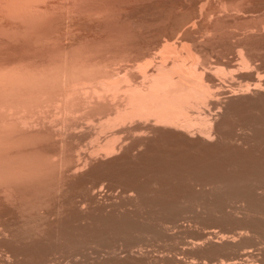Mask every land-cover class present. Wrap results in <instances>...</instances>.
<instances>
[{
  "label": "rangeland",
  "instance_id": "1",
  "mask_svg": "<svg viewBox=\"0 0 264 264\" xmlns=\"http://www.w3.org/2000/svg\"><path fill=\"white\" fill-rule=\"evenodd\" d=\"M14 1L15 0H0V61H1V63H4V65H5V63H8V65H9V63L10 62H13V64H14V62H16V60H19V59H21V61H18V62H22L23 63V61H22V58H20V55H21V57H23V56H30L31 54L30 53H33V55L35 54V56H36V54L37 53H39L38 55H40V49L42 48L41 46H40V44H43L42 46L44 47L43 49H41V51L43 50H45V49H47V48H52L53 47V45L52 46H50L51 45V43H55V40H54V37L55 38H59V36H60V41H62L63 42V46H65V48L67 49H65L63 46H61V48H64L67 52H63L62 51V54H64V56L66 57H71V58H69V61H70V59H76V62L75 61H70L69 62V65L71 66L72 65V63L71 62H75V64L73 63V67L72 68H74V65L75 66H78V65H76V64H79V62H81L80 64H82L83 66H81V67H83V69H86L87 67H89L90 68V63H88V61L86 60V59H88L89 57V54L87 55H85V57H83L84 55H82L80 52H82L83 51V48H82V45H84L85 43H92L93 42V44H92V47H88V49L89 50H91L90 48H92V51H94L93 49H95V47H96V43L95 42H102L101 44H99V45H101V46H103V44H106L107 45V47L109 48V52H114V51H116V50H111L110 51V48H112L113 49V47L115 48V47H118L119 48V50H118V48H116L118 51H121L122 50V54L124 55V53H125V55L123 56L122 54H120L121 52H118V54H116L117 52H115L114 53V55L116 54V56L113 58V56L112 55H110L114 60L116 59V61H118V59H117V56H118V58H120L119 56L121 55V56H123V57H125V56H127L128 57V55L130 56L129 58V60L131 61H129V60H127V61H125L124 59V63L123 62H121V61H123L122 59L120 60V62L118 61V63H120L119 65H115L114 64V66H111L110 64L111 63H114V61L112 62V60L111 61H109V64L108 63H106V64H104V63H102V64H104V66H106L107 64L108 65H110L109 66V68L110 67H113V69H117V68H119V67H122V71L120 70V69H117V70H115L117 73H115V75H114V70L113 69H109L108 68V66L107 67H104L101 63V65H102V67H101V65H100V67L102 68L101 69V72L100 73H104V72H102V70L104 71V70H106V68H107V70H108V72H111V70L112 71H114L111 75L112 76H116V75H121L122 77L123 76H125L127 73L126 72H129L130 70L131 71H133L134 72V70H136V68H137V72L135 71L134 73H135V77H133L132 75V78H131V76H129L130 77V79L132 80V81H135L136 82V80H137V74L136 73H138V76H140V75H142V73H145V74H150L152 71H153V69L155 68L154 67V65H155V63L157 64V63H160V61L159 60H161V58L162 57H166V60H168L167 62L168 63H171L174 59H173V57H176V55L178 56V57H180V56H184V55H186V52L184 53V50L185 49H179L180 47H184V45H186L187 43V45L185 46V48H187V47H189V44H190V47H191V50H190V53L192 54V52L194 51L195 53L193 54L194 56H192V57H190V61L191 62H195V61H198L199 62V58H201L200 59V62L202 63V64H205L204 66L199 62V65H197V64H195V65H197V67L198 68H196V69H198V71H200L201 73H202V71L203 72H205V73H203L204 75H205V77H209L210 79L211 78H213L211 81H212V84H214L216 81H217V78L219 77V75H221L219 78H218V81L217 82H221L222 81V79L224 80L223 81V84H221V83H217L216 82V84H221V85H216L215 86V84H214V86H215V90H217V91H219V88H217V86L218 87H221V86H223V87H221V89L220 90H222L220 93H222L223 94V96H222V98L224 99V94H227V92H229L227 95H229L230 94V91L231 90H234L233 88H236L235 89V91H237L235 94H237V93H239V91L240 92H242V88H241V90L240 89H238L237 90V87H235L234 86V84L235 85H239L238 86V88L239 87H241L242 85L241 84H246L247 85V83L248 84H250V85H248L249 86V88L252 86V89H255V88H253V87H256L255 85L256 84H252V82L254 83H256V81H258V78L257 77H262V81H258L257 83H259V82H264L263 81V78H264V0H223V1H221V0H211V3L209 2V3H207V1H203L202 0V2L200 1V0H151L152 2H150V0H139L138 2L137 1H135V0H131V1H134L135 2V5H134V2H132V3H130V2H126V3H129L130 4V8H129V5L128 4H125V5H128V7L127 6H125L124 5V1H123V3L122 2H118V1H121V0H116V1H114V0H112V1H107L108 3H110L111 4V2H113L112 4H114L115 5V8L116 7H119V4L120 3H122L123 5H124V7L122 8V7H120L121 8V12L123 11V13H125V12H127V13H125L124 15H122L120 18L118 17V18H115L114 19V17L116 16V15H120L121 14V12H119V13H117L118 11H114V13H110V12H106V8L107 7H109V9L111 8V6H112V4L111 5H109L108 3H107V5H109V6H107V5H105V4H103L104 2H106V1H104V2H102L101 0H100V2H101V4L99 5L100 6V8H101V10L102 11H100L99 10V13H101V12H103L104 10H105V12H104V14L102 13V15L103 16H105V15H107L108 13L109 14H114V17L112 16V18H113V20H109L110 21V23H108L109 21H107L108 20V18L110 17V15H109V17L108 16H105L104 18H106V17H108L107 18V20L106 19H104V21H105V23L102 21L103 20V16H100V15H96L95 13H98V10L94 7V5L93 4H88V5H90L89 7H94L95 8V10L94 11H96L97 10V12H93L92 13V15H94L95 14V17H97V16H99L98 18H93V17H91L92 15H90V17L87 15L88 13H90L91 14V11L92 10H90V12L89 11H87V13H86V11H85V14L86 15H82L83 14V12H81V11H83V9L86 7V8H88V5L87 6H85V1H87V0H81V3L80 4H82V1H83V4H84V8H83V4L81 5V9H78V2H80V0H76V2L78 3L77 5H76V3L75 2H72L73 0H41V1H39V0H36V1H39L38 3L39 4H37V2L36 1H33L34 3H33V5H34V7H37L36 8V10H35V8H32L33 9V11L31 12V10H29V12L27 11V10H24L25 9V5L23 6L22 5V1H24V0H19V1H17V3H15V4H18V5H15L14 4ZM25 1H28V0H25ZM75 1V0H74ZM92 2L91 3H93V0H91ZM97 0H95V2H96ZM126 1H129V0H126ZM142 1H144V2H142ZM192 1V2H191ZM196 1V2H195ZM238 1V2H237ZM240 1V2H239ZM21 3V5H20V3ZM35 2H36V4L37 5H35ZM44 2V3H43ZM45 2H47V3H45ZM55 2V3H54ZM99 2V0L97 1V3ZM99 2V3H100ZM137 2V3H136ZM150 2V3H149ZM171 2V3H170ZM204 2H206V3H204ZM219 2H221V3H219ZM225 2L227 3V4H225ZM244 2V3H243ZM11 3H13L16 7L15 8H17V9H15L14 8V5L12 4V6H11ZM54 3V4H53ZM71 3H75V4H71ZM86 3H89L88 1L86 2ZM116 3V4H115ZM119 3V4H118ZM139 3L140 4H142V5H140L139 6ZM147 3V4H146ZM202 3H204L203 5H205L206 4V6H205V10H206V12H210V14H206L207 16H205L203 13H200V11H199V9H200V5L202 4ZM225 4V9L223 10V7L224 6H222V5H224ZM240 3V5H238ZM241 3H242V5H241ZM42 4V5H41ZM70 4L71 5H75V7L77 8V10L76 11H78V12H80V13H82L81 15H80V13H76V11H75V14H79L78 16L76 15H74V12H73V10H72V13L69 11V9H70ZM118 4V5H117ZM122 4H120V6H122ZM209 4H211V8H210V11H209V9H208V7L210 6ZM221 4V5H220ZM231 4V5H230ZM97 5V4H96ZM95 5V6H96ZM157 5V6H156ZM182 5V6H181ZM196 5V6H195ZM217 5V6H216ZM226 5H227V7H226ZM236 5H238V7H239V10L237 9V6ZM19 6H22V7H20V9H19ZM41 6V7H40ZM46 6H48V10H49V13H50V15L53 17V15L55 14V16L57 15L58 16V18H59V20L58 19H56L55 17V19L57 20H55V19H53V20H55V22L54 21H52V22H54V23H52V22H50L49 24L51 25V27H48V28H46V30L47 29H49L50 30V28H52V26H53V28H52V30H54L55 29V31H53V33L51 34H49V32H46V33H48V35H49V37H48V35L44 32V34H46V39H45V35H43L44 36V39L43 38H40L39 36H38V33L40 32V31H38L40 28L42 29V30H45V29H43V23L45 24V21L46 20H44L43 18V20L41 19V18H39V19H37L38 17H43L44 15H45V19L46 18H50V17H48V16H50V15H48V16H46L47 14H49L48 12L46 13L44 10H46L45 9V7ZM50 6V7H49ZM51 6L53 7V9L51 8ZM57 6V7H56ZM59 6V7H58ZM80 6V5H79ZM98 6V7H99ZM101 6H104V10L102 9L103 7H101ZM107 6V7H106ZM134 6H136L135 8H134ZM172 6V7H171ZM222 6V7H221ZM233 6V7H232ZM234 6H235V8H234ZM11 7V8H10ZM42 7H43V9H42ZM54 7H56V8H54ZM64 7V8H63ZM72 7V6H71ZM97 7V8H98ZM126 7V8H125ZM181 7H182V9H181ZM207 7V8H206ZM222 9H221V8ZM230 7V8H229ZM231 7H232V9L234 8L235 10H233V11H231L232 9H231ZM243 7V8H242ZM247 7V8H246ZM12 8H14V10L12 9ZM21 8H24V9H21ZM28 7L26 6V9H27ZM41 8V9H40ZM58 8H60V9H58ZM69 8V9H68ZM76 8H73L72 7V9H76ZM85 8V9H86ZM114 8V6H112V9L111 10H114L115 9ZM127 8H129V9H127ZM149 8V9H148ZM176 8V9H175ZM199 8V9H198ZM18 9H19V11H18ZM52 10V13L54 12V14L52 15L51 14V10ZM57 10V11H55V10ZM92 9V8H91ZM108 9V8H107ZM108 9V10H109ZM119 9V8H118ZM117 9V10H118ZM122 9H124V10H122ZM127 9V10H126ZM143 9V10H142ZM154 9V10H153ZM13 10V11H12ZM18 12H17V11ZM25 11V12H23V14H22V11ZM79 10H81V11H79ZM86 10H88V9H86ZM107 10V11H108ZM140 10V11H139ZM156 10V11H155ZM190 10V11H189ZM231 12H230V11ZM10 11H12V12H10ZM14 11H16V12H14ZM29 13V14H31V13H33V12H39V13H37L36 12V14H37V16L35 15V13L34 14H31L30 16L33 18V20L31 19L30 20V18L31 17H29L28 15L29 14H27V12ZM47 11V10H46ZM59 11V12H58ZM120 11V10H119ZM125 11V12H124ZM182 11V12H181ZM56 12V13H55ZM169 12V13H168ZM233 12H235V13H233ZM240 12H241V14H240ZM8 13V14H7ZM19 13V14H18ZM25 13V14H24ZM41 13H43V14H41ZM45 13V14H44ZM59 13V14H58ZM106 13V14H105ZM117 13V14H116ZM122 13V14H123ZM164 13V14H163ZM190 13V14H189ZM216 13V14H215ZM238 13V14H237ZM21 14V15H20ZM72 14L74 15V16H72ZM157 14V15H156ZM162 14V15H161ZM200 14V15H199ZM201 14H203V15H201ZM252 14V15H251ZM22 15H24V17L26 16V17H28L29 19L27 20V18H24ZM33 15V16H32ZM43 15V16H42ZM127 15V16H126ZM139 15V16H138ZM220 15V16H219ZM232 15V16H231ZM235 15V16H234ZM239 15V16H238ZM246 15V16H245ZM251 15V16H250ZM56 16V17H57ZM62 16V17H61ZM70 16V17H69ZM81 16V17H80ZM85 16H87V17H84ZM132 16V17H131ZM166 16V18H164ZM218 16V17H217ZM237 16V17H236ZM253 16V17H252ZM259 16V17H258ZM35 17V18H34ZM80 17V18H79ZM89 17V18H88ZM190 17V18H189ZM197 17V18H196ZM23 18V19H22ZM82 18V19H81ZM93 18V19H92ZM126 18V19H125ZM183 18V19H182ZM187 18V19H186ZM199 18V19H198ZM225 18V19H224ZM20 19V20H19ZM26 19V20H25ZM91 19V20H90ZM98 19H102V20H98ZM119 19V20H118ZM153 19V20H152ZM167 19V20H166ZM186 19V20H185ZM201 19V20H200ZM224 19V20H223ZM229 19V20H228ZM231 19V20H230ZM25 20V21H24ZM38 20H40L39 22H38ZM42 20V21H41ZM91 22H90V21ZM117 20V22H115ZM211 20V21H210ZM217 20V21H216ZM27 21H30L29 23L27 22ZM37 21V22H36ZM98 21V22H97ZM107 21V22H106ZM112 21H113V23H112ZM120 21V22H119ZM224 21V22H223ZM242 21V22H241ZM24 22V23H23ZM36 22V23H35ZM41 22V23H40ZM43 22V23H42ZM47 22H48V20H47ZM46 22V23H47ZM57 22V23H56ZM234 22V23H233ZM26 23H27V25H26ZM33 23H35L36 24V26L35 27H33L35 24H33ZM53 25H52V24ZM117 25H116V24ZM209 23V24H208ZM236 23V24H235ZM247 23V24H246ZM29 24V25H28ZM30 24H31V26H30ZM40 24V27H38V25ZM48 24V23H47ZM46 24V25H47ZM48 24V25H49ZM91 24H93V25H91ZM119 24V25H118ZM194 24V25H193ZM211 24V25H210ZM42 25V26H41ZM49 25V26H50ZM172 25V26H171ZM181 25V26H180ZM182 25H184V26H182ZM192 25V26H191ZM116 26V27H115ZM119 26V27H118ZM191 26V27H190ZM227 26V27H226ZM30 27H31V29H30ZM56 27V28H55ZM183 27V28H182ZM185 27H187V29H189V30H187ZM207 27V28H206ZM217 27V28H216ZM221 27V28H220ZM226 27V28H225ZM33 28V29H32ZM44 28H45V26H44ZM182 28V29H181ZM195 28V29H194ZM210 28V29H209ZM35 29V30H34ZM119 29V30H118ZM181 29V30H180ZM185 29H186V31L187 32H189V33H187L186 31H185ZM29 30V31H28ZM38 31V33H37V36H35L36 35V32ZM51 30V31H52ZM197 30V31H196ZM200 30V31H199ZM26 31H28V32H26ZM116 31H117V33H116ZM177 31V32H176ZM186 33H185V32ZM220 31V32H219ZM30 32V33H29ZM187 35H189V36H184V33ZM205 32V33H204ZM217 32V33H216ZM222 32H224V33H222ZM31 33H34V35L33 34H31ZM113 33V34H112ZM115 33V34H114ZM183 33V34H182ZM208 33V34H207ZM220 33H222V34H220ZM40 34V33H39ZM117 34V35H116ZM32 35V36H31ZM111 35V36H110ZM221 35V36H220ZM29 36V37H28ZM35 36V37H34ZM41 37H42V34L40 35ZM50 36L52 37V38H50ZM123 36V37H122ZM27 37V38H26ZM33 38V40H32V38ZM37 37H39L40 39H42V41L43 40H45L46 42H47V40L50 38V40L49 41H51V42H49V44H46V42L44 41L43 43H41V41L39 40V38H37ZM47 37H48V39H47ZM173 37V38H172ZM178 37V38H177ZM189 39H188V38ZM195 37V38H194ZM202 37V38H201ZM207 37V38H206ZM57 38V39H58ZM116 40H115V39ZM120 38V39H119ZM123 38V39H122ZM191 38V39H190ZM193 38V39H192ZM52 39H53V42H52ZM100 39V40H99ZM119 39V40H118ZM176 39V40H175ZM182 39V40H181ZM184 39V40H183ZM196 39V40H195ZM27 40H29L28 42H30L31 43V45H32V47H36L35 46V44H36V40H39V41H37V45H38V42H40L39 43V50H38V47H36L35 49H37L36 50V53H35V51L34 50H32V51H34V52H32V51H30V49L31 48H29L28 47V50H29V52H28V50H26V46L28 45L27 43ZM103 40V41H102ZM108 40V41H107ZM118 40V41H117ZM167 40V41H166ZM175 40V41H174ZM187 42H186V41ZM33 41H35V43L33 42ZM59 41V40H58ZM57 41V42H58ZM105 41H107V42H105ZM109 41H111V42H109ZM115 41H117V42H115ZM173 41L175 42L174 44H173ZM202 41V42H201ZM23 42H25L24 44H23ZM56 42V43H57ZM99 42V43H100ZM178 42V43H177ZM200 44H199V43ZM33 43V44H32ZM56 43L54 44V45H56ZM94 43H95V45H94ZM167 44V46H166V44ZM171 43V44H170ZM25 44H26V46H25ZM59 44V43H58ZM61 44V43H60ZM117 44V45H116ZM163 44H164V47H162L163 46ZM168 44L170 45L169 46V48H168ZM183 44V45H182ZM198 44V45H197ZM23 45V46H22ZM47 45V46H46ZM50 47H49V46ZM62 45V44H61ZM81 45V48H82V51H77V48L79 47ZM86 45V44H85ZM88 46H89V44H87ZM174 46V45H176V46H174L173 48L175 49L176 47H178V49L176 48V55L174 56L173 54L175 53L174 52V50H172L173 48H172V46ZM30 46V45H29ZM58 45H56V47H57ZM69 46H71L70 48H68ZM76 46H77V48H76ZM161 46V47H160ZM166 46V47H165ZM196 46V47H195ZM24 47V48H23ZM31 47V46H30ZM41 47V48H40ZM75 47V48H74ZM84 47V46H83ZM85 47H87V46H85ZM126 47H128V48H126ZM134 47V48H133ZM141 47H143V48H141ZM189 47V48H190ZM196 49H195V48ZM50 48V49H51ZM54 48V47H53ZM60 48V47H59ZM60 48V49H61ZM73 48L74 49H76L75 50V52H77V54L79 55H82V58H81V56H80V58H78L79 56L75 53V52H73L74 54H76L74 57H73V55L72 56H70L71 55V53L72 52H70V51H73ZM97 49H98V47H96ZM100 48H103V47H100ZM105 48V47H104ZM108 48H106V49H108ZM165 48H168V49H165ZM188 48V49H189ZM32 49H34V48H32ZM48 50L49 52L50 51H54V50ZM59 49V50H60ZM63 49V50H64ZM71 49V50H70ZM87 48H85V50H86ZM88 49H87V51H88ZM106 49L105 50H103L102 49V51H104V52H102V53H105L106 52ZM123 49H124V52H123ZM133 49V50H132ZM160 49V50H159ZM57 49H55V51H56ZM70 50V51H69ZM78 50H80L79 48H78ZM162 50V51H161ZM179 50V51H178ZM180 50H182L183 51V53H184V55H182L183 53H182V51L180 52ZM193 50V51H192ZM199 50V51H198ZM46 51V50H45ZM44 51V52H45ZM54 51V52H55ZM68 51L70 52V55H68V54H66L65 55V53H68ZM92 51H90L91 53H93ZM126 51H130L131 52V54L130 53H128V52H126ZM132 51H134V52H132ZM138 51H140L139 53H141L140 55V57L141 58H139V55H137V54H139V53H137V54H135L136 52H138ZM143 53H142V52ZM166 51V52H165ZM174 52V53H172V55L170 56V54H168L169 52ZM179 53H181V54H179ZM192 51V52H191ZM199 53H201V54H197L198 52ZM216 51V52H215ZM240 51V52H239ZM243 51V52H242ZM44 52H42V53H44ZM48 52V53H49ZM57 52H58V50H57ZM61 52V51H60ZM59 52V57L57 56V53L55 54V57L56 58H58V59H60V57H61V59H62V57H64L61 53ZM85 52V51H84ZM97 52V51H96ZM100 52V51H99ZM159 52H161V54H159ZM207 52V53H206ZM239 52V53H238ZM3 53V54H2ZM47 52H46V54H45V56H48L49 54H48ZM72 53V54H73ZM90 53V54H91ZM98 53V52H97ZM128 55H127V54ZM132 53H134L133 55H132ZM147 53V54H146ZM163 53H165L164 55H163ZM170 56H168L167 54ZM28 54V55H27ZM30 54V55H29ZM51 54V53H50ZM111 54V53H110ZM113 54V53H112ZM120 54V55H119ZM142 54H143V56L145 55V57H144V59H143V57H142ZM198 55L199 56V58L197 59V60H195L194 61V58L196 57V55ZM203 54V55H202ZM206 54V55H205ZM241 54H244V55H241ZM7 55V56H6ZM42 55V54H41ZM62 55V56H61ZM99 56L100 55H102V56H104L103 54H98ZM98 55H94V54H92V56L90 55V57L92 58L93 56H98ZM108 55V56H107ZM107 55H105V56H107V57H109V54H108V50H107ZM131 55H132V57H133V59L134 58H136L137 57V59H141V61L140 60H138L139 61V63H137L138 61L136 60H133L132 59V57H131ZM135 55H137V56H135ZM149 55V56H148ZM151 55V56H150ZM201 55L203 56V58H204V56H205V58L206 59H203L202 57H201ZM237 55V56H236ZM3 56V57H2ZM12 57V58H9V57ZM14 56V57H13ZM34 56V57H35ZM44 56V55H43ZM44 56V57H45ZM50 56V55H49ZM51 56H54V55H52L51 54ZM102 56H100V58L99 59H101V58H103V60L105 59V58H107V57H102ZM161 58H160V57ZM173 56V57H172ZM187 56V55H186ZM240 56V57H239ZM245 58H244V57ZM2 57V58H1ZM5 57H6V59H5ZM16 57V58H15ZM19 57V58H18ZM44 57H43V59H44ZM66 57V58H67ZM110 57V58H111ZM123 57H121V58H123ZM127 57H126V59H127ZM147 57V58H146ZM151 57V58H150ZM153 57H154V62H153ZM168 57L170 58V59H168ZM171 57H172V59H171ZM178 57H176V58H178ZM188 57V56H187ZM241 57H243V58H241ZM9 58V59H8ZM32 58V57H31ZM36 58H37V60H35V62L36 63H40L39 61H38V57L36 56ZM46 58V57H45ZM48 58V57H47ZM46 58V59H47ZM55 58V59H56ZM83 58H86L85 60L87 61V65L85 66L82 62H84L85 60H83ZM91 58H90V60H91ZM94 58V57H93ZM97 58L98 57H96L95 58V61L97 60ZM159 58V59H158ZM163 58V60L165 61V59ZM181 58V57H180ZM184 58V61H189V60H187L186 59V57L184 56L183 57ZM189 58V57H188ZM191 58H193V59H191ZM207 58H209V59H207ZM248 58V59H247ZM15 59V60H14ZM40 59V58H39ZM41 59H42V56H41ZM50 59H52V58H50ZM50 59H48V63L50 62L49 60ZM54 59V58H53ZM53 59H52V61H51V63L50 64H52V65H54L55 63V61L56 60H58V59H56V60H54L53 61ZM77 59H80L79 61L77 60ZM132 59V60H131ZM144 61H143V60ZM148 59V60H147ZM203 59V61H201ZM242 59V60H241ZM2 60H7L6 62H4V61H2ZM12 60V61H11ZM14 60V61H13ZM23 60H24V58H23ZM26 60H27V58H26ZM25 60V61H26ZM45 60V59H44ZM64 60H65V58H64ZM81 60H83V61H81ZM103 60H100V62L101 61H103ZM106 60V59H105ZM109 59L107 58V61H108ZM146 60V61H145ZM158 60V62H155V61H157ZM162 60V61H163ZM169 60H171V61H169ZM177 60V59H176ZM204 60L205 61H207L206 63L204 62ZM245 60H247L248 61V63L246 64L245 62H243L242 63V61H245ZM10 61V62H9ZM30 62V59L29 60H27V62L25 63L27 66L24 68V65H22V63H20V65L17 67V68H20L21 67V65H22V68H23V70L25 69V71L27 72V70L30 68V64H28L29 62ZM38 61V62H37ZM46 61V60H45ZM59 61V60H58ZM58 61H56V62H58ZM66 61L68 62V58L66 59ZM92 61L94 62V60L92 59ZM92 61H89V62H92ZM128 61L130 62V63H128ZM133 61H135L137 64H132L133 63ZM152 64L153 63V66L151 65H149L150 63ZM161 61V62H162ZM62 63L61 64H63V65H65V67H67L68 68V66H66L67 65V63L65 62V61H63V59H62V61H61ZM63 62H65V63H63ZM93 62H92V64H93ZM97 62V61H96ZM96 62H94V66L96 65ZM103 62H106V61H103ZM111 62V63H110ZM125 62L127 63L126 65H128L127 67V69H129V67L130 66H133V65H137V66H133V67H131V69H129V70H127L125 67H124V65H125ZM141 62V63H140ZM166 61H165V63H167ZM23 63V64H24ZM31 64L33 63V62H30ZM43 63H45V62H43ZM47 63V62H46ZM54 63V64H53ZM143 63H144V65H143ZM167 63V64H168ZM187 63H189V62H187ZM195 63H197V62H195ZM209 63V64H208ZM211 63V64H210ZM219 63V64H218ZM13 64H11V66L13 65ZM17 64V63H16ZM40 64H42V62L40 63ZM58 66L57 67H60L59 66V64L58 63H56ZM55 64V65H56ZM79 64V65H80ZM90 64V65H89ZM98 64H99V62H98ZM122 64H124V65H122ZM132 64V65H131ZM206 64H208V65H206ZM213 64V65H212ZM216 64V65H215ZM3 65V64H2ZM47 65V64H46ZM54 65V66H55ZM113 65V64H112ZM121 65V66H120ZM201 65V66H200ZM212 65V67H214L213 68V70L212 69H210L211 67L210 66ZM246 65V66H245ZM7 66V65H6ZM10 66V65H9ZM9 67V68H16V65H13V67ZM38 66H40L41 67V65H39L38 64ZM43 66H44V68H43ZM42 66V68L44 69V71L47 69L46 67L48 66V70H50L51 69V67L49 66V64L47 65V66H45V65H43ZM98 66V68H96ZM97 66H95V68H96V70H95V68H94V70L93 71H99V65H97ZM116 66H119V67H116ZM145 66V67H144ZM148 66V67H147ZM156 66V65H155ZM202 66H203V68H202ZM220 66V67H219ZM248 66V67H247ZM250 66V67H249ZM4 66H2L1 67V64H0V70H2V69H5V67L3 68ZM35 67H37V65H35L32 69H33V71L34 72H36L35 70H34V68ZM39 67V68H40ZM53 67V66H52ZM64 66L63 67H60V69L61 68H65ZM85 67V68H84ZM92 67V66H91ZM114 67H116V68H114ZM141 67H142V69L143 68H146V69H143L144 70V72H143V70L141 69ZM154 67V68H153ZM207 67H209L208 68V70L210 69L211 71H214V73L216 72L214 69H217V71L219 70L218 68H220V72H222V73H220V72H217V76L216 75H214V73H213V75L211 74V72H209V74H208V70L206 69ZM217 67V68H216ZM222 67V68H221ZM243 67H245V69H243ZM21 68V69H22ZM46 68V69H45ZM54 68V67H53ZM52 68V69H53ZM67 68H65L66 70H64V69H61V72L62 73H64V71H65V73H66V71H69L70 72V70L71 69H67ZM70 68V67H69ZM79 68H80V66H79ZM78 68V69H79ZM93 68V67H92ZM104 68V69H103ZM123 68H125V70H126V72H125V70H123ZM132 68H135L134 70L132 69ZM140 68V69H139ZM151 68H152V70H151ZM204 68H205V71H204ZM6 69H8V67L6 68ZM5 69V70H6ZM21 69L19 70V69H16V70H18V71H20L21 72ZM32 69H31V71L30 72H33L32 71ZM35 69H37V68H35ZM43 69H41V70H43ZM76 69H77V67H76ZM82 69V68H81ZM247 69V70H246ZM5 70H2V71H5ZM10 71H11V69H9ZM15 70V69H14ZM47 70V71H48ZM55 70H57V68L55 69ZM63 70V71H62ZM73 70H75V69H72V71ZM87 70V69H86ZM107 70H106V75H107V77L108 76H110L108 73H107ZM110 70V71H109ZM138 70H140V73L138 72ZM239 70H245V72L243 71H239ZM40 71V70H39ZM39 71H37V72H39ZM59 72H60V70H58ZM71 71V72H72ZM124 71V72H123ZM130 71V72H131ZM141 71H142V73H141ZM232 71V72H231ZM13 72H15L16 73V71H13ZM24 72V71H23ZM26 72H24V73H26ZM28 72H29V70H28ZM121 72V73H120ZM149 72V73H148ZM224 72V73H223ZM227 72V73H226ZM248 72H250V73H248ZM3 73V72H2ZM7 74H9V72H8V70H7V72H6ZM68 73V72H67ZM99 73V74H100ZM236 73V74H235ZM255 73V74H254ZM3 74H5V73H3ZM122 74H125V75H122ZM130 74H132V72L130 73ZM140 74V75H139ZM208 74V75H207ZM216 74V73H215ZM219 74V75H218ZM227 74H229V75H227ZM234 74V75H233ZM241 74H243L242 76V78L244 79L245 78V80L243 81L242 79H240L241 78ZM248 74V75H247ZM2 75V74H1ZM101 76H105L104 74L102 75V74H100ZM99 75V76H100ZM226 75H227V77H226ZM263 75V76H262ZM118 76V77H119ZM121 76L119 77V78H121ZM214 76V77H213ZM237 76H239V77H237ZM245 76V77H244ZM250 76V77H249ZM251 76H252V78H251ZM255 76V77H254ZM257 76V77H256ZM112 78V80H109V81H107L108 79L106 78L105 80H106V82H109V83H111L112 81H113V79H115V82H117L118 81V77H117V79L116 78ZM217 77V78H216ZM229 77V78H228ZM236 77L237 78H239L238 80V84L236 83L237 81V79H236ZM249 77V78H248ZM105 78V77H104ZM110 78V77H109ZM135 78H136V80H135ZM216 78V79H215ZM235 78V79H234ZM255 78L257 79V80H255ZM134 79V80H133ZM140 79H141V77H140ZM219 79H221V81H219ZM225 79H226V81H225ZM235 80V81H232V80ZM252 79V80H251ZM117 80V81H116ZM119 80H121V79H119ZM139 80V79H138ZM138 80H137V82H138ZM214 80H216V81H214ZM242 80V81H241ZM253 80H255V81H253ZM259 80H261L260 78H259ZM140 81V80H139ZM114 82V81H113ZM227 82V83H226ZM229 82H231L232 84H230L229 85ZM235 82V83H234ZM241 82V83H240ZM243 82V83H242ZM262 83H259V85H257V88L259 87V89L260 88H262ZM124 82H121V84H119V87L120 88H122L124 85ZM225 84V85H224ZM229 85L228 86V88H227V86L226 85ZM246 85H244V86H246ZM97 86V87H96ZM95 87L97 88L96 90H97V92L99 91L98 90V85H96ZM226 86V87H225ZM80 87H82V86H80ZM94 87V88H95ZM85 88L86 87H82V89H84L85 90ZM89 89H87L86 88V90L85 91H88L89 93H91V91H92V89H91V87H88ZM223 88V89H222ZM224 88H226V89H228L227 91H225L224 90ZM232 88V89H231ZM245 87H243V89H244ZM249 88H247L248 90L247 91H249ZM65 89V88H64ZM67 89H69V88H67L66 87V90ZM81 89V88H80ZM80 89L78 88V89H76V90H79L80 91ZM82 89H81V92H77V94L75 95V96H77V95H80L79 93H81L82 95L84 94H86L85 95V98L89 95V97L90 96H92V93H91V95L89 94V93H87V92H84V91H82ZM100 89V88H99ZM70 90H72V89H70ZM69 90V91H70ZM108 90V91H107ZM223 90H224V93H223ZM245 90V89H244ZM243 90V91H244ZM217 91H215V93L217 92ZM235 91H232V92H235ZM252 90H251V88H250V91L249 92H251ZM66 92V91H65ZM93 92H94V90H93ZM97 92H94L93 93V96H92V98H93V100L92 101H89V103L87 102V101H85L84 99V96L82 97L81 95H80V97L79 96H77V97H79L80 98V100H82V101H80V102H82V105H84L85 107H86V109H87V107L88 106H92V107H95L96 108V106H98L99 104H100V101L102 102V103H104V104H108V102H111V100H113V99H109V100H106V98H109L110 97V95L112 94V97L111 98H115L114 100L115 101H113V103L112 104H114L115 102H119V97H118V94H119V96H121L122 97V95H123V91H119V93L117 92V95L116 94H113L112 92H113V90H110V89H105L104 90V92H102V93H100V91H99V93L97 94ZM123 92V93H122ZM218 92V93H219ZM103 93H106V94H103ZM109 93V94H108ZM115 93V92H114ZM219 93V94H220ZM94 94H95V97H97L98 99L97 100H95V101H99V104L98 105H92L91 103H95V101H94ZM107 94H108V96H107ZM222 94H220V95H222ZM97 95V96H96ZM100 95V96H99ZM105 95H106V97H105ZM113 95H116V96H113ZM238 95L240 96V94H237V98H238ZM74 96V97H75ZM102 96V98L103 99H100L99 100V98ZM124 96V95H123ZM81 97L83 98V99H81ZM89 97H87V98H89ZM120 97V98H121ZM63 98V97H62ZM86 98V100H90V98L89 99H87ZM225 98H226V96H225ZM96 99V98H95ZM61 100L63 101V103H65L66 101H64V99H60L58 102L60 103V104H58V106L59 107H57V105H56V107L58 108H56V107H54L55 105H52V106H49L50 108H49V110H47L48 109V107L45 109L47 112V114H42V108H43V111L45 112V110H44V105H42L43 107H41L40 106V113H38L39 115H44L43 117H45V118H41L40 117V119H43L42 121L44 122V123H42V121H41V123H40V120H38V122L36 121L37 120V118H39L38 116L39 115H36L35 116V114H33L34 112L36 113V112H38V110H37V108H35V110L36 111H34L32 108V110L31 109H27L28 107H25V109L26 110H24V107L22 108L21 107V109H23V111H25V113L22 111V110H20V111H22L23 113L21 114V113H19V114H21L22 116H20V115H18L19 117V119H17V117H15V116H17V115H15V116H12V113L13 112H16V111H13V109L15 108H9V110L10 109H12L11 110V114H9V115H11V116H9L8 114V116L9 117H7V118H10V124H12V120H15V122H16V119H17V122H16V124L17 123H20V121H22L23 119V117H25L24 119H26V123H23V122H21L20 124H22V125H20V124H15L17 127H18V125H19V127L20 128H22L23 129V125H24V130L25 131H29V130H31L32 129V127L34 126V128L31 130L32 132L34 131V130H38L39 129V132H41L40 131V125L39 124H43V125H41V128L44 126V124L47 122V125H45L46 126V131H43L44 130V128H42V132H46V134L48 133V130H47V126H51L49 129L50 130H52L51 128H53L52 126H55V129H54V131L56 130V128H57V130H58V132H54V131H49V133L47 134V135H44V138L43 137H41V136H39L40 135V133L38 134V136L41 138V140H40V138H38L37 137V139H39L38 141H35V142H33V144H32V142H31V144L29 143V141L28 140H26L25 142H27L28 141V143L30 144H28L29 145V147L27 148V149H30V150H32V151H30V150H27L26 148H24V147H26V145H25V142H24V144L22 143V147L24 148V150H27V151H29L28 153H29V155L27 156L26 155V153H25V155L23 154V156L21 155V151L23 152L24 150H21L20 148H21V143H18L19 145H17L16 144V146H18V147H20V148H18V149H20L19 151V156H21V157H26V159H28L29 158V156H30V152H32L31 153V158H35L37 155L38 156H40L41 157V155H43V157H41L40 159L42 160L43 158H44V154H41V153H43L44 152V149L43 148H45L46 149V152H44V153H47V155L46 156H48V154L49 155H54V156H59V158H60V155L62 154H60V152L59 151H64L63 150V144L61 143V145H60V142H63L64 144H66V142H67V144H68V142H69V144L71 143L70 141L71 140H69L70 138H66V139H63L64 138V133H65V127H67V130L66 131H68L70 128L72 129V127H70L72 124H74V126H77L76 124H79V121H80V123H82L81 125L82 126H84L85 128L86 127H88V129L87 130H84L86 133H87V131L89 130V126H91L90 127V131L92 132V128L94 129L93 131H94V133L93 134H91L90 136H93L94 134H95V131H98L99 130V132H100V134H99V137H98V133L99 132H96L97 133V135H95L94 137L97 139V140H99L100 141V143H99V141H97L95 138L93 139V138H91L90 139V137H85L84 135L85 134H83L82 133V141H87V143L86 142H84V149H81V151H80V146H82V144H77L76 146L78 147L79 145V150H78V148H77V150H78V152L76 153V155L78 154V155H81V153H82V151H92V147H93V149H95V150H93V154L92 153H90V152H88V153H85V152H83L82 154H84V156H85V154H89L88 156V158H90V159H92L93 160V158H91V157H93V156H90L91 154L92 155H94V161H92V162H90L91 160L90 159H88L86 156L84 157L83 155V157L82 158H80L81 156H79V158L75 155V151H77L76 149L74 150L73 149V146H75L74 144H73V146H72V151L74 150V154L72 153V154H70V155H74V157H76V159H74L73 161L75 162V163H77L76 161H80L79 163H80V166H79V168L76 166L77 164H73L77 169H75L74 170V167H72L73 169L72 170H69V168L71 167H68V168H65V169H62L61 168V166H62V163L61 162H63V160H61V162H60V164H59V166H56V168L57 167H60L61 168V170H56V171H58V172H55V174L56 173H63V174H65V173H67L68 171L69 172H71V171H73L74 170V174H75V171L77 172V174H79V177L80 178H82L83 177V175H84V177H86L85 175H88V173H89V171L95 166V168H96V172L95 173H92V170L94 169H92L90 172L91 173H89L90 175H92V178H91V176L90 175H88L87 177H89L90 178V181H89V178H84L85 179V181H84V179L82 178V179H80L77 175L76 176H74L75 178L76 177H78V179L76 178V179H74V177L72 176V175H69V174H73V173H69V174H65V176H67V175H69V177L67 176V177H64V176H62V175H59V174H54V172L53 171H55V169L56 168H54V170L53 171H51L50 170V168H51V166H49L50 168L48 169L46 166H45V168L44 169H39L40 171L42 170V173L44 174V176H45V173L47 172V170H45V169H48V170H50L52 173H53V175L51 174V172L49 173V175H51L52 177H56V179H54V180H51L52 179V177L50 176H48V175H46L45 177L46 178H51V179H46V180H48V181H46V180H44L43 178L44 177H41L42 179H43V181H44V183L46 182V183H48V185L50 184V181H51V184L50 185H52L53 184V186H55L54 188H52L53 186H51V190L49 191V189H50V186H48L49 188H48V191H47V187L45 186V185H42L43 184V182L41 183V185H40V180H42V179H39V181H38V179L36 178L37 176L35 175V180H32V179H34V175H33V178H30V177H32V176H29V177H25V179L27 178V180H32V181H38V182H36V183H38L37 185H36V183L34 184L33 183V185L31 184L30 185V181H28L29 182V184L27 183V181H24V180H21V182H26L27 183V186L24 184V186L23 187H28V185L31 187V188H33V189H31V188H29V190H27V189H22L21 187V189L20 190H22L21 192H19L18 190H13L12 189V187H13V185H12V187H10L12 190H13V192L15 191L16 192V195H18L17 194V191L19 192V196H16V195H14V197H13V195H11V192L9 191V193H10V195H7V196H11V197H13L12 198V201L13 202H11L9 199V201H7V202H1L0 201V264H9L11 261V263L10 264H20L21 262L23 263V262H26L25 260H28L29 261V264L32 262V261H34V258H32L33 260H31V258H30V256L29 255H31L32 256V254H33V252H32V250H33V248L35 249V245H37V244H39L40 242H43L44 243V246L45 247H47L48 245H49V247H47L48 248V250H49V253H48V251H47V253H46V251H43V252H45V254H50L48 257L50 258V259H52V261H53V263L54 262H58L59 264H61L60 262H62V261H64V263L65 264H69V263H66V262H68V260L69 259H66L65 258V256L68 254V253H66L65 254V251H64V249L65 248H68V246H70L69 248H71L72 246V248H71V251L69 250V248H68V250H69V254H71V252H72V250H73V253H79V255L77 256H75V258L77 259V260H75L76 262H75V264H122L123 262H125V264H226V263H228V261H230L229 262V264L231 263H233V262H238V263H240L239 262V260L240 261H242V260H245V262L244 261H242L241 262V264L244 262V264H252V262H253V260H254V258L255 257H251V258H253L252 260H251V258L250 259H248L249 257H243V259H242V256H241V254L239 255V252L240 253H242V250L243 251H247L248 249V251H250V253H251V255L253 256L254 255V253H255V255L257 256V259L256 260H254L255 262L257 261L258 263H253V264H264V257L263 256H261L262 255V253L260 254L259 253V251H263L264 250V247H263V249L261 250V247H257V248H259L257 251L255 250V249H257V248H255L256 246H258L259 244H260V246H262L261 244H264V238H263V235H264V233L263 232H261L260 234L262 235V242H261V240L259 241V242H261V243H258L257 241L259 240V237H261V235L259 236L256 232H255V234H257V237H256V235L255 234H253L252 232V234L256 237L255 238V241L253 240L254 239V236L252 237V234L250 233V236H248L249 234H247V233H249V232H247L248 230H239L237 227H238V222L236 221L235 223H236V225L237 226H235V224H232L233 226H235L236 227V229L234 228V231H232V233L233 234H230L231 233V231L230 230H228V233H226L227 231L225 230V228H226V226L227 227H231L230 225H225V226H223V225H221V224H219V226H218V229L215 227V226H217V224L215 223V224H213V222L211 221V220H209V221H211V223L213 224V225H215L214 227H215V230L217 229L218 231L220 230L219 228H221L222 226L223 227H225L224 229H222L221 228V230L220 231H226L225 233L227 234H224V232H220L219 233V235L222 233V234H224V235H222L225 239L227 238L228 240H230V241H232L233 242V240H234V243H236L237 242V244H234V243H232L231 245H234V246H231L230 248H228L229 247V245H228V247H227V249H230V250H232V251H230V250H227L230 254H228V252L227 253H225L224 251H225V249H224V247H225V245L223 244L222 245V243H224L223 241H220L218 238H217V241H220V245H222V246H220L219 244L217 245V244H215L217 247H222L221 249H224V250H222V252H223V256H221L222 254L220 253H218V251L220 250V248H216L215 249V251L217 250V255L219 256H216V254H215V257H212V253H210V252H206V245L208 244V246H209V243H206V242H204V244L202 243V246L204 247V248H206V249H203V247H202V250H205V254L206 255H203V254H201V253H199V252H201L202 250H200L199 251V249L201 248V246H200V248L198 249V246H196V245H194L196 242H198V241H196L198 238H201L202 236H199V234H205L204 233V231L205 230H202V233H200V231H201V229H202V227H204V225L205 226H207V224H208V221H206V223H203L204 221H202V227H201V224L199 225V222H200V220H199V222H197L198 220H196V219H193V218H191L192 220V223L191 222H189V221H186V216L184 215V214H182L183 215V217H184V220H182L183 219V217L182 218H180V219H178L177 221H179V223L178 222H176V224H177V226L175 227V229L173 230V225H171V224H169V225H171V226H169L168 224H166L167 225V227H168V230H170V227H172V230H170V232L168 233L167 231V227H165V224H164V227L165 228H163V227H161V226H163V223H160V222H163V217H161V216H163L161 213L162 212H160L159 213V215H161V216H159V215H157L156 217L154 216V215H156V214H158V212H155L156 210H154V212L153 211H151V210H153V209H155V208H157L156 206H153V208L151 207V206H148V203L147 202H149V201H151V200H153L152 198H158V199H160L159 201H160V203H162V204H164V206L166 205V203H168L169 201H171L170 199L172 198V196L168 193L169 191H172V190H174V188H175V185H177V183H179V182H175V181H173V182H171L170 181V183H169V181H167V180H165V178H163V179H161L162 177V175H165V174H167V171H162V172H160L159 171V169L160 170H164V169H167V168H164L165 166H168V163H171L174 159H175V157L177 156V157H179V159L176 157V159L174 160L175 162H176V160L177 161H180V160H182L183 159V161L184 160H189V162L193 159V158H197V159H204V157L208 154V151L209 152H211L210 150H208V149H203L202 147L200 148L199 146H193V145H189V144H182V143H179V141L178 140H176L175 139V137H173V139H172V137L170 138V137H166V136H158V137H156L155 135H151L150 137H149V135H148V137H147V135H145V134H143V133H137V135H138V137H137V135L135 134V139H132L133 141H137L136 140V137L137 138H139V137H144V136H141V134H143V135H145V138H143V140H142V138H139L138 140H141L142 141V143H145V145H143L142 144V146L144 147L145 146V150H147V152H146V154L147 153H150V154H147V156H146V154H145V151H144V149L143 150H141L142 152H138L139 150H138V148H143V147H141V145H140V147L137 145L136 146V148L137 149H135L136 151H137V153H139V155L141 156H139V155H137V153L135 152H131L130 151V153H132V154H130V153H128L127 155L130 157L131 155V159L129 158V157H127V155L125 154V153H123L122 151V148H121V151H119L120 149H116L115 148V146L118 148V146H119V141H120V145L122 146V144L121 143H123V142H126V143H124L123 144V146L122 147H124V146H126L128 143H129V140H130V138L129 137H127L128 136V134H119L121 137H119L118 135V137L117 136H115V140L114 141H116V142H114L113 141V143H115V144H113L114 145V148H115V150H117V151H114V155L112 154H110V157L108 156L107 158H111V156H116V153L119 155V154H121V153H123V155L121 154V157L120 156H116V157H113V160H115V158L117 159L115 162L116 163H114L113 161L112 162H107L108 160L109 161H111L110 159H106V156L105 157H103L102 155H105L104 153H105V149L103 148V150H102V146L103 145H101L100 146V144H101V141L103 140H101L100 139V136H102L101 134H103V131H104V134H103V136L102 137H104V139H107L108 137H110V135L111 134H109V133H112L113 132V130H119L120 128H122L121 127V125H119L118 124V122H117V124H115L114 125V127H113V124H111L110 126H109V128H107L108 126H105V125H103V122H105L106 120H105V118H107L108 116L110 117H108L109 119H113V117H111V113H113V111H111V112H107V111H103V109L101 110H99V108L97 109V110H99V113H100V115H98L99 113H97V110H95V108H91V107H88V109H87V112H85V110H84V112L83 113H80V111L82 112V110H81V107L82 108H84L85 109V107H83L81 104L79 105V101L78 100H74V101H72V102H70L69 100L67 101L70 105H71V107H72V103L74 102L75 103V105L77 104L79 107H72V110H73V108H74V110L72 111L71 109H70V106L68 107L70 110H71V113L70 112H68L67 114H66V111H70L68 108H67V110H65L64 108H66V105L68 104H64L65 105V107L63 108V104L61 103ZM83 100H84V102H86V103H88V104H90V105H87L86 103H84L83 102ZM103 100L105 101V102H103ZM228 99H224V100H221V108L220 109H222L223 110V112H222V110H220L221 112V114H223V115H218L217 117L218 118H220V120L219 121H222V122H218V118H217V120H216V122L217 123H219V126L223 123V121L225 122V124L223 123L221 126L222 127H219V128H221L219 131L220 132H222L223 131V133H224V130H222V129H225L226 128V125H227V128H226V131L225 132H231L232 134H235V131L237 132V131H239L238 129H240V128H237V127H239V126H243V127H245L246 129H247V127L248 126H252V125H255L254 126V128L256 129V131L259 129V125H260V123L262 122V121H264V120H262L261 121V119L263 118L264 119V117H262L264 114H263V112H264V110H262L261 109V105H262V107L264 108V105H263V101L261 100V99H239V100H237V101H235V102H231L230 100H228L229 102V105H228V103L226 102ZM242 100H246L245 101V103H242V105H241V103L240 102H243ZM253 100V102L251 103V101ZM259 100V102H261L262 101V103H261V105H259L260 106V108L258 109V104H260L259 102L258 103H256L257 101ZM108 101V102H107ZM248 101V102H247ZM107 102V103H106ZM224 102V103H223ZM225 102H226V104L228 105H225ZM251 103V104H250ZM255 103L257 104V105H255ZM97 104V103H96ZM110 104V103H109ZM248 104H250V105H248ZM252 104H253V106H252ZM74 105V104H73ZM74 105V106H75ZM76 105V106H77ZM103 105V104H102ZM101 105V106H102ZM223 105V106H222ZM245 105V106H244ZM62 106V107H61ZM100 106V105H99ZM111 105H109V108H111L110 107ZM240 107V108H238V107ZM252 106V107H251ZM51 107H53L52 108V112L53 113H51ZM107 107V106H106ZM227 108V107H229L227 110L226 109H224V108ZM237 107V108H236ZM245 107V108H244ZM250 107V108H249ZM257 107V108H256ZM2 107H0V109H1ZM5 108H7L6 106L5 107H3L1 110H3L2 111V113L3 112H5V113H3V115H5L6 114V111H5ZM18 109L20 108V107H17ZM39 108V107H38ZM55 108L57 109V110H55ZM78 108V109H77ZM90 108V109H89ZM103 108H104V106H103ZM234 108V109H233ZM247 108V109H246ZM249 108V109H248ZM18 109H16V110H18ZM63 109V110H65V113L63 114V110L61 111V110ZM92 109L93 110H95L96 111V114H93L94 112H92V115H94V116H91L90 115V113H91V111H92ZM105 109V108H104ZM108 108H106V110H107ZM232 110V112L231 111H229V110ZM240 109V110H239ZM246 109V110H245ZM251 109H253V110H251ZM258 109V110H257ZM6 110H8V109H6ZM8 110V111H9ZM31 110V112H32V114H29L28 115V117H27V112L28 111H30ZM60 110V111H59ZM80 110V111H79ZM91 110V111H90ZM109 110V109H108ZM238 110V111H237ZM244 110V111H243ZM247 110H251V111H248V112H246ZM259 110H261V111H259ZM27 111V112H26ZM54 111H55V113H54ZM58 111V112H57ZM77 111H79V113L77 112ZM89 111H90V113H89ZM100 111H102V112H100ZM242 111V112H241ZM18 112H19V110H18ZM43 112V113H44ZM72 112H76L75 114L73 113L72 114ZM214 112V111H213ZM213 112H211V113H213ZM226 112L228 113V115H229V117H226V116H228V115H225L226 114ZM241 112V113H240ZM246 112V113H245ZM251 112V113H250ZM257 112V113H256ZM258 112H259V114H260V112H261V118H260V115L258 116ZM7 113H10V111L9 112H7ZM58 113V114H57ZM59 113H62V114H60L59 115ZM85 113H89V115L91 116V119H90V117H89V115L88 116H86L85 115ZM230 113H231V115H230ZM242 113H243V115L245 116L246 115V117L249 115V113H250V117H244L243 115H242ZM248 113V114H247ZM252 113H255V114H253L252 115ZM0 114H1V112H0ZM52 114H54V115H57V116H55L54 117V115H52ZM65 114L67 115V117L66 118H69V119H71L70 121H73L72 119H77V121L76 120H74V121H76V122H69L68 124L70 125H66L65 126ZM68 114H70V116L71 117H68L69 115ZM73 116H72V115ZM78 114V115H77ZM82 114H84V115H82ZM108 114V115H107ZM214 114V113H213ZM237 116H235V115ZM263 114V115H262ZM24 115V116H23ZM32 115H34L33 117H30V116H32ZM48 117H47V116ZM64 115V116H63ZM76 117H75V116ZM233 115L236 117V118H234L233 117ZM1 117H2V114L0 115ZM6 116V115H5ZM51 116V117H50ZM95 116H98V118H99V116H100V118L103 116L104 117V120H102V118L99 120V119H97V117L95 118ZM107 116V117H106ZM219 116H221V117H219ZM230 116H232L231 118H230ZM240 116V117H239ZM11 117H13V119H11ZM22 117V118H21ZM29 117H30V120L32 119V118H34L35 117V119H33V123H31L30 122V120H29ZM57 120H55L54 118ZM65 119H64V118ZM83 117H85V118H83L84 120H86L85 122L86 123H89V120H90V124L88 125V126H86V123L84 122V120L82 119ZM215 117V116H214ZM223 117H226V118H223ZM243 118V120H242V118ZM256 117H257V119H256ZM7 118H4V119H7ZM28 118V119H27ZM62 118H63V120H64V122H63V120H62ZM89 118V119H88ZM93 118V119H92ZM221 118L223 119V120H221ZM22 119V120H21ZM47 119H48V121H49V123H48V121H47ZM49 119H52V121H50ZM68 119V120H69ZM88 119V120H87ZM94 119H95V121L97 120H99V121H101L100 122V124L102 125V127H101V125L99 124V122H97L98 123V128H97V130H95L96 129V127H94V126H96L95 124L96 123H94ZM225 119V120H224ZM231 119H233V120H231ZM234 119H235V123H234ZM237 119H239V120H237ZM260 119V120H259ZM1 120H2V118H1ZM0 120V123L2 122ZM8 120V119H7ZM18 120H20L19 122H18ZM29 120V122L33 125L34 123L37 125L38 123V126H36V125H31V127H30V125H28L29 123L27 122ZM46 120V121H45ZM228 120V121H227ZM232 122H231V121ZM253 120V121H252ZM4 121V120H3ZM12 121V122H11ZM37 123H36V122ZM56 121V122H55ZM88 121V122H87ZM93 121V122H92ZM247 121V122H246ZM259 121V125L257 124V122ZM6 122V127H7V125L9 124V122H7V121H5ZM5 122L2 124H0V125H3V126H0V128L2 127H5ZM51 122V123H50ZM54 122V123H53ZM61 122H63L64 124H62V125H60L61 124ZM67 122V121H66ZM78 122V123H77ZM227 122L229 123V124H227ZM245 122V123H244ZM253 122V123H252ZM59 125H58V124ZM76 123V124H75ZM91 123H93L94 125H91ZM116 123V122H115ZM230 123H231V126H230ZM239 123H240V125H239ZM249 125H248V124ZM252 123V124H251ZM264 122H262V124L261 125H263V126H260V128H261V130H258V132L259 133H261L260 131H262V129L264 130V124H263ZM49 124V125H48ZM53 124V125H52ZM235 124V126H233ZM28 125V126H27ZM57 125V126H56ZM120 127H119V126ZM223 125H224V128H223ZM248 125V126H247ZM257 125H258V127H257ZM12 126V125H11ZM14 126V125H13ZM29 127L28 129L29 130H27L26 129V127ZM58 126H60L59 128H58ZM73 126V125H72ZM73 126V130L75 131V133H78L79 131H80V129L82 128V126H80V124L78 125V126H80L79 127V129L77 130V129H75V127ZM93 126V127H92ZM118 126V127H117ZM6 127H5V130H6ZM10 127V126H9ZM15 127V126H14ZM36 127H38L37 129H36ZM65 128V129H62V128ZM68 127H70L69 129H68ZM101 127V128H100ZM104 127H106V130H105V128ZM110 127H111V129L112 130H110ZM113 127V128H112ZM234 127V128H233ZM258 129H257V128ZM8 128V127H7ZM12 128V127H11ZM19 128V131L21 132L22 130ZM12 129H14V128H12ZM70 129V130H71ZM83 129V128H82ZM81 129V132H83V130ZM228 129V130H227ZM235 131H234V130ZM1 130V129H0ZM23 130V131H24ZM56 130V131H57ZM63 130V131H62ZM73 130L72 131H70V132H73ZM76 130H77V132H76ZM103 130V131H102ZM108 130H110L111 132H108ZM116 130V131H117ZM121 130V129H120ZM10 131H12L13 132V130H10ZM16 131H17V129H16ZM62 131V133L64 134L62 137H61V139L63 140H61V139H59L60 137H59V135H62V134H60V132ZM90 131H88L89 133H90ZM102 131V132H101ZM106 131V132H105ZM6 132H9V130L7 131L6 130ZM5 132V133H6ZM15 132V131H14ZM26 132V133H27ZM37 132V131H36ZM59 133V135H58V137L56 136V134H53V133ZM70 132H68L69 134H73V133H70ZM250 131H248L247 130V133H249ZM1 133H3L2 131H1ZM4 133V134H5ZM16 133V132H15ZM17 133H19L18 131H17ZM29 133H31L30 131H29ZM33 133H35V132H33ZM67 132H66V135L68 134ZM89 133L87 134V135H89ZM109 135H108V134ZM241 133V131L239 132V135H241L240 134ZM242 133H245V132H242ZM245 134V135H247L248 137L250 136L251 137V134L249 133V135L248 134ZM251 133H252V131H251ZM262 133H264V131H262ZM9 134V133H8ZM24 134H25V132H24ZM23 133L20 135V138L22 139V137H23V135H24ZM28 134V133H27ZM32 134V133H31ZM79 134V133H78ZM77 134V135H78ZM236 134H238V132L236 133ZM7 135V134H6ZM5 135V136H6ZM14 135V134H13ZM86 135V136H87ZM104 135H108V136H106V138H105V136ZM131 134H129V136H130ZM1 136H3V134H1ZM1 136H0V143H1ZM11 136H12V134H11ZM10 136V137H11ZM15 136V135H14ZM18 136V135H17ZM25 136L26 135H24V139H26L25 138ZM31 136V135H30ZM34 136V135H33ZM35 136H37V133L35 134ZM70 136V135H69ZM78 136H80V135H78ZM132 136H133V134H132ZM132 136H130L131 138H132ZM242 136H244V135H241V137ZM246 136V137H247ZM9 137V135H7V138ZM53 137V138H52ZM66 137V136H65ZM98 137V138H97ZM101 137V138H102ZM122 137H125V138H123V139H121ZM166 137V138H165ZM245 137V136H244ZM244 137H242V138H244ZM245 137V139H247ZM6 137H4V139H5ZM7 138H6V141H8L7 140ZM19 138V136H18V139L19 140H21ZM31 137H29V139H30ZM33 138V137H32ZM31 138V139H32ZM36 138V137H35ZM34 138V139H35ZM55 138H56V140H55ZM76 138V137H75ZM73 139V138H71L72 139V141H74L75 140V142L74 143H76V142H78V141H80V140H78L77 138L76 139ZM78 138H81V137H78ZM127 138H128V140H127ZM156 138V139H155ZM12 139H14V140H16L15 138H12ZM17 139V140H18ZM30 139V140H31ZM37 139H35V140H37ZM43 139H44V141H43ZM88 139H90L91 141L92 140H94V141H92V142H96V143H94V145H93V143H92V145H90V143H91V141H90V143H89V145H87L88 144V142H89V140ZM120 139V140H119ZM146 139H148V141L150 142V141H152V142H150V143H148V141H147V143L146 142H144V141H146ZM249 139V138H248ZM10 141H11V139H9ZM49 140V141H48ZM61 140V141H60ZM65 140H67L66 142H64ZM96 140V141H95ZM128 141V143H127V141ZM172 140V141H171ZM173 140L175 141V142H173ZM23 141V140H22ZM32 141V140H31ZM34 141V140H33ZM50 141H51V143H50ZM57 141V142H56ZM58 141H60V142H58ZM81 141V142H82ZM106 141V140H105ZM155 141V142H154ZM178 141V142H177ZM253 144H254V141L253 140H250ZM5 141H3L2 143H4ZM18 142V141H17ZM21 142V141H20ZM48 142V143H47ZM104 141H102V144H104L103 143ZM162 142V143H161ZM242 142V141H241ZM241 142H238L239 144L241 143ZM249 143V144H246V143ZM1 143V144H2ZM9 143V142H8ZM73 143V142H72ZM83 143V142H82ZM97 143H99V144H97ZM154 143V144H153ZM157 143H159V147H158V144ZM173 143V144H172ZM177 143H179V144H177ZM235 143V144H234ZM252 143H251V145H252ZM256 143V142H255ZM7 144V143H6ZM5 144V145H6ZM11 144V143H10ZM12 144L15 146V144L13 143V141H12ZM11 144V145H12ZM39 144V145H38ZM56 144V145H55ZM58 144V145H57ZM97 144V145H96ZM132 144V142H131V140H130V143L128 144V145H131ZM150 144V145H149ZM152 144V145H151ZM155 144H156V146H155ZM170 144V145H169ZM176 144V145H175ZM181 144V145H180ZM239 144H237L236 142H233V145L234 146H232V148H234L235 150H238V152H240L241 154H244V152H246L247 150H248V148H249V150L251 149V151H253V154H256V155H254L255 157H261V155H262V152H264V150H263V148H264V145H263V147L261 148V144H254V145H252L253 147H251L250 146V142H249V140L248 141H244V142H242V144H244V145H239ZM9 145V144H8ZM13 145L12 146H10V147H12L13 148ZM24 145V146H23ZM31 145H33V146H31ZM35 145H36V147H35ZM50 145H51V147H50ZM163 145V146H162ZM188 145V146H187ZM238 145V146H237ZM261 145V146H260ZM2 146V145H1ZM4 146V145H3ZM61 146V147H60ZM86 146V147H85ZM87 146H89V147H91L90 149H89V147H87ZM96 146H97V149H96ZM99 146L101 147L100 149H98L99 148ZM121 146H119V148L121 147ZM153 146V147H152ZM165 146V147H164ZM179 146V147H178ZM251 148H250V147ZM257 146V147H256ZM6 147H7V145H6ZM156 147H158V148H156ZM171 147V148H170ZM178 147V148H177ZM186 149H185V148ZM196 147V148H195ZM245 147H247V148H245ZM258 147H259V149H258ZM8 148V147H7ZM12 148H9L10 150H12ZM33 148H35L34 150H33ZM37 148V149H36ZM60 148H62V150L60 149ZM69 147H67L66 148V145H65V147H64V149H68ZM74 148H76V147H74ZM87 148V149H86ZM147 148H149V149H147ZM165 148V149H164ZM180 148V149H179ZM194 148L196 149V150H198V151H196V153H195V150H194ZM1 149H2V147H1ZM1 149H0V151H1ZM5 149V148H4ZM17 149V147H14L13 148V151H15ZM17 149V150H18ZM48 149V150H47ZM89 149V150H88ZM124 149V148H123ZM157 149V150H156ZM161 149V150H160ZM183 149H184V151H183ZM192 149V150H191ZM200 149V150H199ZM240 149V150H239ZM245 149V150H244ZM256 151H254V150ZM258 149V150H257ZM17 150H16V152H17ZM35 150H42L43 152H41L40 151V155L39 154H35V156H32V154L34 153L33 151H35ZM69 150H71V147H70V149ZM98 150H100V151H98ZM102 150V151H101ZM134 150V149H133ZM153 150V151H152ZM260 150V151H259ZM263 150V151H262ZM4 151H8V153H6L5 155H7L8 156V154L9 153H11L12 155H14L13 154V151L12 152H9V150L7 149H5V150H2V152L3 153H1V154H3V156H4ZM27 151H25V152H27ZM39 151H38V153H39ZM50 151V152H49ZM68 151V150H67ZM71 151V152H72ZM80 151V152H79ZM100 152V153H97V152ZM258 151V152H257ZM262 151V152H261ZM58 152H59V155H58ZM66 152V151H65ZM64 152V154H65V156H66V158H68L69 157V155L67 156L66 155V153ZM70 152V151H69ZM70 152V153H71ZM96 152V153H95ZM121 152V153H120ZM151 152H152V154H151ZM260 152V153H259ZM35 153H37V152H35ZM51 153V154H50ZM103 153V154H102ZM143 153V154H142ZM11 154H9V156L11 155ZM16 154V155H17ZM101 154V156H102V159H99V157H101V156H99ZM134 154H136L135 156L137 157H133L134 156ZM142 154V155H141ZM153 154H154V156H153ZM10 156V158H14V156ZM16 155H15V158H18V159H20L19 158V156L18 157H16ZM125 155V156H124ZM157 155V156H156ZM159 155V156H158ZM169 155V156H168ZM171 155H173V156H171ZM176 155V156H175ZM2 155L0 156V158H2V159H0V161L1 160H4L3 158H5V156L3 157ZM6 156V157H7ZM8 156V157H9ZM37 156V157H38ZM45 156V160L46 159H48V157H46ZM54 156H53V158H54ZM95 156H96V158L97 159H99V161L98 162H95V160H97L96 158H95ZM143 156V157H142ZM145 156V157H144ZM151 156V157H150ZM203 156V157H202ZM139 157V158H138ZM149 157H150V159H149ZM152 157H155V159L154 158H152ZM162 157V158H161ZM185 157V158H184ZM188 157V158H187ZM9 158V159H10ZM14 158V159H15ZM39 158V157H38ZM51 158L52 157H50L49 159L51 160ZM57 157H55V161H57L58 159H56ZM63 157L61 156V159H62ZM66 158H65V160H66ZM69 158H71V159H73V157L71 156V157H69ZM80 159V160H78V159ZM84 158H86V159H88V160H90V161H88V160H84ZM129 160H128V159ZM132 158H134V159H132ZM142 158V159H141ZM163 158H165V159H163ZM231 158V157H230ZM229 157H228V161H227V163H223L224 165H231L232 163H230L229 162V159H230ZM6 159V158H5ZM13 159V160H14ZM49 159L46 161V163L49 161ZM103 159H105L104 161H103ZM120 159V160H119ZM124 159V160H123ZM136 159H138L137 161L138 162H140L139 164H138V162H136L135 164H134V161H136ZM141 159V160H140ZM7 160H8V158H7ZM13 160H12V163H13ZM17 160V159H16ZM24 160V159H23ZM30 160V158L28 159V162H30L29 161ZM33 160V159H32ZM45 160H43V162L42 163H39V167H40V165L41 164H43L44 162H45ZM54 160V159H53ZM52 160V161H53ZM60 160V159H59ZM59 160L57 161V163H59ZM64 160V161H65ZM69 160V159H68ZM124 161V163H126V164H124L123 163V161ZM129 162H128V161ZM131 160V161H130ZM132 160H134V161H132ZM170 160V161H169ZM9 161V160H8ZM11 161V160H10ZM9 161V162H10ZM18 161H20V163L22 162V160H18ZM17 161V162H18ZM33 161H36V160H33ZM31 162L30 164H33V163H35V162ZM37 161H39V159L37 160ZM36 161V162H37ZM55 161H53L52 163H53V165H55L54 164V162ZM72 161V160H71ZM83 161V163H86L87 165H86V169H88V167L90 166V165H92V167L91 168H89V171L88 172H86L85 170H83V169H85L84 167H85V164H83V163H81ZM84 161H86V162H84ZM103 161V163H100V162H102ZM120 161H121V163H120ZM127 161V162H126ZM142 161V162H141ZM144 161H145V163H144ZM154 161V162H153ZM164 161H166V162H164ZM182 161V162H183ZM26 162V161H25ZM24 162V165H26V163ZM51 162V161H50ZM70 162V161H69ZM88 162V163H87ZM89 162L90 163H92V164H90V165H88L89 164ZM119 162V163H118ZM131 162V164L134 166V168L133 169H131V167H133L131 164L129 165L130 167H127V163H130ZM153 162V163H152ZM157 162V163H156ZM160 162H164L162 165L160 164ZM226 162V161H225ZM6 163V162H5ZM45 163V164H46ZM56 163V164H57ZM68 163V162H67ZM66 162H65V166L67 167V164ZM72 163V162H71ZM78 163V164H79ZM100 163V164H99ZM105 163V164H104ZM109 163V164H108ZM113 163H114V165H113ZM148 163V164H147ZM152 163V164H151ZM155 163V164H154ZM29 164V166H30V168H31V166L32 165H30ZM36 164H38V162L36 163ZM64 164V163H63ZM104 164V165H103ZM112 164V166L110 167L109 165H111ZM122 164V167L119 169V165H121ZM160 166H159V165ZM3 165V164H2ZM2 165H0V166H2ZM5 165V164H4ZM7 165V164H6ZM5 165V166H6ZM18 165H20V164H18ZM28 165V164H27ZM47 165H48V163H47ZM58 165V164H57ZM72 165V164H71ZM81 165H83V167H81ZM106 165V166H105ZM116 165H118V166H116ZM126 165V166H125ZM138 165H140L139 167H137ZM146 165H147V167H149V168H151L152 169V173L150 172L151 171V169L149 170V168H147L146 167ZM233 165V164H232ZM8 166V168H10V166L9 165H7ZM15 166V165H14ZM21 166H22V164H21ZM37 166V165H36ZM43 166V165H42ZM88 166V167H87ZM108 166V167H107ZM117 167V168H114V167ZM123 166H125V167H127L126 169L125 168H123ZM141 166H142V168H141ZM162 166V167H161ZM12 167H13V165H12ZM12 167H11V169H12ZM26 167V166H25ZM35 167V166H34ZM64 167V166H63ZM80 167H81V169H80ZM107 167V168H106ZM114 168V169H112V170H109L110 168ZM144 167H145V169L147 168V170H149V171H147V170H145L144 169ZM157 167V168H156ZM2 168H4V167H2ZM1 168V169H2ZM32 168H33V166H32ZM36 168H38V167H36ZM60 168H57V169H60ZM105 168H106V170H109L108 172L110 173V174H112V175H109V174H107L108 172L107 171H104L105 170ZM109 168V169H108ZM136 168V169H135ZM154 168H156V169H154ZM6 169V168H5ZM5 169H2V170H4L5 172L4 173H6V170ZM16 169V168H15ZM26 169H27V167H26ZM71 169V168H70ZM99 169V170H98ZM137 169H139V170H137ZM9 170V169H8ZM17 170H21V167H20V169L18 168ZM24 170H25V168H24ZM29 170V169H28ZM43 170H45L44 172H43ZM62 170H68L67 172L65 171V173H64V171H62ZM115 170V171H114ZM117 170V171H116ZM121 170V171H120ZM122 170H125V174H124V176H123V174L121 173L122 172ZM133 170V171H132ZM158 170V171H157ZM1 171V170H0ZM32 170H30V172H31ZM59 171H61V172H59ZM85 171V172H84ZM94 171H95V169H94ZM93 171V172H94ZM97 171H99L100 173H98ZM118 171H120V173L118 172ZM128 171V172H127ZM133 172V177H134V180L132 179L133 177H132V175H131V173ZM137 171V172H136ZM11 173H13V175L12 174H9V172H8V174L7 175H9V176H13V177H16L17 175L19 176L20 174L22 175V173H19V174H17V172H19V171H17L16 172V170H15V172H13V169H12V171H10ZM21 172H22V170H21ZM25 172V171H24ZM23 172V173H24ZM39 172V171H38ZM79 172H84L83 174H81V173H79ZM116 172V173H115ZM120 174V175H122L121 177L120 176H117L118 175V173ZM135 172L137 173V175L135 174ZM144 172V173H143ZM3 172L1 171L0 172V175L3 177V180H4V182L7 184V182H6V180L7 179H9L8 178V176L4 179V177L5 176H3L4 174H2ZM27 173V175L26 176H28V172H25V174ZM35 172H33V174H34ZM86 173V174H85ZM99 175H97V174ZM114 173H115V175L116 176H114ZM123 173H124V171H123ZM130 174L131 175V179L130 180H128L129 179V176L130 175H127V174ZM146 173H149L148 175H151V174H153V175H151V176H148ZM162 173V174H161ZM14 174H17V175H14ZM31 174H32V172H31ZM43 174H42V176H43ZM47 174V173H46ZM107 174V175H106ZM139 174H140V176H139ZM145 174V175H144ZM161 174V175H160ZM30 175V174H29ZM57 175L59 176V177H57ZM95 175H96V177H95ZM104 175V176H103ZM135 175V176H134ZM147 175V176H146ZM155 175V176H154ZM1 176H0V178H1ZM38 176L40 177V174H38ZM60 176H62V177H60ZM72 176V178H70ZM102 178H101V177ZM107 176V177H106ZM111 176H114V177H116L115 179H114V177H111V179H110V177ZM139 176V177H138ZM142 176L144 177V178H142ZM158 176H160L159 178H157ZM11 177H10V179H11ZM63 177H64V179H63ZM109 177V178H108ZM117 177L118 178H120V180L119 179H117ZM123 177V178H122ZM146 177H150L151 178V180L149 179V178H146ZM152 177H154V179L152 178ZM157 179H161V180H155L156 178ZM20 178V177H19ZM19 178H17V179H19ZM58 178V179H57ZM67 178H70V179H67ZM121 178H122V182L125 184V185H127V188L125 187V185L123 184V187H122V184L120 183V181H121ZM125 178L127 179V180H125ZM141 180H140V179ZM145 178H146V180H145ZM10 179H9V181H8V183L10 182ZM14 179V178H13ZM12 179V180H13ZM16 179V180H17ZM60 179V180H59ZM88 179V180H87ZM94 179V180H93ZM96 179V180H95ZM102 179V180H101ZM117 179V181H119V182H117V183H119V184H117L116 182H115V180ZM144 181H143V180ZM149 179V180H148ZM153 179V180H152ZM0 180H2V179H0ZM2 180V181H3ZM58 180V181H57ZM84 182H83V181ZM87 180V181H86ZM14 181H15V179H14ZM19 181V180H18ZM18 181H16V182H18ZM52 181H55V185H54V182H52ZM62 181V182H61ZM113 181V182H112ZM127 181V182H126ZM130 181V182H129ZM131 181L132 182H134V183H131ZM136 181V182H135ZM146 182V183H143V182ZM155 181H158L157 182V184H156V182ZM161 181V182H160ZM164 181V182H163ZM20 182V183H21ZM93 182V183H92ZM137 182H139V183H137ZM140 182H142V184L140 183ZM4 183V184H5ZM19 183V186L21 185ZM32 183V182H31ZM45 183V184H46ZM96 183H97V185H98V187H97V185H96ZM100 183V184H99ZM113 183V184H112ZM116 183V184H115ZM129 183V184H128ZM160 183L162 184V185H164V186H162V185H160ZM164 183H167L166 184V186H165V184ZM174 185V186H172V189L170 190L168 187H171V185L172 184ZM0 184H2L1 182H0ZM10 184V183H9ZM8 184V185H9ZM22 184V185H23ZM61 184V185H60ZM91 184V185H90ZM131 184V185H130ZM136 184H138V185H136ZM146 184H147V186L149 185L150 187H147L146 186ZM154 184L155 185H157V186H159L160 185V187H157V186H155V187H153L154 186ZM17 185V184H16ZM35 185V186H34ZM85 185H87V186H85ZM93 185H94V187H97L98 189H100L101 187V191L99 192V190L98 189H96V188H94L93 187ZM105 185V186H104ZM116 185V186H115ZM128 185L130 186V189H129V187H128ZM134 185H136V186H138L139 187V185H140V191L142 192V189L143 188H145V187H147V188H145L146 189V191H147V189H149V191H144V193H143V195L145 194L146 196H147V194L148 193H150V195L148 194V197H150L151 195H155V197H153V196H151L152 198H151V200L150 199H145V197L146 196H143L142 194V196H140V198L142 199L140 202L138 201V200H136V199H134V198H129V199H126V196H125V198H124V196L121 194V193H124L125 191H128V192H132L134 195H136L135 194V192L133 191V190H131V189H133V187H134ZM145 185V186H144ZM169 185V186H168ZM179 185V184H178ZM2 186V185H1ZM0 186V190L1 191H3L5 188H4V186H2L4 189L2 190V187ZM6 186V185H5ZM9 186H11V185H9ZM15 186V185H14ZM18 186V185H17ZM18 186V187H19ZM39 188V189H37V187ZM46 187V188H43L42 189V187ZM78 186V187H77ZM80 186H82V188L80 187ZM83 186H85V187H87L88 189H89V187H90V194H89V190L88 191H86V189L87 188H85V187H83ZM99 186H101L100 188H99ZM115 186V187H114ZM131 186H132V188H131ZM143 186V187H142ZM151 186H152V188H153V191H152V188H151ZM18 187H16V189H18ZM25 187V188H26ZM91 187H93L94 189H96V190H93ZM167 187V188H166ZM174 187V188H173ZM40 188L42 189V190H40ZM59 188H61V189H59ZM70 188V189H69ZM85 188V189H84ZM142 188V189H141ZM157 188H160V189H157ZM6 189H8V187H6ZM5 189V191L6 192H8L7 190ZM31 189V190H30ZM44 189H46V191L48 192V195H47V192H45V191H43ZM53 189V190H52ZM54 189H56V190H54ZM80 191H79V190ZM115 189V190H114ZM169 189V190H168ZM34 190H36V192L34 191ZM83 192H82V191ZM114 190V191H113ZM125 190V191H124ZM131 190V191H130ZM155 190V191H154ZM159 192H158V191ZM165 190H168V192L167 191H165ZM29 191V192H28ZM34 191V194L36 195H33V192ZM38 191H40L39 193H38ZM43 191V192H42ZM61 191V192H60ZM76 191V192H75ZM84 191L87 193L88 192V194H85V196H84ZM91 191H93L92 193H91ZM94 191H95V193H94ZM121 191V192H120ZM123 191V192H122ZM157 191V192H156ZM57 192H58V194H57ZM96 192H97V195H95L96 194ZM128 192H126L128 195L130 194V193H128ZM154 192V193H153ZM165 192V193H164ZM3 193H5L4 191L2 192V193H0V194H3ZM8 193V194H9ZM32 193V194H31ZM36 193H38V194H36ZM55 193V194H54ZM63 193V194H62ZM125 193V194H126ZM130 194L129 196L130 197H136V196H134L133 194ZM157 193V194H156ZM166 193H168L167 195H166ZM6 194V193H5ZM5 194H3V195H5ZM13 194V193H12ZM15 194V193H14ZM25 194V195H24ZM28 194V195H27ZM42 194V195H41ZM54 194V195H53ZM58 196H57V195ZM62 194V195H61ZM77 194V195H76ZM79 194H80V196H79ZM160 194V195H159ZM45 197H44V196ZM46 195H47V197H46ZM49 195H51V196H49ZM59 195H60V197H59ZM86 195H87V199L86 200H89L90 202H87V201H85V199L84 198H86ZM89 195H91V198H88V197H90ZM95 195V196H94ZM162 195H166V197L165 196H162ZM169 195V196H168ZM181 195V194H180ZM179 194H178V196L179 197H177L176 198V196L173 198V200L172 201H175L176 203L178 202V204H183V203H181L182 202V199H183V195H181L180 196ZM23 196V197H22ZM27 196V197H26ZM31 196V197H30ZM49 196V197H48ZM63 198H62V197ZM78 196V197H77ZM83 196V197H82ZM92 196H93V198H92ZM162 196V197H161ZM5 197V196H4ZM4 197L3 198H1L0 200H4L5 201V199H4ZM19 197V198H18ZM21 197V198H20ZM43 197V198H42ZM57 197V198H56ZM75 197V199H73ZM82 197V198H81ZM95 197V198H94ZM123 197V198H122ZM181 197V198H180ZM209 197H211V196H209ZM6 198V197H5ZM9 198V197H8ZM17 198V199H16ZM155 198V199H156ZM162 198H164L163 199V202H161V200H162ZM180 198V199H179ZM13 199H15V200H13ZM61 199V200H60ZM64 199V200H63ZM93 201H91V200ZM123 199V200H122ZM127 200V202H128V204H126V200ZM132 199L133 200H135V201H132ZM177 199V200H176ZM210 198H208L207 199V197H206V202L208 203L209 201L211 202L212 200H209ZM59 200H60V202H59ZM73 200H75V201H73ZM77 200V201H76ZM144 200V201H143ZM145 200H147V202L145 201ZM179 200H181V201H179ZM186 200V197L184 198V200H183V202ZM209 200V201H208ZM68 201V202H67ZM73 203H72V202ZM132 201V202H131ZM136 201H138L139 202V204L142 206H140L143 210H141V211H145V209H146V206H144V204L145 205H147V208H152V209H150L149 208V210L148 209H146V212L145 213H147V212H149V213H147L148 214V216H154L152 219L149 217V219H145V220H152V222L151 221H145L144 220V218H142V215H143V217H145L146 218V216H147V214H145V213H143L142 214V212L140 211V207L138 206L139 204H137V208H138V210L141 212V215L139 216V212H138V210L136 211V209H134V208H136V203H138V202H136ZM158 201V202H159ZM165 201V202H164ZM186 201H188V200H186ZM186 201L184 202V203H186ZM75 202V203H74ZM77 202V203H76ZM81 202H85V204H81ZM87 202V203H86ZM123 203V205H127L128 206V210H127V207L126 206H123L124 208H125V210L126 211H129V212H131V213H129V212H127V213H129V214H127L126 212H125V210H123V208H122V204H120V206H121V209L119 208V207H117V205L119 206V204H117V203ZM125 202V203H124ZM145 202V203H144ZM209 202V203H210ZM112 203H113V205H114V203H116L115 205H114V210H116V212L113 210V209H111L112 207L110 206V205H112ZM133 204V205H131V204ZM77 204V205H76ZM135 204V205H134ZM69 205V206H68ZM95 205V206H94ZM130 205L131 206H135V207H132L133 208V210L134 211H131L132 210V208H130ZM64 206V207H63ZM66 206V207H65ZM76 206H78V207H76ZM80 206H81V209H80ZM96 206H97V208H96ZM60 207V208H59ZM87 207V209H84V208H86ZM115 207H117L116 209H115ZM144 207V208H143ZM71 208H72V210L73 211H71ZM77 208H79V209H77ZM90 208V209H89ZM96 208V209H95ZM99 208V210L100 211H98L97 209ZM101 208V209H100ZM66 209H68V210H66ZM96 211H95V210ZM118 209H120V210H118ZM65 210V211H64ZM69 210H70V212H69ZM158 210V209H157ZM63 211V212H62ZM81 213L82 214V216L84 217H82L81 216V214H80V216H78L79 215V213ZM89 211V212H88ZM92 211V212H91ZM95 211V212H94ZM110 211H113V213L111 214V215H113L112 217L114 218V217H116L117 219H119V220H123V222L126 220L124 217L125 216H123L122 218H121V213L120 212H122L123 211V213L125 212L126 213V215H127V217L126 218H130V220L129 221H132V222H129V223H132V225L131 226H133V227H131V228H129V227H122V233H124L125 231L123 230V229H126V233H127V235L129 234L130 235V231L129 232H127V230H129V229H135L134 227L135 226H137V225H134L133 223H135V224H137L138 222V225L140 224V226H138V227H140V228H138V229H140V230H138V231H141L140 233H146V235L145 234H140V233H138L139 234V237H140V235H142V237H140L141 239H136V240H138L139 241V243H138V245H141L140 243L142 242V249L138 246V245H136V243L138 242V241H136V242H132L133 240L135 241V239L134 238H136V235H132V237H131V235L129 236V237H131L129 240H128V238H126L127 236H126V234H123V235H125L126 237H123V236H120V234H118L119 235V237H120V240L122 239V238H124L125 240H128L127 242H129L130 240H131V242H132V244H135V246L133 247L132 246V244H130L129 243V246H131L130 248H132L133 247V249H132V252H129V250H125V248L126 249H128L129 248V246L127 245H124V244H126V241L124 240H121V241H117V240H119V238L118 239H116V242H113V236H117L118 237V235H110L109 233H111V231H112V229L113 228H109V229H111V230H109L110 232L108 233V229L106 230V228H108L109 226H110V221L109 220H111V223L114 221L113 220V218L111 217V215L110 216H108V214L110 213ZM120 211V212H119ZM76 212V213H75ZM116 213V216L114 215L115 213ZM137 212V213H136ZM70 213H71V216H70ZM95 213V214H94ZM119 213H120V215H119ZM59 214V215H58ZM118 214V215H117ZM134 214V215H133ZM138 214V216L139 217H137L136 215ZM154 214V215H153ZM76 215V219H75V216ZM87 215V216H86ZM89 215H90V217H89ZM95 216V218L93 217V216ZM100 215V216H99ZM101 215H104V216H101ZM123 215H125V214H123ZM128 215L129 216H132L133 215V218L134 219H132V217H128ZM182 215H179V216H182ZM240 215V214H239ZM239 215H237V216H239ZM99 216V217H98ZM109 217L108 219H107V217ZM119 218H118V217ZM135 216V217H134ZM148 216H147V218H148ZM65 217V218H64ZM72 217H74V218H72ZM96 217H98V220L100 219L101 220V222L103 221V219H102V217L103 218H105V219H107L108 220V227H107V224H105L106 226H103L102 225V223H99V224H97L98 223V221H95V220H97V218ZM159 219H158V218ZM160 217L162 218V220H160ZM239 217H242L241 215L239 216ZM59 218V219H58ZM70 218H71V221L69 222L70 223V225L73 227H77L78 225L79 226H83V227H81V229H79V227H77L76 229H78V230H82V228H85L86 230H90L89 228V224H94L93 222H97V223H95L96 224V227H95V224H94V226L93 225H91L92 226V230H95L96 229V231H98V232H95L94 233V231H92L93 233H91L90 231H87V232H90L91 233V235L89 234L88 235V233L86 232V230H85V236L83 237L84 239L87 237L86 236V233H87V235H88V237H89V239L91 240V237H92V235H95L96 233H97V237H99V238H96V236H93L92 237V240L91 241H93V239L95 240V241H93L92 242V244H89L88 242V244L89 245H87V243H85L87 240L88 241H90L89 239H88V237L85 239L86 241L84 242V240L82 239V236H81V239L83 240V241H77L76 239L78 238V237H76V236H78L80 233H78V235H76V236H73V237H71L72 235H74V234H77V233H75V231L74 230H76V229H74V230H72L71 229V227H68L69 226V224H68V226L66 225L67 224V221L66 220H70ZM83 218V219H82ZM89 218H90V220H89ZM91 218H94L95 220H92ZM112 218V219H111ZM121 218V219H120ZM135 218H136V220H135ZM158 219L157 220V222H156V219ZM178 218V217H177ZM78 219V220H77ZM80 219H82V220H80ZM115 219V218H114ZM132 219V220H131ZM138 219H142V220H138ZM190 218H187V220H189ZM58 220V221H57ZM62 220V221H61ZM65 220V221H64ZM77 220V221H76ZM88 220V221H87ZM119 220H117V222L119 221ZM121 220V221H122ZM145 221V224H149V222H151L152 224H149L148 226H149V231H145V229H143V228H145V227H143L144 226V224H143V226H142V223H144V222H142V221ZM154 220H155V222H154ZM181 220V221H180ZM63 223L64 222V224L68 227H66L64 224H60L61 222ZM91 221H93L92 223H91ZM106 221V220H105ZM116 221V220H115ZM114 221V222H115ZM134 221V222H133ZM137 223H136V222ZM140 221H141V223H140ZM160 221V222H159ZM196 222V223H198V225H194L193 224V222ZM81 222V223H80ZM89 224H88V223ZM100 222V221H99ZM107 222V221H106ZM105 222V223H106ZM113 222V223H114ZM122 222V223H123ZM126 222H128V220L126 221ZM159 222V226L161 227V229H157V228H160L159 226H158V223ZM188 222V223H187ZM59 223V224H58ZM74 223V224H73ZM112 223V224H113ZM156 224V226H158V227H156V229H155V227L153 228V229H150V225H153V226H155V224ZM185 223V224H184ZM201 223V222H200ZM210 223V224H211ZM234 223V222H233ZM49 224V225H48ZM51 224H53V225H51ZM85 224H87L88 225V229L86 228L87 227V225H85ZM100 224H101V226H100ZM121 223H119V225H120ZM161 224V225H160ZM175 224V225H176ZM180 224V225H179ZM188 224V225H187ZM210 224H208V226L210 225ZM211 224V225H212ZM58 225V226H57ZM98 225V226H97ZM115 225L116 224H114V225H112V226H114L115 227ZM125 225H129L128 223H126ZM124 224H121L120 225V227L121 226H125ZM179 225V226H178ZM184 226V227H182V226ZM57 226V227H56ZM60 226H62V228H66L65 230L64 229H62ZM63 226H65V227H63ZM85 226V227H84ZM103 226V227H102ZM111 226V227H112ZM153 226H151V228L153 227ZM194 226H198L197 228L198 229H200V231H198L197 230V228L195 227V230H194ZM93 227L95 228V229H93ZM97 227L98 228H100L101 229V227L102 228H104V227H106L105 228V230L106 231H104V229H97ZM117 228H119V226L117 225L116 226ZM143 227V228H142ZM177 227H178V229H177ZM182 227V228H181ZM191 227V228H190ZM57 228V229H56ZM60 228L62 229V230H60ZM71 229V230H67V229ZM127 228H129V229H127ZM141 228H142V230H141ZM162 228H163V230H162ZM180 228V229H179ZM187 228V229H186ZM232 228V227H231ZM49 229V230H48ZM166 229V230H165ZM183 229V230H182ZM193 229V230H192ZM227 229V228H226ZM230 229V228H229ZM58 232H56V231ZM70 231V236H69V233H67V231L66 232H64V231ZM77 230V231H78ZM104 231L103 233H107V234H109L113 239L111 240V243H112V245H111V243H110V245L112 246V247H114L116 244V248L115 249H113V251L114 250H120V249H122L123 248V250H120V254H121V259L120 260H118L117 259V257H120V255H119V251H118V253L116 252V251H114V252H116L115 254L113 253V252H109V250L108 249H105L106 248V245H108V241H110V240H108V241H105V240H103V237H101V236H104V235H101L102 234V232H101V234H100V232L99 231ZM114 230H117L116 228L114 229ZM121 230H119V231H121ZM144 230V231H143ZM153 230H156L157 232H155L157 235H158V231L159 232H161L160 234H159V236H164V240L160 237H158L155 233H154V231ZM161 230V231H160ZM179 230V231H178ZM199 232V234H198V232ZM216 230V231H217ZM51 231V232H50ZM61 231H63V233H61ZM71 231L72 232H74V234H72L71 233ZM150 231H152L157 237L155 238L152 234H150L149 232ZM164 231H166L168 234H171L170 236H173L172 237V239H173V242L170 240H168L169 239V237H165V235H164ZM217 231V232H218ZM242 231H243V233H245L244 231H246L247 233L246 234H243L242 233ZM48 232V233H47ZM83 232H84V230H83ZM131 232L133 233H137V230H136V232H135V230H131ZM165 232V233H166ZM180 232V233H179ZM236 232H238V234H239V237L238 236H236V238H237V241L235 240L236 238H235V235L237 234ZM5 235H4V234ZM105 233V234H106ZM112 233H114V231H112ZM118 233V231H116V234ZM121 233V234H122ZM148 233V234H147ZM167 233H166V236H168L167 235ZM263 233V234H262ZM61 234V235H60ZM63 234H64V238L62 237L63 236ZM68 234V235H67ZM83 235H84V233H82ZM99 234L101 235V236H99ZM177 234V235H176ZM182 234V235H181ZM184 234V235H183ZM235 234V235H234ZM237 234V235H238ZM54 235V236H53ZM58 235V236H57ZM81 235V234H80ZM145 235V236H144ZM147 235H152V236H150V238L147 236ZM181 235V236H180ZM218 235V236H219ZM232 235V236H231ZM241 235H242V237H243V235H245V237H243V238H245L244 240H245V242H244V240L243 239H239V238H242L241 237ZM247 235V236H246ZM20 236V237H19ZM66 236H69V238L71 237V239L72 238H75V239H73V240H75V241H72V244H74V245H76L74 242H77V243H85L86 244V247H83V248H80L81 246H79V244H78V247L76 246V248L74 247V245H70L71 244V241L69 240V238L67 239V237ZM106 236V235H105ZM110 236H108L109 237V239H110ZM228 236V237H227ZM107 237V238H108ZM122 237V238H121ZM139 237H137V238H139ZM144 237V238H143ZM145 237H147V240L145 239ZM234 238V239H230V238ZM247 237H249V238H247ZM4 238V239H3ZM101 238V239H100ZM105 238V237H104ZM116 238V237H115ZM133 238V239H132ZM143 238V239H142ZM153 238H155L154 240H152ZM157 238H159L158 240H157ZM166 238V239H165ZM171 238V237H170ZM178 238V239H177ZM183 238H184V240H183ZM252 238V241H254V244H256L255 242H257V244L256 245H254V244H252L251 242H250V239ZM22 239V240H21ZM37 239V240H36ZM48 239V240H47ZM63 239V240H62ZM79 239H80V236H79ZM103 240V241H105L107 244L105 245L104 243L102 244L105 248V250L108 252V254H106V253H103V249H101V248H103L102 247V245H101V243L103 242V241H97V242H99L100 244V246H101V248L99 247V245L97 246L96 244H98V243H96V240ZM162 239V240H161ZM181 239V240H180ZM214 240L216 239V238H213ZM241 240V242H240V244L242 245V247L240 246V244H239V240ZM247 239H249V242L251 243V245L252 246H250L249 244H247V247L246 248H248L247 250L243 247V244L244 243H248V241H246ZM258 239V240H257ZM2 240H3V242H2ZM12 240V241H11ZM42 240V241H41ZM65 240V241H64ZM67 240V241H66ZM142 240V241H141ZM175 240V241H174ZM190 240V241H189ZM9 241H10V243H9ZM16 241V242H15ZM32 241V242H31ZM60 241V242H59ZM63 241V242H62ZM68 241H69V243H68ZM115 241V240H114ZM144 241V242H143ZM147 241V242H146ZM182 241H183V243H182ZM5 242V243H4ZM25 242V243H24ZM29 242V243H28ZM30 242H31V245H30ZM39 242V243H38ZM48 244H47V243ZM53 242H55L54 244L55 245H53ZM57 242V243H56ZM65 242H66V244H65ZM95 242V243H94ZM118 242V243H117ZM121 242H123V243H121ZM164 242H166L165 244H164ZM172 242V243H171ZM186 242V243H185ZM189 242V243H188ZM192 242H194V244H192ZM17 243V244H16ZM25 245H24V244ZM35 243V244H34ZM37 243V244H36ZM91 243V242H90ZM120 243V244H119ZM144 243V244H143ZM168 243V244H167ZM188 243V244H187ZM206 243V244H205ZM22 244V245H21ZM29 244V246L31 247H29L28 246V251L29 252H31V253H24L23 251H24V249L23 248H27L26 247V245H28ZM42 244V243H41ZM41 244H39V246L41 245ZM52 244V245H51ZM65 244V245H64ZM94 244V245H93ZM128 244V243H127ZM147 244V245H146ZM158 244V245H157ZM162 244V245H161ZM187 244V245H186ZM191 245L190 247L188 246V245ZM9 245V246H8ZM21 245V247H19ZM43 245V244H42ZM41 245V246H42ZM47 245V246H46ZM62 245V246H61ZM123 247H122V246ZM188 247H186V246ZM205 245V246H204ZM245 245V244H244ZM12 246H15V247H12ZM24 246V247H23ZM33 246V247H32ZM38 245H37V247H39ZM59 246H60V248H62V249H60L59 248ZM64 246H66L65 248H64ZM83 246V245H82ZM85 246V245H84ZM87 246H89V247H87ZM110 246V247H111ZM126 246V247H125ZM138 246V247H137ZM144 246H145V248H144ZM193 246V247H192ZM215 246V247H216ZM251 248H249V247ZM264 246V245H263ZM21 248L20 250H19V248ZM23 247V248H22ZM45 247H41L42 248V250H45ZM55 247V248H54ZM97 247H98V249H97ZM107 247H109V246H107ZM111 247V248H112ZM125 247V248H124ZM128 247V248H127ZM164 247V248H163ZM168 247V248H167ZM185 247V248H184ZM195 247V248H194ZM196 247H197V249H196ZM240 247H241V249H240ZM12 249L13 251H11L10 249ZM16 248H18V249H16ZM30 248V249H29ZM44 248V249H43ZM50 248L52 249V250H50ZM57 248V249H56ZM77 248H80V250L82 251H80L79 250V252H74V251H78V249ZM160 248V249H159ZM166 248V249H165ZM16 249V250H15ZM76 249V250H75ZM101 249V250H100ZM187 249V250H186ZM191 249H196V250H198V253L197 252H194V250H191ZM238 249H240L241 251H239ZM62 250L64 251L63 252V254H62ZM66 250V249H65ZM104 250V251H105ZM111 250V249H110ZM135 250H136V253H133V251L135 252ZM137 250H144L143 252L141 251H138V252H140V254L141 253H143V255L142 256H140V254L137 252ZM255 250V251H254ZM85 251H87V252H85ZM105 251V252H106ZM187 251H189V252H187ZM239 251V252H238ZM254 251V252H253ZM51 252V253H50ZM61 252V253H60ZM68 252V251H67ZM132 253L131 255H129V253ZM219 252H221V250L219 251ZM238 252V253H237ZM6 253V254H5ZM23 253H24V255H25V257H23ZM56 255H55V254ZM73 253H72V255H73ZM97 253V254H96ZM99 253H101V254H99ZM110 253V254H109ZM111 253L113 254L112 256H117V257H115L117 260H118V262H117V260H114V257H110V255H111ZM123 253V254H122ZM127 255H125V254ZM128 253V254H127ZM138 253V254H137ZM160 253V254H159ZM203 253V252H202ZM207 253H209V254H211L209 257H207ZM215 253V252H214ZM259 253L260 255H257V254ZM18 254V255H17ZM27 254H28V257H26L27 256ZM63 256H62V255ZM68 254V255H69ZM82 254H83V256H85V257H83L82 256ZM137 254V255H136ZM263 254H264V251H263ZM21 255V256H20ZM44 255V254H43ZM62 257H61V256ZM75 255V254H74ZM88 255H89V257H88ZM96 255H97V257H96ZM109 257H108V256ZM214 255V254H213ZM237 255H239L240 256V258L238 259V257H237ZM5 256H6V258L9 260V261H7L6 259H5ZM51 256H54V259L55 260H53V258L51 257ZM92 256V257H91ZM207 258H206V257ZM227 256V257H226ZM10 259H9V258ZM44 257H45V259H49L47 256H45L44 255ZM44 257H41V260H39V264H40V261L42 262H44L45 260H44ZM56 257L58 258H60L61 259V261L59 262L57 259H56ZM64 257V258H63ZM68 257V256H67ZM74 258V256H69V258H71V260H69L71 263H74V260H73V258ZM80 257V259H78ZM82 257V258H81ZM134 257V258H133ZM150 257V258H149ZM171 257V258H170ZM196 257V258H195ZM203 257H205L204 259H203ZM3 258H4V260H3ZM25 258V259H24ZM58 258V259H59ZM98 260H97V259ZM107 258H110V259H107ZM112 258V259H111ZM125 258V259H124ZM132 258V259H131ZM212 258H216V259H212ZM224 258V259H223ZM226 258H228V259H226ZM23 259V260H22ZM43 259V260H42ZM49 259V262L46 260L44 263H42V264H45V263H49V264H51V260ZM62 259H64V260H62ZM67 261H66V260ZM85 259V260H84ZM93 259V260H92ZM95 259V260H94ZM103 259V260H102ZM237 259V261H235ZM262 259V260H261ZM21 261V262H18V261ZM73 260V261H72ZM90 260H92V261H90ZM112 260V261H111ZM129 260V261H128ZM226 260V261H225ZM248 260V261H247ZM251 260V262H249ZM7 261V262H6ZM99 261V262H98ZM123 261V262H122ZM128 261V262H127ZM221 261V262H220ZM260 261V262H259ZM115 262V263H114ZM217 262V263H216ZM26 264V263H25ZM28 264V263H27ZM31 264H33V263H31ZM34 264H37V262L36 261H34ZM54 264H57V263H54ZM63 264V263H62ZM124 264V263H123Z\"/></svg>",
  "mask_w": 264,
  "mask_h": 264
},
{
  "label": "bare ground",
  "instance_id": "2",
  "mask_svg": "<svg viewBox=\"0 0 264 264\" xmlns=\"http://www.w3.org/2000/svg\"><path fill=\"white\" fill-rule=\"evenodd\" d=\"M11 1V0H10ZM13 1V0H12ZM17 1H19V0H17ZM17 1L15 0L14 1V4L15 3H17ZM21 1V0H20ZM33 1H36V0H28V1H22L21 3H22V5L25 7V9L24 8H21V9H24V10H27L28 12H29V10H31V12L33 11V9L32 8H35V10H36V8L38 7H34V5H33ZM39 1H41V0H39ZM39 1H36L37 2V4H39L38 2ZM78 1V0H77ZM89 2V3H86V2ZM87 1H85V6H87L88 4H93L94 5V7L98 10V13H95L96 15L98 14V15H100V16H103L102 15V13L104 14V12H105V10H106V12H112V13H114V11H118L117 13H119V12H121V8L120 7H124V5L125 4H128L129 5V8L132 6H130V4L129 3H126V2H130L131 0H129V1H126V0H123L124 1V5L122 4L123 3V1L121 0V1H118V2H122V3H120V4H122V6H120V4H119V7H116L115 8V5L114 4H112L113 2H111V4H112V6H114V10H111L112 9V6H111V8L109 9V5H111L110 3H108L109 1H112V0H101L102 2H104V1H106V2H104L103 4H105V5H107V3L109 4V5H107V6H109V7H107L105 10H104V6H101V7H103L102 9L104 10L103 12H101V13H99V10L100 11H102L101 10V8H100V4H101V2H100V0H99V2L97 3V1L95 2V0H93V3H91L92 1L91 0H87ZM114 1H116V0H114ZM135 1H139V0H135ZM147 1V0H146ZM183 1V0H182ZM201 2H202V0H200ZM204 1V0H203ZM205 1H207V0H205ZM210 3H211V0H208ZM207 1V3H209ZM221 1H223V0H221ZM226 1V0H225ZM243 1V0H242ZM36 2H35V5H37L36 4ZM72 2H75L76 3V5L78 6V9H81L82 7H81V5L83 4V1H82V4H80L81 3V0H80V2H76V0L74 1H72ZM132 2H134V1H131L130 3H132ZM136 2V3H137ZM142 2H144V1H142ZM150 2H152L151 0H150ZM149 2V3H150ZM192 2V1H191ZM196 2V1H195ZM238 2V1H237ZM240 2V1H239ZM20 3V2H19ZM21 3H20V5H21ZM44 3V2H43ZM45 3H47V2H45ZM55 3V2H54ZM53 3V4H54ZM75 3H71V4H75ZM171 3V2H170ZM204 3H206V2H204ZM204 3H202L200 6V9H199V11H200V13H203L205 16H207L208 14H210V8H211V4H209L210 6L208 7V9H209V13L208 12H206V10H205V6H206V4L205 5H203ZM219 3H221V2H219ZM244 3V2H243ZM12 4L13 3H11V6H12ZM13 4V5H14ZM70 4V9H69V11L72 13V10H73V12H74V15L76 16L77 14H75V11L77 10V6L75 7V5L73 6V5H71ZM84 4L82 5L83 6V8L85 7L84 6ZM97 4V5H96ZM116 4V3H115ZM117 4V5H118ZM147 4V3H146ZM224 4V3H223ZM225 4H227L226 2H225ZM225 4L224 5H222V6H224L223 7V10L225 9ZM15 5H18V4H15ZM14 5V8L16 7ZM42 5V4H41ZM80 5V6H79ZM96 5V6H95ZM128 5H125V6H127L128 7ZM134 5H135V2H134ZM140 5H142V4H140L139 3V6ZM221 5V4H220ZM231 5V4H230ZM238 5H240V3L238 4ZM238 5H236L237 6V9L239 10V7H238ZM241 5H242V3H241ZM26 6L28 7L27 9H26ZM73 8H76V9H72V7ZM90 5H88V8H86V9H88V10H86L85 8L83 9V11H81V10H79V11H81V12H83V14L82 13H80V12H78V11H76V13H80V15L82 14V15H86L85 14V11H86V13H87V11H89L90 12V10H92L91 11V14L90 13H88L87 15L90 17V15H92V13L93 12H97V10L96 11H94L95 10V8L92 6V7H89ZM99 6V7H98ZM157 6V5H156ZM182 6V5H181ZM196 6V5H195ZM217 6V5H216ZM221 6V7H222ZM20 7H22V6H19V9H20ZM41 7V6H40ZM50 7V6H49ZM57 7V6H56ZM56 7H54V8H56ZM59 7V6H58ZM81 7V8H80ZM98 7V8H97ZM136 6H134V8H135ZM172 7V6H171ZM220 7V8H221ZM226 7H227V5H226ZM233 7V6H232ZM232 7H231V9H232ZM11 8V7H10ZM14 8H12L13 10H14ZM51 8L53 9V7L51 6ZM64 8V7H63ZM92 8V9H91ZM119 8V9H118ZM126 8V7H125ZM129 8H127V9H129ZM207 8V7H206ZM228 8V7H227ZM230 8V7H229ZM234 8H235V6H234ZM232 9L231 11H233V10H235V9ZM243 8V7H242ZM247 8V7H246ZM15 9H17V8H15ZM19 9H18V11H19ZM29 9V10H28ZM38 9V8H37ZM41 9V8H40ZM42 9H43V7H42ZM45 9L47 10H44L46 13L48 12L49 13V10H48V6H46L45 7ZM58 9H60V8H58ZM57 9V10H58ZM118 9V10H117ZM126 9V10H127ZM149 9V8H148ZM176 9V8H175ZM181 9H182V7H181ZM222 9V8H221ZM12 10V11H13ZM51 10V9H50ZM55 10V9H54ZM57 10H55V11H57ZM75 10V11H74ZM108 10V11H107ZM120 10V11H119ZM122 10H124V9H122ZM143 10V9H142ZM154 10V9H153ZM12 11H10V12H12ZM17 11V10H16ZM16 11H14V12H16ZM17 11V12H18ZM22 11V10H21ZM26 11V12H27ZM140 11V10H139ZM156 11V10H155ZM190 11V10H189ZM230 11V10H229ZM230 11V12H231ZM16 12V13H17ZM23 12H25V11H22V14H23ZM27 12V14H29ZM37 12V11H36ZM36 12H33V13H31V14H34L35 13V15L37 16V14H36ZM40 12V11H39ZM39 12H37V13H39ZM59 12V11H58ZM125 12V11H124ZM128 12V11H127ZM127 12H125V13H127ZM182 12V11H181ZM56 13V12H55ZM116 13V14H117ZM123 11L121 12V14L118 16V15H116L115 17H114V14H109L110 15V17H109V15L107 14V15H105V16H108V17H106V18H104L105 16H103L102 18H103V20L102 19H98L99 21L100 20H102L104 23H105V21H104V19H106L107 20V18H108V20L107 21H111V20H113V18H112V16L114 17V19L115 18H120L122 15H124L125 13H123ZM169 13V12H168ZM207 15H206V14ZM233 13H235V12H233ZM8 14V13H7ZM19 14V13H18ZM25 14V13H24ZM31 14H29L28 16L29 17H31L30 15ZM41 14H43V13H41ZM45 14V13H44ZM51 14L53 15L54 14V12L52 13V10H51ZM59 14V13H58ZM95 14L94 15H92L91 17H93V18H98L99 16H97V17H95ZM106 14V13H105ZM164 14V13H163ZM190 14V13H189ZM203 14H201V15H203ZM216 14V13H215ZM238 14V13H237ZM240 14H241V12H240ZM21 15V14H20ZM48 15H50V13L49 14H47L46 16H48ZM73 14H72V16H74ZM79 15V14H78ZM77 15V16H78ZM112 15V16H111ZM157 15V14H156ZM162 15V14H161ZM200 15V14H199ZM252 15V14H251ZM250 15V16H251ZM23 17H24V15H22ZM33 16V15H32ZM43 16V15H42ZM57 16V15H56ZM55 16V14L53 15V17L50 15V16H48V17H50V18H46L45 19V15L43 16V17H38L37 19H39V18H43L44 20H46L45 21V24L43 23L41 26L43 27V29H45V30H42L41 28L38 30V31H40L39 33H38V31L36 32V35L35 36H37V33H38V36L40 37V38H43L44 39V36L43 35H45V39H46V34L48 35V33H46V32H49V34L51 33H53V31H55V29L54 30H52V28H53V26H52V28H50V30L49 29H47L46 30V28H48V27H51V25L49 24L50 22H52V21H54L55 22V20L56 19H58L59 20V18H58V16L56 17ZM127 16V15H126ZM139 16V15H138ZM220 16V15H219ZM232 16V15H231ZM235 16V15H234ZM239 16V15H238ZM246 16V15H245ZM56 19H55V18ZM62 17V16H61ZM70 17V16H69ZM81 17V16H80ZM79 17V18H80ZM84 17V16H83ZM85 17H87V16H85ZM84 17V18H85ZM88 17V18H89ZM90 17V18H91ZM123 17V16H122ZM132 17V16H131ZM218 17V16H217ZM237 17V16H236ZM253 17V16H252ZM259 17V16H258ZM24 18H27V20L29 19L28 17H24ZM35 18V17H34ZM92 18V19H93ZM164 18H166V16L164 17ZM190 18V17H189ZM197 18V17H196ZM23 19V18H22ZM33 20V18L31 17L30 18V20ZM36 19V18H35ZM34 19V20H35ZM42 19V20H43ZM53 19H55V20H53ZM82 19V18H81ZM126 19V18H125ZM183 19V18H182ZM187 19V18H186ZM185 19V20H186ZM199 19V18H198ZM225 19V18H224ZM223 19V20H224ZM20 20V19H19ZM26 20V19H25ZM24 20V21H25ZM33 20V21H34ZM41 20V21H42ZM47 20H48V22H47ZM52 20V21H51ZM91 20V19H90ZM89 20V21H90ZM119 20V19H118ZM153 20V19H152ZM167 20V19H166ZM201 20V19H200ZM229 20V19H228ZM231 20V19H230ZM40 20H38V22H39ZM57 21V20H56ZM106 21V22H107ZM110 21L108 22V23H110ZM211 21V20H210ZM217 21V20H216ZM28 23L30 22V21H27ZM37 22V21H36ZM35 22V23H36ZM50 25H48L47 23ZM54 22H52V23H54ZM91 22V21H90ZM98 22V21H97ZM115 22H117V20L115 21ZM120 22V21H119ZM224 22V21H223ZM242 22V21H241ZM24 23V22H23ZM31 23V22H30ZM35 23H33V24H35ZM41 23V22H40ZM51 23V24H52ZM57 23V22H56ZM112 23H113V21H112ZM234 23V22H233ZM47 24V25H46ZM114 24V23H113ZM116 24V23H115ZM209 24V23H208ZM236 24V23H235ZM247 24V23H246ZM26 25H27V23H26ZM29 25V24H28ZM53 25V24H52ZM91 25H93V24H91ZM117 25V24H116ZM119 25V24H118ZM194 25V24H193ZM211 25V24H210ZM30 26H31V24H30ZM36 26V24L33 26V27H35ZM44 26H45V28H44ZM172 26V25H171ZM181 26V25H180ZM182 26H184V25H182ZM192 26V25H191ZM190 26V27H191ZM37 27V26H36ZM38 27H40V24L38 25ZM116 27V26H115ZM119 27V26H118ZM227 27V26H226ZM225 27V28H226ZM56 28V27H55ZM183 28V27H182ZM181 28V29H182ZM186 29H187V27H185ZM207 28V27H206ZM217 28V27H216ZM221 28V27H220ZM30 29H31V27H30ZM33 29V28H32ZM180 29V30H181ZM186 29H185V31H186ZM190 29V28H189ZM189 29H187V30H189ZM195 29V28H194ZM210 29V28H209ZM35 30V29H34ZM52 30V31H51ZM119 30V29H118ZM29 31V30H28ZM28 31H26V32H28ZM184 31V32H185ZM190 31V30H189ZM197 31V30H196ZM200 31V30H199ZM44 32L46 33V34H44ZM177 32V31H176ZM183 32V33H184ZM187 32V31H186ZM185 32V33H186ZM220 32V31H219ZM30 33V32H29ZM116 33H117V31H116ZM182 33V34H183ZM184 33V36L186 35ZM187 33H189V32H187ZM205 33V32H204ZM217 33V32H216ZM222 33H224V32H222ZM222 33H220V34H222ZM31 34H33L34 35V33H31ZM42 34V37L40 36ZM113 34V33H112ZM115 34V33H114ZM208 34V33H207ZM117 35V34H116ZM32 36V35H31ZM34 36V37H35ZM111 36V35H110ZM186 36H189L188 34L186 35ZM221 36V35H220ZM29 37V36H28ZM39 37H37V38H39ZM48 37H49V35H48ZM48 37H47V39H48ZM123 37V36H122ZM27 38V37H26ZM32 38V37H31ZM39 38V40L41 41V43H43L45 40H43L42 41V39H40ZM50 38H52L51 36H50ZM50 38L47 40V42H46V44H49V42H51V41H49L50 40ZM58 38V37H57ZM57 38H55L54 37V40H55V43H56V45H58L57 47H56V45H54L55 43H51V45L50 46H52L53 45V47L51 48L49 45V47L52 49V50H54L55 51V49H57L58 50V52H57V50L54 52V51H48L50 48H47V49H45L44 51L42 50L41 51V49H43L44 47V45L43 44H40V46L42 47H40L41 49H40V55H38L39 53H37L36 54V56L38 57V61L41 63L42 62V64H40V63H36L35 62V60H37V58H36V56H35V54L33 55V53H30L29 55L30 56H23V57H21V55H20V58H22V61H23V63L25 62H27V60H29L30 59V62H33L32 64L29 62L28 64H30V68L28 69L29 70V72H28V70H27V72L25 71V69L23 70V68H22V65H24V68L27 66L25 63L23 64L22 62H18V61H21V59H19V60H16V62H14V64H13V62H10L9 63V65L11 66V64H13V65H16V68H14L13 67V65L11 66V67H13V68H9L10 66L8 65V63H5V65H4V63H1V61H0V64H1V67L2 66H4L5 67V69L8 67V69H2V70H5V71H2V70H0V107H7V108H5V111H6V116L5 115H3V113H5V112H3L2 113V111L3 110H1L0 109V112H1V114H2V117L0 116V120H1V118H2V122L4 123L5 121H7V122H9L10 121V118H7V117H9V116H11V115H9V114H11L13 111H16V112H13L12 113V116H15V115H17V116H15V117H17V119H19L18 117V115H20V116H22L21 114L24 112L25 113V111H23V109H21V107L23 108L24 107V110H26L25 109V107H28L27 109L29 110V109H33L34 111H36L35 110V108H37V110H38V112H34L33 114H35V116L36 115H39L38 113H40L41 111H42V114H47L46 112V108L48 107V109L47 110H49V106H52V105H55L54 107H56V105H57V107H59L58 106V104H60L59 102V100L60 99H64V101H66L65 103L67 104L68 102V100L70 101V102H72V101H76V100H80V95L83 97L84 96V98H85V95L83 94H81V93H79L80 95H77V96H79V97H77V96H75L76 94H77V92H81V89H82V87H86L87 89H89L88 87H91V89H92V91H91V93H92V96H93V93L94 92H97V86L96 85H98V90L100 91V93H102V92H104V90L105 89H110V90H113V94H116L117 95V92L119 93V91H123L122 93H123V95H122V97L121 96H119V94H118V97H119V102H115L114 104H112L113 103V101H115L114 99L116 98H111L112 97V94L110 95V97L109 98H106V100H109V99H113V100H111V102H108V104H104V103H102L101 101H100V104H99V101L97 102V101H95V100H97L98 98L97 97H95V94H94V97L96 98H94V101H95V103H91L92 105L94 104L95 106L96 105H98V106H96V108L98 107L99 108V110L101 109H103V111L105 112V111H109V112H111V111H113V113H111L112 115H111V117H113V119H109L107 116V118H105V122H103V125H105V126H108L107 128H109V126L111 125V124H113V127H114V125L115 124H117V122H118V124L119 125H121V127L122 128H120L119 130H113V132L112 133H109V134H111L110 135V137H108L107 139H104V137H102L103 136V134H104V131H103V134H101L102 136H100V139L102 140V141H104L103 143L104 144H102V141H101V144H100V146L101 145H103L102 146V150H103V148L105 149L104 151H105V155H102L103 157H105L106 156V159L108 160V159H110L111 161H107V162H114V163H116L115 161L117 160L116 158L118 157V156H120L121 157V154L123 155V153H125L126 155L128 154V153H130V151L132 152H136L137 153V151L135 150V149H137L136 148V146L138 145L139 147H140V145H141V147H143L142 146V144L143 145H145V143H142V141L141 140H138L139 138H142V140H143V138H145V135H147V137H148V135H149V137L151 136V135H155L156 137H160V136H166V137H172V139H173V137H175V139L176 140H178L179 141V143H182V144H189V145H193V146H199L200 148L202 147L203 149H208V150H210L211 152H209L208 151V154L204 157V159H195V158H193L190 162H189V160H184L183 161V159L182 160H180V161H177L176 160V162L174 161L175 159H176V157H175V159L171 162V163H168V166H165L164 168H167V169H164V170H160L159 169V171L160 172H162V171H167V174H165V175H162L161 177L160 176H158L157 178H161V179H163V178H165V180H167V181H169V183H170V181L171 182H173V181H175V182H179V183H177V185H175V188H174V190H172V191H169L168 192V190L171 188L172 189V186H174L172 183V185H171V187H168L169 189L168 190H165V191H167L171 196H172V198L170 199L171 201H169L168 203H166V205L164 206V204H162V203H160V199H158V198H156L155 197V195L153 196V195H151V196H153V197H155V198H152L151 196L150 197H148V194L150 195V193H148L147 194V196L144 194L143 195V193H144V191H146V189L145 188H147V187H150L149 185L147 186V184H146V186L147 187H145V188H141L142 189V192L140 191V185H139V187L138 186H136V185H138V184H136V185H134V187H133V189H131V190H133L134 192H135V194L136 195H134L132 192H128V191H125L124 193H121L123 196L125 195H127L126 196V199H129V198H134V199H136V200H138L139 202L142 200L141 198H140V196H146L145 197V199L147 198V199H150L151 200V198L153 199V200H151V201H149V202H147V200H145L147 203H148V206H151L152 208H153V206H156L157 208H155V209H153V210H151V211H153L154 212V210H156L155 212H158V214H156V215H154L155 217L157 216V215H159V213L160 212H162L161 214L163 215V216H161V215H159V216H161V217H163V222H160V223H163V226H161V227H163V228H165V227H167V225L166 224H171V225H173V230L175 229V227L177 226V224L179 223V221H177L178 219H180V218H182L183 217V215L182 214H184L187 218H190L189 220H187V218H186V221H189V222H191L192 223V219L191 218H193V219H196V220H198L197 222H199V220H200V222H199V225L201 224V227L203 226L202 224L203 223H206V221H208V224H210L211 223V221L213 222V224H217V226H215V225H213L212 223V225L210 224L209 226H208V224H207V226H205L204 225V227H202V229H201V231H200V229H198L196 226H194V230H195V227L197 228V230L198 231H200V233H202V230H205L204 231V233L205 234H199V232H198V234H199V236H202L201 238H198L196 241H198V242H196L195 244H194V242H192V244H194V245H196V246H198V249L200 248V246H201V248L199 249V251L200 250H202V243L204 244V242H206V243H209V246H208V244L206 245L207 247V249L206 248H204L203 247V249H206V252H210V253H212V257H215V254H216V256H218L217 255V250L215 251V249L217 248H220V250H221V252H219L218 251V253L220 254H222L221 256H223V252H222V250H224L225 249V253H227L228 251L227 250H230V249H227V247H228V245H229V247L228 248H230L231 246H234V245H231L232 243H234V240H233V242L232 241H230V240H228L227 238L225 239L224 237L227 235L226 233H228V230H232V231H234V228L236 229V227L235 226H237L236 225V221L238 222V229L239 230H248L247 232H249V233H247L246 231H244L245 233H243V231H242V233L243 234H249L248 236H250V233L252 232L253 234H255V232L260 236L261 234V232H263L264 233V152H262L263 150H264V148H263V150L261 151L262 152V155H261V157H255L254 155H256V154H253V151H251V149L249 150V148H248V150L246 151V152H244V154H241L240 152H238V150H235L234 148H232V146H234L233 145V142H236L237 144H239L238 142H244V141H248L249 140V142H250V146L251 147H253L252 145H254V144H261L260 146H261V148L263 147V145H264V133H262V131H264L263 129H262V131H260L261 133H259L258 132V130H261V128H260V126H263V125H261L262 124V122H264V121H262V120H264L263 118L261 119V123H260V125L258 124L259 123V121L257 122V124L259 125V129L257 128L258 127V125H257V131H256V129L254 128V126L256 125H252L251 127L250 126H248L247 127V129L245 128V127H243L242 125L241 126H239V127H237V128H240V129H238L239 131H237L238 132V134H236L237 132L235 131V134H232L231 132L229 133V132H225L226 131V128H227V125H226V128L225 129H222V130H224V133H223V131L222 132H220L221 130V128H219V127H222L221 125L224 123L225 124V122L223 121V123L219 126V123H217L216 122V120H217V116L220 114V115H223V114H221L220 112V110H222V109H220L221 108V100H224V99H228V100H230L231 102H235V101H237V100H239V99H261L262 101H263V105H264V82L262 83V82H259V83H262V88H260L259 89V87L257 88V85H259V83H257L258 81H262V77H257L258 78V81H256V83L254 82H252V84H256L255 86L256 87H253V88H255V89H252V86L250 87L251 88V92H249L250 91V88H249V86L248 85H250V84H248L247 83V85L246 84H241L242 86L241 87H239L238 88V86L237 85H235L234 84V86L235 87H237V90L238 89H240L241 90V88H242V92H240L239 91V93H237V94H240V96L238 95V98H237V94H235L237 91H235V89L236 88H233L234 90H231L230 91V94L229 95H227L229 92H227V94H224V99L222 98V96H223V94L222 93H220L222 90H220L221 89V87H223V86H221V87H218L219 85H221V84H223V79H222V81H221V79H219V81H221V82H217L218 81V78L221 76V75H219V77L217 76V72H220L219 70H220V68H218L219 70L217 71V69H214L216 72V74L214 73V71H211L210 69H212L213 70V68L214 67H212V65L210 66L211 68L208 70V68L209 67H207L206 69L208 70V74H209V72H211V74L213 75V73H214V75H216L217 77V81L216 80H214V81H216L217 83H221V84H216V82L214 83L215 84V86L216 85H218L217 86V88H219V91H217V90H215V86H214V84H212V79L213 78H207V77H205V75L203 74V73H205V72H203L202 71V73L200 72V71H198V69H196V68H198L197 67V65H199V62H200V59L201 58H199V56L198 55H196V57L194 58V61L195 60H197L198 58V60H199V62L198 61H195V62H197V63H195V62H191L190 61V57H192V56H194L193 54L195 53L193 50V52H192V54L190 53V50H191V47H190V44H189V47H187V48H185V46L188 44H186V45H184V47L182 46V47H180L179 49H185L184 50V53L186 52V55L189 57H187L186 55H184V53H183V51L182 50H180V52L182 51V55H184L185 57H186V59L187 60H189V61H184V56H180V57H178L176 54V48L178 49V47H176L175 49L173 48L174 46H176V45H174V46H172V50H174V52H169L168 54H170V56L172 55V53H174L173 55L175 56L176 55V57H178V58H176V57H173V61L171 62V63H168L167 61L168 60H166V57L164 58V57H160L161 58V60H159L160 61V63H155V65H154V69H153V71L150 73V74H145V73H142V71H141V73H142V75H140V76H138V73H136L137 74V80H138V82H137V80H136V78H135V80H136V82L135 81H132L131 79H130V77L129 76H133V77H135V71L137 70V68H136V70H134L135 68H132L133 70H134V72L133 71H131L132 72V74H130L131 72L129 71V72H126V70H125V68L127 69L128 67V65H126L127 63L125 62V65L124 64H122V65H124V67L125 68H123V70H125V72L127 73L126 75L125 74H122V75H125V76H121V78H119L120 76L119 75H116L115 77L114 76H112L113 74V72L115 71V70H117V69H120L121 71H122V67H119V66H116V67H119V68H117V69H113V67H110L109 68V66L111 65V66H114V64L116 65H119L120 63H118V61L120 62V60L122 59H124L125 61H127V60H129L130 58V56L128 55V57L127 56H125V57H123L124 55H125V53H124V55L122 54V50L121 51H118L119 50V48L118 47H113V49L112 48H110V51L111 50H116V51H114V52H109V48L107 47V45L106 44H103V46H101L102 44V42H95L96 43V47H98V49L95 47V49H93L94 51H92V48H90L91 50H89L88 49V47H92V44H93V42L92 43H85L84 45H82V48H83V51H82V48H81V45L78 47L80 50H78V48H77V46H76V48H77V51H82V52H80L82 55H84L83 57H85V55L87 54H89V58L88 59H86V58H83V60H87L88 61V63H90L89 65H90V68L89 67H87L86 69H83V67H81V66H83L82 64H80L81 62H79V64H76V65H78V66H75L74 65V68H72L73 67V63L75 64V62H76V59H70V61L72 60V61H75V62H71L72 63V65L70 66L69 65V58H71V57H67L68 58V62L66 61V57L64 56V54H62V51L63 52H67L66 50V48H65V46H63V42L62 41H60V36H59V38L57 39ZM173 38V37H172ZM178 38V37H177ZM188 38V37H187ZM195 38V37H194ZM202 38V37H201ZM207 38V37H206ZM115 39V38H114ZM120 39V38H119ZM118 39V40H119ZM123 39V38H122ZM189 39V38H188ZM191 39V38H190ZM193 39V38H192ZM32 40H33V38H32ZM39 40H36V44H35V46L36 47H38V50H39V43L40 42H38V45H37V41H39ZM100 40V39H99ZM116 40V39H115ZM117 40V41H118ZM176 40V39H175ZM174 40V41H175ZM182 40V39H181ZM184 40V39H183ZM196 40V39H195ZM29 40H27V42H28ZM103 41V40H102ZM108 41V40H107ZM107 41H105V42H107ZM117 41H115V42H117ZM167 41V40H166ZM173 41V44L175 43ZM186 41V40H185ZM34 43H35V41H33ZM52 42H53V39H52ZM109 42H111V41H109ZM187 42V41H186ZM202 42V41H201ZM25 42H23V44H24ZM59 43V44H58ZM62 45H61V44ZM95 43H94V45H95ZM118 43V42H117ZM178 43V42H177ZM199 43V42H198ZM28 45L26 46V44H25V46H26V50H28V47L29 48H31L30 49V51H32V50H34L35 51V53H36V50L37 49H35L36 47H32V45H31V43L30 42H28L27 43ZM33 44V43H32ZM87 44H89V46L87 45ZM99 44H101V45H99ZM166 44V43H165ZM171 44V43H170ZM200 44V43H199ZM31 47H30V46ZM43 45V46H42ZM117 45V44H116ZM183 45V44H182ZM198 45V44H197ZM23 46V45H22ZM47 46V45H46ZM61 46H63L64 48H61ZM84 46V47H83ZM85 46H87V47H85ZM166 46H167V44H166ZM165 46V47H166ZM169 44H168V48H169ZM61 49H60V48ZM71 46H69L68 48H70ZM100 47H103V48H100ZM105 47V48H104ZM161 47V46H160ZM162 47H164V44H163V46ZM196 47V46H195ZM194 47V48H195ZM24 48V47H23ZM32 48H34V49H32ZM75 48V47H74ZM73 48V51H70V52H75V50L76 49H74ZM85 48H87L88 49V51H87V49L85 50ZM106 48H108V49H106ZM116 48H118V50L116 49ZM126 48H128V47H126ZM134 48V47H133ZM141 48H143V47H141ZM168 48H165V49H168ZM189 48V49H188ZM50 49V50H51ZM60 49V50H59ZM64 49V50H63ZM102 49L103 50H105L106 49V52L105 53H102V52H104V51H102ZM170 49V48H169ZM196 49V48H195ZM37 50V51H38ZM107 50H108V54H109V57H107L108 55H107ZM133 50V49H132ZM160 50V49H159ZM34 51H32V52H34ZM61 51V52H60ZM68 51V53H65V55L66 54H68V55H70V52ZM85 51V52H84ZM90 51H92L93 53H91ZM98 53H97V52ZM100 51V52H99ZM121 52L120 54H122L123 56H121L120 54V58H118V56H117V59H118V61H116V59L114 60L113 58L116 56V54H118V52ZM162 51V50H161ZM179 51V50H178ZM177 51V52H178ZM199 51V50H198ZM197 51V52H198ZM28 52H29V50H28ZM42 52H44L45 54H46V52L50 55H48V56H45V54L44 53H42ZM59 52L64 56V57H62V59H63V61H65L66 63H67V65L66 66H68V68L67 67H65V65H63V64H61L62 62V59H61V57H60V59H58V58H56L57 56L59 57L60 55H59ZM115 52H117L115 55H114V53ZM123 52H124V49H123ZM126 52H128V51H126ZM132 52H134V51H132ZM140 51H138V52H136L135 54H137V53H139ZM142 52V51H141ZM166 52V51H165ZM216 52V51H215ZM240 52V51H239ZM238 52V53H239ZM243 52V51H242ZM52 55H54V56H51V54ZM57 53V56L55 57V54ZM71 53V55L70 56H72L73 55V57L77 54V52H75L76 54H72ZM91 53V54H90ZM111 53V54H110ZM113 53V54H112ZM128 53H130L131 54V52L129 51ZM143 53V52H142ZM179 53V52H178ZM202 53V52H201ZM201 53H197V54H201ZM207 53V52H206ZM3 54V53H2ZM42 54V55H41ZM92 54H94V55H98V54H103L104 56L105 55H107V56H105V57H107L109 60L107 61V58H105L104 56H102V55H100V56H102V57H104L105 59L103 60V58H101V59H99L100 58V56L98 55V56H93L92 58L90 57V55L92 56ZM134 53H132V55H133ZM141 53H139V54H137V55H139V58H141L140 55ZM147 54V53H146ZM159 54H161V52H159ZM165 53H163V55H164ZM167 54V53H166ZM167 54V55H168ZM179 54H181V53H179ZM28 55V54H27ZM47 58H45L44 56ZM61 55V56H62ZM78 55V54H77ZM76 55V56H77ZM80 55V54H79ZM78 55V56H79ZM82 55H80L81 56V58H82ZM110 55H112L113 56V58L110 56ZM132 55H131V57H132ZM137 55H135V56H137ZM203 55V54H202ZM201 55V57L203 58V56ZM206 55V54H205ZM241 55H244V54H241ZM7 56V55H6ZM35 56V57H34ZM41 56H42V59H41ZM77 56V57H78ZM80 56L78 57V58H80ZM134 56V55H133ZM149 56V55H148ZM151 56V55H150ZM165 56V55H164ZM169 56V55H168ZM169 56V57H170ZM237 56V55H236ZM3 57V56H2ZM1 57V58H2ZM14 57V56H13ZM32 57V58H31ZM43 57H44V59L46 60H44L43 59ZM96 57H98L97 58V62L95 61V58ZM111 57V58H110ZM121 57H123V58H121ZM126 57H127V59H126ZM142 57H143V59H144V57H145V55L143 56V54H142ZM168 57V59H170ZM172 57H171V59H172ZM240 57V56H239ZM244 57V56H243ZM243 57H241V58H243ZM9 58H12L11 56L9 57ZM8 58V59H9ZM16 58V57H15ZM19 58V57H18ZM23 58H24V60H23ZM26 58H27V60H26ZM40 58V59H39ZM50 58H54L53 59V61L54 60H56V59H58V60H56V61H58V62H54L55 64L56 63H60L59 64V66L60 67H65V68H67V69H71L70 70V72L69 71H66V73H65V71H64V73H62L61 72V69H64V70H66L65 68H61L60 69V67H57L58 65L56 64H54V65H52V64H50L51 63V61H52V59H50ZM56 58V59H55ZM64 58H65V60H64ZM80 58V59H81ZM90 58H91V60H90ZM147 58V57H146ZM151 58V57H150ZM163 58L165 59V61L168 63H165V61L163 60ZM245 58V57H244ZM5 59H6V57H5ZM13 59V58H12ZM48 59H50L49 61V63H48ZM80 59H77L78 61L80 60ZM92 59L94 60V62H96V65L95 66H97V65H99V67H100V65L102 64V63H104V64H106V63H108L109 64V61H111L112 60V62L114 61V63H111L110 65H106V66H104V64H102L104 67H107L108 66V68L109 69H113L114 71H112L111 70V72H108V70H107V68H106V70H107V73L110 75V76H108L107 77V75H106V70H102V72H104V73H100L101 72V67H102V65H101V67L99 68V71H93L94 70V68H95V66H94V62L92 61ZM111 59V60H110ZM132 59H133V57H132ZM131 59V60H132ZM142 59V60H143ZM159 59V58H158ZM177 59V60H176ZM191 59H193V58H191ZM203 59H206L205 58V56H204V58ZM203 59L201 60V61H203ZM207 59H209V58H207ZM248 59V58H247ZM15 60V59H14ZM13 60V61H14ZM26 60V61H25ZM83 60H81V61H83ZM84 61V62H82L83 64L85 63L86 65L88 64L87 63V61ZM100 60H103V61H106V62H103V61H101L100 62ZM124 60L123 61H121V62H123L124 63ZM133 60H140L141 61V59H137V57L136 58H134ZM148 60V59H147ZM153 62H154V57H153ZM163 60V61H162ZM242 60V59H241ZM2 61H4V60H2ZM7 60H5L4 62H6ZM12 61V60H11ZM37 61V62H38ZM89 61H92L93 62V64H92V62H89ZM130 61V60H129ZM128 61V63H130ZM135 61H133V63L132 64H137V63H139V61L136 63ZM144 61V60H143ZM146 61V60H145ZM162 61V62H161ZM169 61H171V60H169ZM43 62H45V63H43ZM47 62V63H46ZM65 62H63V63H65ZM98 62H99V64H98ZM142 62V61H141ZM140 62V63H141ZM149 62V61H148ZM155 62H158V60L157 61H155ZM187 62H189V63H187ZM204 62L206 63L207 61H205L204 60ZM243 62H247L248 63V61L247 60H245V61H242V63ZM17 63V64H16ZM20 63H22V65H21V67L20 68H17L19 65H20ZM101 63V64H100ZM150 63V62H149ZM201 63V62H200ZM246 63V64H247ZM3 64V65H2ZM19 64V65H18ZM38 64L39 65H41V67L40 66H38ZM49 64V66L51 67V69L50 70H48L49 68H48V66L47 65ZM84 64V65H85ZM113 64V65H112ZM131 64V65H132ZM195 64H197V65H195ZM202 64V63H201ZM209 64V63H208ZM208 64H206V65H208ZM211 64V63H210ZM219 64V63H218ZM7 65V66H6ZM18 65V66H17ZM35 65H37V67H35V68H37V69H35L34 68V70L36 71V72H34L33 71V67L35 66ZM43 65H45V66H47L45 69V71H44V66ZM85 65V66H86ZM143 65H144V63H143ZM150 66L152 65L153 66V63L151 64H149ZM203 66L205 65V64H202ZM216 65V64H215ZM42 66H43V68H42ZM54 68H53V67ZM79 66H80V68H79ZM88 66V65H87ZM93 68H92V67ZM121 66V65H120ZM133 66H137V65H133ZM133 66H130L129 67V69H131V67H133ZM201 66V65H200ZM203 66H202V68H203ZM246 66V65H245ZM3 67V68H4ZM32 67V68H31ZM40 67V68H39ZM70 67V68H69ZM76 67H77V69H76ZM116 67H114V68H116ZM145 67V66H144ZM148 67V66H147ZM146 67V68H147ZM205 67V66H204ZM220 67V66H219ZM248 67V66H247ZM250 67V66H249ZM22 68V69H21ZM53 68V69H52ZM57 68V70H55ZM79 68V69H78ZM82 68V69H81ZM85 68V67H84ZM96 68H98V66L96 67ZM96 68H95V70H96ZM146 68H143V69H146ZM217 68V67H216ZM222 68V67H221ZM9 69H11V71L9 70ZM15 69V70H14ZM16 69H21V72L20 71H18V70H16ZM31 69H32V71L33 72H30L31 71ZM41 69H43V70H41ZM72 69H75V70H73L72 71ZM104 69V68H103ZM129 69H127V70H129ZM140 69V68H139ZM141 69H142V67H141ZM142 69V70H143ZM148 69V68H147ZM146 69V70H147ZM243 69H245V67H243ZM7 70H8V72H9V74H7L6 72H7ZM40 70V71H39ZM48 70V71H47ZM58 70H60V72L58 71ZM151 70H152V68H151ZM247 70V69H246ZM13 71H16V73L15 72H13ZM26 72V73H24V72ZM37 71H39V72H37ZM63 71V70H62ZM72 71V72H71ZM110 71V70H109ZM119 71V70H118ZM117 71V72H118ZM204 71H205V68H204ZM239 71H242V70H239ZM244 72H245V70H243ZM242 71V72H243ZM5 73V74H3V73ZM68 72V73H67ZM116 71L114 72V75H115V73H117ZM124 72V71H123ZM137 72V71H136ZM138 72L140 73V70H138ZM143 72H144V70H143ZM213 72V73H212ZM232 72V71H231ZM104 74L105 76H101L100 74ZM119 73V72H118ZM117 73V74H118ZM121 73V72H120ZM149 73V72H148ZM220 73H222V72H220ZM224 73V72H223ZM227 73V72H226ZM248 73H250V72H248ZM2 74V75H1ZM112 74V75H111ZM207 74V75H208ZM236 74V73H235ZM255 74V73H254ZM100 75V76H99ZM129 75V76H128ZM227 75H229V74H227ZM227 75H226V77H227ZM234 75V74H233ZM243 74H241V78L240 79H242L243 81L245 80V78L243 79L242 76ZM248 75V74H247ZM119 76V77H118ZM132 76H131V78H132ZM263 76V75H262ZM105 77V78H104ZM110 77V78H109ZM114 77V78H116L117 79V77L119 78V79H121V80H119L118 79V81L117 82H115V79H113V81L111 82V83H109V82H106V78L108 79L107 81H109V80H112V78ZM140 77H141V79H140ZM214 77V76H213ZM237 77H239V76H237ZM236 77V81L235 80H232V81H235L237 84H238V81L240 80L239 78H237ZM245 77V76H244ZM250 77V76H249ZM248 77V78H249ZM255 77V76H254ZM215 78V79H216ZM229 78V77H228ZM251 78H252V76H251ZM259 78L261 79V80H259ZM235 79V78H234ZM239 79V80H238ZM134 80V79H133ZM241 80V81H242ZM252 80V79H251ZM255 80H257L256 78H255ZM255 80H253V81H255ZM225 81H226V79H225ZM263 81H264V78H263ZM121 82H124V86L122 87V88H120L119 87V84H121ZM234 82V83H235ZM227 83V82H226ZM241 83V82H240ZM243 83V82H242ZM230 84H232L231 82H229V85ZM225 85V84H224ZM228 84L226 85L227 86V88H228V86H229ZM233 85V84H232ZM244 85H246V86H244ZM261 85V84H260ZM259 85V86H260ZM80 86H82V87H80ZM96 86V87H95ZM225 86V87H226ZM66 87L67 88H69V89H67L66 90ZM95 87V88H94ZM243 87H245L244 89H243ZM65 88V89H64ZM80 89V91L79 90H76V89ZM86 88H85V90H86ZM100 88V89H99ZM247 88H249V91H247L248 89ZM70 89H72V90H70ZM223 89V88H222ZM232 89V88H231ZM70 90V91H69ZM84 89H82V91H84V92H87V93H89L88 91H85ZM93 90H94V92H93ZM224 90L225 91H227L228 89H226V88H224ZM224 90H223V93H224ZM244 90V91H243ZM66 91V92H65ZM99 91L97 92V94L99 93ZM108 91V90H107ZM215 91H217L216 93H215ZM229 91V90H228ZM232 91H235V92H232ZM115 92V93H114ZM220 94H222V95H220ZM91 93H89L90 95H91ZM103 94H106V93H103ZM109 94V93H108ZM108 94H107V96H108ZM116 95H113V96H116ZM75 96V97H74ZM92 96H90L89 97V95L87 96V97H89L90 98V100H86V98L84 99L85 101H87L88 103H89V101H92L93 100V98H92ZM97 96V95H96ZM100 96V95H99ZM225 96H226V98H225ZM63 97V98H62ZM81 97V99H83ZM105 97H106V95H105ZM121 97V98H120ZM89 98H87V99H89ZM92 99V100H91ZM100 99H103L102 98V96L99 98V100ZM117 99V98H116ZM84 100H83V102H84ZM105 100V101H106ZM226 101L227 103L229 102V101ZM246 100H242L243 102H240L241 103V105H242V103H245V101ZM59 101V102H58ZM80 101H82V100H80ZM79 101V102H80ZM104 100H103V102H105ZM110 101V100H109ZM257 101V100H256ZM262 101L261 102H259V100L256 102V103H260V104H258V106L259 105H261V103H262ZM69 102V103H70ZM77 102V101H76ZM106 102V103H107ZM226 102H225V105H227L226 104ZM248 102V101H247ZM253 102V100L251 101V103ZM58 103V104H57ZM61 103L64 105L65 103H63V101L61 100ZM67 104L66 105V108H64L65 107V105L63 106V108L65 109V110H67V108L70 106V109L72 110V107H79L77 104V106L75 105V103L73 102L72 103V107H71V103L70 104ZM84 103H86V102H84ZM88 103H86L87 105H90V104H88ZM97 103V104H96ZM110 103V104H109ZM224 103V102H223ZM250 103V104H251ZM255 103V105H257ZM75 106H74V105ZM82 105V102H80L79 103V105ZM103 104V105H102ZM246 104V103H245ZM250 104H248V105H250ZM42 105H44V110H45V112L43 111V108H42V110L40 111L39 109H40V106L41 107H43ZM102 105V106H101ZM109 105H111L110 107L111 108H109ZM228 105H229V103H228ZM227 105V106H228ZM231 105V104H230ZM229 105V106H230ZM83 107H85L84 105H82ZM103 106H104V108H103ZM107 106V107H106ZM223 106V105H222ZM243 106V105H242ZM245 106V105H244ZM252 106H253V104H252ZM251 106V107H252ZM15 107V108H14ZM17 107H20L19 109L17 108ZM39 107V108H38ZM56 107V108H57ZM62 107V106H61ZM88 107H91V108H95V107H92V106H88ZM88 107H87V109H88ZM238 107V106H237ZM236 107V108H237ZM241 107V106H240ZM240 107H238V108H240ZM9 108H14L13 109V111L11 112V110L12 109H10L9 110ZM52 108L53 107H51V113H53L52 112ZM55 108V110H57ZM74 108H73V110H74ZM95 108V110H97ZM106 108H108L107 110H106ZM229 107H225L224 109H228ZM245 108V107H244ZM250 108V107H249ZM248 108V109H249ZM257 108V107H256ZM260 108V106L258 107V109ZM6 109H8L9 111H10V113H7V112H9L8 110H6ZM16 109H18L19 110V112H18V110H16ZM31 109V110H32ZM69 109V108H68ZM69 109V110H70ZM76 109V108H75ZM78 109V108H77ZM83 109V110H82ZM87 109H86V107H85V109L84 108H82L81 107V110H82V112L80 111V113H83L84 112V110H85V112H87ZM90 109V108H89ZM234 109V108H233ZM247 109V108H246ZM245 109V110H246ZM257 109V110H258ZM261 109L262 110H264V108L262 107V105H261ZM20 110H22V111H20ZM31 110L30 111H26L27 112V117H28V115L29 114H32V112H31ZM32 110V111H33ZM61 110V109H60ZM59 110V111H60ZM63 110V109H62ZM61 110V111H62ZM65 110H63L64 112H63V114L65 113ZM71 110L70 111H66V114L68 113V112H70L71 113ZM72 110V111H73ZM95 110H93L92 109V111H91V113H90V111H89V113H90V115L91 116H94V115H92V112H94L93 114H96V111ZM99 110H97V113H99ZM240 110V109H239ZM251 110H253V109H251ZM251 110H247L246 112H248V111H251ZM40 111V112H39ZM75 111V110H74ZM79 111H77L78 113H79ZM214 111V112H213ZM229 111H231L232 112V110L230 109ZM238 111V110H237ZM244 111V110H243ZM259 111H261V110H259ZM44 112V113H43ZM58 112V111H57ZM100 112H102V111H100ZM108 112V113H109ZM211 112H213V113H211ZM222 112H223V110H222ZM242 112V111H241ZM240 112V113H241ZM245 112V113H246ZM19 113H21V114H19ZM54 113H55V111H54ZM74 112H72V114H73ZM76 113V112H75ZM74 113V114H75ZM79 113V114H80ZM89 113L87 114V113H85V115L86 116H88L89 115ZM229 113V112H228ZM228 113L226 112V114L225 115H228ZM233 113V112H232ZM251 113V112H250ZM250 113H249V115H250ZM257 113V112H256ZM0 114V115H1ZM9 116H8V115ZM58 114V113H57ZM60 114H62V113H59V115ZM65 114V118L67 117V115ZM71 114V115H72ZM248 114V113H247ZM253 114H255V113H252V115ZM263 114H264V112H263ZM262 114V115H263ZM44 115H39L38 117L39 118H37V122H38V120H40V123H41V121L43 120V119H40V117L41 118H45V117H43ZM52 115H54V114H52ZM69 116L68 117H71L70 116V114H68ZM76 115V114H75ZM74 115V116H75ZM78 115V114H77ZM82 115H84V114H82ZM89 115V117H90V119H91V116ZM98 115H100V113L98 114ZM108 115V114H107ZM230 115H231V113H230ZM235 115V114H234ZM233 115V117L234 118H236L235 116ZM242 115H243V113H242ZM247 116V117H250V116ZM260 115V118H261V112H260V114H259V112H258V116ZM24 116V115H23ZM34 115H32V116H30V117H33ZM47 116V115H46ZM55 116H57V115H54V117ZM64 116V115H63ZM73 116V115H72ZM215 116V117H214ZM244 116V115H243ZM30 117H29V120H30ZM48 117V116H47ZM51 117V116H50ZM53 117V118H54ZM76 117V116H75ZM97 117V119H99L100 118V116H99V118H98V116H95V118ZM103 117V116H102ZM101 117V118H102ZM219 117H221V116H219ZM226 117H229V115L228 116H226ZM226 117H223V118H226ZM232 116H230V118H231ZM240 117V116H239ZM244 117H246V115L244 116ZM243 117V118H244ZM246 117V118H247ZM262 117H264V115L262 116ZM4 118H7V119H4ZM22 118V117H21ZM25 117H23L21 120L22 121H20V120H18V122L20 121V123L21 122H23V123H26V119H24ZM64 118V117H63ZM63 118H62V120H63ZM64 118V119H65ZM82 118V117H81ZM83 118H85V117H83ZM82 118V119H83ZM100 118V119H101ZM242 118V117H241ZM243 118H242V120H243ZM11 119H13V117H11ZM17 119H16V122H17ZM28 119V118H27ZM33 119H35V117L34 118H32L31 120H30V122L31 123H33L32 121H33ZM46 119V118H45ZM55 119V118H54ZM69 118H66L65 119V126L69 123V122H76L77 121V119H72L73 121H70L71 119H69ZM86 119V118H85ZM89 119V118H88ZM87 119V120H88ZM93 119V118H92ZM99 119V120H100ZM245 119V118H244ZM248 119V118H247ZM256 119H257V117H256ZM4 120V121H3ZM29 120L27 121L29 124L28 125H30V127H31V123L29 122ZM50 121H52V119H49ZM56 120V119H55ZM74 120H76V121H74ZM84 120V119H83ZM95 121V119H94V123H96L95 125L96 126H94V127H96V129L95 130H97V128H98V123L97 122H99V124H100V122L101 121ZM102 120H104V117L102 118ZM220 120V118H218V122H222V121H219ZM221 120H223L222 118H221ZM225 120V119H224ZM231 120H233V119H231ZM230 120V121H231ZM237 120H239V119H237ZM260 120V119H259ZM13 121V122H12ZM11 122H12V124H10V122H9V124L7 125V127H6V122H5V127H6V130L8 131L9 130V132H6V130H5V127H1L0 129V136H1V134H3V136H1V143L3 142V141H5L4 143H0V149H1V147H2V149H1V153H3L2 152V150H9V152H12L13 151V148L14 147H17V149L18 148H20V147H18V146H16V144L17 145H19L18 143H21V150H24V148H28L29 147V145L31 144V142H32V144H33V142H35V141H38L39 139H37V137L38 138H40L39 136H41L42 134V136L41 137H43L44 138V135H47L48 133H49V131L51 132V131H54V129H55V126H52L53 128H51L52 130H50L49 128L51 127V126H47V130H48V133L46 134V126L45 125H47V122L44 124V126L42 127V128H44V130L43 131H46V132H42V128H41V125H43V124H39L40 125V127L38 126V124L36 125L35 123L33 124V125H36V126H38L39 128H40V131L41 132H39V129L38 130H34L33 132H35V133H33L31 130L34 128V126L32 127V129L31 130H29L30 128L29 127H26V129L27 130H29L31 133H29V131L27 132V131H25L24 129V125H23V129L22 128H20L19 127V125H18V127L16 126L17 124H20V123H17L16 124V122H15V120H12ZM35 121V122H36ZM44 121V120H43ZM42 121V123H44ZM46 121V120H45ZM47 121H48V119H47ZM57 121V120H56ZM55 121V122H56ZM67 121V122H66ZM86 120H84V122H85ZM228 121V120H227ZM253 121V120H252ZM1 122V123H2ZM36 122V123H37ZM63 122H64V120H63ZM63 122H61V124L60 125H62V124H64ZM88 122V121H87ZM93 122V121H92ZM116 122V123H115ZM232 122V121H231ZM236 121H235V119H234V123H235ZM247 122V121H246ZM0 123V124H1ZM2 123V124H3ZM48 123H49V121H48ZM51 123V122H50ZM54 123V122H53ZM78 123V122H77ZM83 123V122H82ZM82 123H80V121H79V124H80V126H82L83 124ZM86 123V122H85ZM102 123V122H101ZM245 123V122H244ZM253 123V122H252ZM251 123V124H252ZM16 124V125H15ZM58 124V123H57ZM70 124V123H69ZM68 124V125H69ZM76 124V123H75ZM79 124H76L77 126H74V124H72L74 127H75V129H79V127L80 126H78ZM82 124V125H81ZM90 124V120H89V123H86V126H88V125ZM227 124H229L228 122H227ZM264 124V123H263ZM12 125V126H11ZM15 127H14V126ZM20 125H22V124H20ZM27 125V126H28ZM49 125V124H48ZM53 125V124H52ZM59 125V124H58ZM71 125V124H70ZM69 125V126H70ZM70 126V127H72V129L70 128V127H68V131H66L67 130V127H63L62 129H65V135L62 133V131L60 132V134H62V135H59V133H53V134H56V136L58 137V135H59V139H61V137L64 135V138L63 139H68V138H70L69 140H71L70 142V144H69V142H68V144H67V140H65L64 142H66V144H64L63 142H60V141H58V142H60V145H61V143L63 144V150L64 151H59L60 152V158H59V156H54V155H49L48 154V156H46L47 155V153H44V152H46V149L45 148H43L44 149V152L42 151V150H40L41 152H43V153H41V154H44L46 157H48V159L50 158V157H52L51 158V160L49 159V161L47 162L48 163V165H47V163H46V161L48 160V159H44L45 158V156H44V158L41 160L40 158L41 157H43V155H41V157L40 156H38L37 154H39L40 155V151L39 150H35V151H33L34 153L32 154V156H35V154L39 157H33V158H31V153L32 152H30V156H29V158H30V162H28V159H26V157H21V156H19L18 154H19V152L21 151L20 149H16L17 150V152H16V150L15 151H13V154L14 155H12L11 153H9V154H11L12 156H14V158H15V155L17 154L18 156H19V158L20 159H18V158H10V156H9V154H8V156L7 155H5L6 153H8V151L6 152V151H4L5 153H4V156H5V158H3L4 160H1L0 161V165H2V166H0V170L3 172L2 174H4L3 176H5L4 177V179L8 176V178L10 179V177L11 176H9V175H7L8 174V172H9V174H12L13 175V173H11L10 171H12V169H13V172H15V170H16V172L17 171H19V172H17V174H19V173H22V175L20 174L19 176L17 175V174H14V175H17L16 177H11V179H10V184L8 183V181H9V179H7L6 180V182H7V184L4 182V180H3V177L1 176V178L0 179H2V180H0V182L2 183V184H0V186L2 185V186H4V188L6 189V187H8V189H6L7 191L9 190L10 192H11V195H13V197H14V195H16V190H18L19 192H21L22 190H20L23 186H24V184L26 183H24V182H21V180H24V181H27V183L29 184V182L28 181H30V185L32 184L33 185V183L35 184L36 182H38L39 181V179H42L41 177H44L43 179L44 180H46V179H48L51 175H49V173L51 172V171H53L54 170V168H56V166H59V164H60V162H61V160H63V162H61L62 163V166H61V168L62 169H65V168H68V167H70L69 168V170H72L73 168L72 167H74V170L75 169H77L73 164H77L76 166L79 168V166H80V161H76L77 163H75L74 161V159H76V157H74V155H70V154H74V150L76 149L77 150V148L80 146H76L77 144H82V146H80V151H81V149H84V142H86L87 143V141H82L83 139H82V133L83 134H85L84 136L85 137H90V139L91 138H95L94 136L95 135H97V133L96 132H99V130L98 131H95V134L93 135V136H90L91 134H93L94 133V129L92 128V132L90 131V127L91 126H89V130L88 131H90V133L87 131V133L84 131V130H87L88 129V127H84V126H82V130H83V132H81V129H80V131L78 132V133H75V131L73 130L74 128H73V126ZM85 125V124H84ZM91 125H94L93 123H91ZM101 125V124H100ZM118 125V126H119ZM239 125H240V123H239ZM0 126H3V125H0ZM10 126V127H9ZM57 126V125H56ZM63 126V125H62ZM117 126V127H118ZM230 126H231V123H230ZM233 126H235V124L233 125ZM14 128V129H12V128ZM38 127H36V129L38 128ZM49 127V128H48ZM60 126H58V128H59ZM93 127V126H92ZM101 127H102V125H101ZM100 127V128H101ZM112 127V128H113ZM120 127V126H119ZM19 128L22 130L21 132L19 131ZM29 128V129H28ZM105 128V130H106V127H104ZM223 128H224V125H223ZM234 128V127H233ZM264 128V127H263ZM16 129H17V131L19 132V133H17V131H16ZM35 129V128H34ZM60 129V128H59ZM10 130H13V132L12 131H10ZM24 130V131H23ZM56 130H57V128H56ZM54 131V132H58V130L57 131ZM73 130V132H70V131H72ZM77 130H76V132H77ZM110 130H112L111 129V127H110ZM110 130H108V132H111ZM220 130V131H219ZM228 130V129H227ZM247 130L248 131H250L249 133L251 134V137L249 136H247V135H245L246 133H247ZM1 131L3 132V133H1ZM16 133H15V132ZM37 131V132H36ZM101 131V132H102ZM241 131V135H244L247 139H245V137L244 136H242V137H244V138H242L241 137V135H239V132ZM251 131H252V133H251ZM6 132V133H5ZM24 132H25V134H24ZM28 134H27V133ZM66 132L68 133V132H70V133H73L72 135L71 134H67L66 135ZM106 132V131H105ZM242 132H245V133H242ZM5 133V134H4ZM9 133V134H8ZM24 134V135H26L25 136V138L26 139H24V135H23V137H22V139L20 138V135L21 134ZM37 133V136H35V134ZM40 133V135L38 136V134ZM89 133V135H87ZM123 133L124 135L125 134H128V136L127 137H129L130 138V140H131V142H132V144L131 145H128L129 143H130V140H129V143H128V138H127V145L126 146H124V147H122L123 146V144L124 143H126V142H123V143H121L122 144V146L120 145V141H119V146H121L120 148H119V146H118V148L115 146V148L116 149H120L119 151H121V148H122V152L123 153H121V154H117L116 153V156H111V158H107L108 156L110 157V154L112 155H114V151H117V150H115V148H114V145L113 144H115V143H113V141L115 140V136H119V137H121L120 135ZM137 133H143V134H145V135H143V134H141V136H144V137H139V138H137L138 137V135H137ZM249 133H247L248 135H249ZM9 135V137L7 138V135ZM11 134H12V136H11ZM15 136H14V135ZM20 134V135H19ZM50 134V133H49ZM80 135V136H78V135ZM99 134H100V132L98 133V137H99ZM108 134V133H107ZM108 134V135H109ZM120 134V135H119ZM122 134V135H123ZM129 134H131L130 136H132V134H133V136H132V138L129 136ZM135 134L137 135V137H136V140L137 141H133L132 139H135L134 137H135ZM6 135V136H5ZM19 136V138L21 139V140H19L18 139V136ZM31 135V136H30ZM34 135V136H33ZM70 135V136H69ZM87 135V136H86ZM108 135H104L105 136V138H106V136H108ZM11 136V137H10ZM22 136V135H21ZM48 136V135H47ZM66 136V137H65ZM117 136V137H118ZM126 136V135H125ZM4 137H6L7 138V140L8 141H6V138L4 139ZM29 137H33L31 140L29 139ZM36 137V138H35ZM77 138L78 140H80V141H78V142H76V143H74L75 142V140L74 141H72V139L71 138ZM78 137H81V138H78ZM97 137V138H98ZM102 137V138H101ZM148 137V138H149ZM165 137V138H166ZM12 138H15L16 140H14V139H12ZM37 139V140H35V139ZM53 138V137H52ZM75 138V139H76ZM123 138H125V137H122L121 139H123ZM249 138V139H248ZM9 139H11V141L9 140ZM18 139V140H17ZM90 139H88L89 140V142H88V144L87 145H89V143H90ZM96 139V138H95ZM126 139V138H125ZM156 139V138H155ZM23 140V141H22ZM26 140H28L29 141V143H28V141L27 142H25ZM34 140V141H33ZM40 140H41V138H40ZM55 140H56V138H55ZM97 140V139H96ZM95 140V141H96ZM106 140V141H105ZM120 140V139H119ZM124 140V139H123ZM250 140H253L254 141V144L250 141ZM12 141H13V143L15 144V146L12 144ZM18 141V142H17ZM21 141V142H20ZM43 141H44V139H43ZM49 141V140H48ZM63 141V140H62ZM83 143H82V142ZM92 141H94V140H92ZM91 141V143H90V145H92V143H93V145H94V143H96V142H92ZM97 141H99V140H97ZM125 141V140H124ZM147 141H148V139H146V141H144V142H146L147 143ZM153 141V140H152ZM152 141H150V142H152ZM172 141V140H171ZM177 141V142H178ZM9 142V143H8ZM24 142H25V145H26V147H22V143L24 144ZM57 142V141H56ZM73 142V143H72ZM114 142H116V141H114ZM149 141H148V143H150ZM155 142V141H154ZM173 142H175L174 140H173ZM242 142L240 143L241 145H244V144H242ZM256 142V143H255ZM7 143V144H6ZM13 145V148L12 147H10V146H12L11 144ZM48 143V142H47ZM50 143H51V141H50ZM99 143H100V141H99ZM99 143H97V144H99ZM117 143V142H116ZM147 143V144H148ZM162 143V142H161ZM179 143H177V144H179ZM251 143H252V145H251ZM7 145V147H6V145ZM9 144V145H8ZM35 144V143H34ZM33 144V145H34ZM73 144L75 145V146H73ZM96 144V145H97ZM154 144V143H153ZM158 144V147H159V143H157ZM173 144V143H172ZM235 144V143H234ZM239 144V145H240ZM246 144H249L248 142L246 143ZM256 144V145H257ZM2 145V146H1ZM4 145V146H3ZM33 145H31V146H33ZM39 145V144H38ZM56 145V144H55ZM58 145V144H57ZM65 145H66V148L67 147H69L67 150L66 149H64V147H65ZM89 145V146H90ZM150 145V144H149ZM152 145V144H151ZM170 145V144H169ZM176 145V144H175ZM181 145V144H180ZM20 146V145H19ZM24 146V145H23ZM28 146V147H27ZM62 146V145H61ZM60 146V147H61ZM72 146H73V151H72ZM89 146H87V147H89ZM99 146V148L98 149H100L101 147ZM155 146H156V144H155ZM163 146V145H162ZM188 146V145H187ZM238 146V145H237ZM249 146V147H250ZM34 147V146H33ZM35 147H36V145H35ZM50 147H51V145H50ZM70 147H71V150H69L70 149ZM74 147H76V148H74ZM86 147V146H85ZM153 147V146H152ZM158 147H156V148H158ZM165 147V146H164ZM179 147V146H178ZM177 147V148H178ZM250 147V148H251ZM255 147V146H254ZM253 147V148H254ZM257 147V146H256ZM5 148V149H4ZM9 148H12V150H10ZM91 147H89V149H90ZM124 148V149H123ZM145 148V146L143 147V148H138V152L140 153V152H142L141 150H143ZM171 148V147H170ZM185 148V147H184ZM196 148V147H195ZM194 148V150H195V153H196V151H198V150H196ZM245 148H247V147H245ZM35 148H33V150H34ZM37 149V148H36ZM61 150H62V148H60ZM87 149V148H86ZM88 149V150H89ZM92 149V151L90 152V151H88V152H90V153H92L93 154V150H95V149H93V147L91 148ZM96 149H97V146H96ZM134 149V150H133ZM146 149V148H145ZM144 149V151H145V154H146V152H147V150H145ZM147 149H149V148H147ZM165 149V148H164ZM180 149V148H179ZM186 149V148H185ZM255 149V148H254ZM253 149V150H254ZM258 149H259V147H258ZM257 149V150H258ZM20 150V151H19ZM27 150H30V149H27ZM27 150H24L23 152L21 151L20 153H21V155L23 156V154L25 155V153H26V155L28 156L29 155V151H27ZM48 150V149H47ZM78 150H79V148H78ZM78 150L77 151H75V155H76V153L78 152ZM101 150V151H102ZM157 150V149H156ZM161 150V149H160ZM192 150V149H191ZM200 150V149H199ZM240 150V149H239ZM245 150V149H244ZM25 151H27V152H25ZM30 151H32V150H30ZM38 151H39V153H38ZM67 153H66V152ZM71 153H70V152ZM79 151V152H80ZM98 151H100V150H98ZM153 151V150H152ZM183 151H184V149H183ZM255 151V150H254ZM260 151V150H259ZM35 152H37V153H35ZM50 152V151H49ZM59 152H58V155H59ZM64 152L66 153V155L68 156L69 155V157H73V159H71V158H66V156H65V154H64ZM83 152H85V151H82V153ZM87 151L85 152V153H88ZM97 152V151H96ZM95 152V153H96ZM132 152V153H133ZM199 152V151H198ZM256 152V151H255ZM258 152V151H257ZM0 153V156L2 155L3 156V154H1ZM81 153V155H76L78 158H79V156H81L80 158H82L83 156H84V154H82ZM97 153H100V152H97ZM132 153H130V154H132ZM139 153H137V155H139ZM200 153V152H199ZM260 153V152H259ZM51 154V153H50ZM90 155V156H93V157H91V158H93V160L92 159H90V158H88L89 156V154L87 155V154H85V156L88 158V159H90V160H88V159H86V158H84V160H88V161H90V162H92V161H94V155ZM103 154V153H102ZM143 154V153H142ZM141 154V155H142ZM147 154H150V153H147ZM147 154H146V156H147ZM151 154H152V152H151ZM16 155V157H18ZM25 155V156H26ZM83 155V156H82ZM129 155V154H128ZM127 155V157H129ZM136 154H134V158L136 157L135 156ZM3 156V157H4ZM7 156V157H6ZM53 156H54V158H53ZM61 156L63 157L62 159H61ZM84 156V157H85ZM99 156H101V154L99 155ZM98 156V157H99ZM102 156L101 157H99V159H102ZM125 156V155H124ZM132 156V155H131ZM130 156V157H131ZM140 156V155H139ZM153 156H154V154H153ZM157 156V155H156ZM159 156V155H158ZM169 156V155H168ZM171 156H173V155H171ZM55 157H57L56 159H60L59 160V163H57V161H55ZM97 157V158H98ZM113 157H116L115 158V160H113ZM129 157V158H130ZM141 157V156H140ZM143 157V156H142ZM145 157V156H144ZM148 157V156H147ZM151 157V156H150ZM150 157H149V159H150ZM203 157V156H202ZM228 157L230 158L229 159V162L230 163H232L231 165H224L223 163H227V161H228ZM7 158H8V160L10 161H8L7 160ZM10 158V159H9ZM65 158H66V160H65ZM77 158V159H78ZM95 158H96V156H95ZM96 158V159H97ZM122 158V157H121ZM134 158H132V159H134ZM137 158V157H136ZM139 158V157H138ZM152 158H154L155 159V157H152ZM162 158V157H161ZM178 159H179V157H177ZM185 158V157H184ZM188 158V157H187ZM0 159H2V158H0ZM14 159V160H13ZM17 159V160H16ZM24 159V160H23ZM38 160L39 159V161H37L38 162V164H36L37 162L36 161H33V160ZM54 159V160H53ZM69 159V160H68ZM99 159H97V160H95V162H98L99 161ZM128 159V158H127ZM131 159V158H130ZM142 159V158H141ZM140 159V160H141ZM163 159H165V158H163ZM12 160H13V163H12ZM18 160H22V162L20 163V161H18ZM43 160H45V162L43 163V164H41L40 165V167H39V163H42L43 162ZM55 161L54 162V164L55 165H53V161ZM65 160V161H64ZM72 160V161H71ZM74 160V161H73ZM78 160H80V159H78ZM105 159H103V161H104ZM120 160V159H119ZM124 160V159H123ZM122 160V161H123ZM129 160V159H128ZM127 160V161H128ZM138 159H136V161H134V160H132V161H134V164L136 163V162H138L137 161ZM18 161V162H17ZM26 161V162H25ZM35 162V163H33V164H30L31 162ZM51 161V162H50ZM70 161V162H69ZM103 161L102 162H100V163H103ZM126 161V162H127ZM131 161V160H130ZM170 161V160H169ZM183 161V162H182ZM226 161V162H225ZM6 162V163H5ZM24 162L26 163V165H24ZM65 162L67 163L66 165H67V167L65 166ZM72 162V163H71ZM84 162H86V161H84ZM89 162V164L88 165H90V164H92V163H90ZM105 162V161H104ZM129 162V161H128ZM142 162V161H141ZM154 162V161H153ZM152 162V163H153ZM164 162H166V161H164ZM164 162H160V164L162 165ZM46 163V164H45ZM58 165H57V164ZM64 163V164H63ZM79 163V164H78ZM81 163H83V161L81 162ZM88 163V162H87ZM99 163V164H100ZM108 163V164H109ZM114 163H113V165H114ZM119 163V162H118ZM120 163H121V161H120ZM123 163H124V161H123ZM140 162H138V164H139ZM144 163H145V161H144ZM151 163V164H152ZM157 163V162H156ZM167 163V162H166ZM7 164V165H9L10 166V168H8V166L5 165ZM18 164H20V165H18ZM21 164H22V166H21ZM28 164V165H27ZM29 164L30 165H32L33 166V168H32V166H31V168H30V166H29ZM72 164V165H71ZM83 164H85V169H83V170H85L86 172H88L89 171V168H91L92 167V165H90L89 167H88V169H86V163H83ZM105 164V163H104ZM103 164V165H104ZM124 164H126V163H124ZM131 164V162L130 163H127V167H130L129 165ZM148 164V163H147ZM155 164V163H154ZM165 164V163H164ZM12 165H13V167H12ZM15 165V166H14ZM37 165V166H36ZM43 165V166H42ZM52 165V166H51ZM61 165V164H60ZM79 165V166H78ZM132 165V164H131ZM159 165V164H158ZM166 165V164H165ZM27 167V169H26V167ZM35 166V167H34ZM45 166L49 169L50 167L49 166H51V168H50V170H48V169H45V170H47V174L45 173V176L46 175H48L49 177L48 178H46L45 176H44V174L42 173V170L40 171L39 169L41 168V169H44L45 168ZM64 166V167H63ZM106 166V165H105ZM110 167L112 166V164L111 165H109ZM116 166H118V165H116ZM126 166V165H125ZM125 166H123V168H127V167H125ZM133 166V165H132ZM140 165H138L137 167H139ZM160 166V165H159ZM2 167H4V168H2ZM11 167H12V169H11ZM20 167H21V170H22V172H21V170H17L18 168L20 169ZM36 167H38V168H36ZM44 167V168H43ZM54 167V168H53ZM81 167H83V165H81ZM81 167H80V169H81ZM108 167V166H107ZM106 167V168H107ZM114 167V166H113ZM108 168L109 170H112V169H114V168H117V167H114V168ZM122 167V164L121 165H119V169ZM146 167H147V165H146ZM162 167V166H161ZM5 169L6 170V173H4L5 171L4 170H2V169ZM16 168V169H15ZM24 168H25V170H24ZM57 168H60V167H57ZM55 169V171H53L54 172V174H55V172H58V171H56V170H61V168L60 169ZM95 169V171H94V169ZM91 170H92V173H95L96 172V168H95V166L93 167ZM106 168H105V170L104 171H109V170H106ZM134 168V166L133 167H131V169H133ZM140 168V167H139ZM141 168H142V166H141ZM147 168H149V167H147ZM147 168L145 169V167H144V169L145 170H147ZM157 168V167H156ZM156 168H154V169H156ZM9 169V170H8ZM29 169V170H28ZM118 169V168H117ZM118 169V170H119ZM136 169V168H135ZM151 168H149V170H150ZM30 170H32L31 172H32V174H31V172H30ZM45 170H43V172L45 171ZM74 170L73 171H71V172H69L68 170V172L69 173H73V174H69L66 170H62V171H64V173H65V171L67 172V173H65V174H69V175H74V176H78L79 177V174H77V172L75 171V174H74ZM82 170V169H81ZM90 170V171H91ZM99 170V169H98ZM127 170V169H126ZM137 170H139V169H137ZM149 170H147V171H149ZM0 171V172H1ZM28 172V176H26L27 175V173L25 174V172ZM39 171V172H38ZM84 171V172H85ZM89 171V173H91ZM94 171V172H93ZM113 171V170H112ZM115 171V170H114ZM117 171V170H116ZM121 171V170H120ZM120 171H118L119 173H120ZM123 171H124V173H123ZM133 171V170H132ZM131 171V172H132ZM158 171V170H157ZM24 172V173H23ZM33 172H35L34 174H33ZM49 172V173H48ZM59 172H61V171H59ZM84 172H79V173H81V174H83ZM98 173H100L99 171H97ZM117 172V173H118ZM128 172V171H127ZM137 172V171H136ZM135 172V174L137 175V173ZM151 173L153 172L152 171V169H151V171H150ZM88 173V175H90ZM116 173V172H115ZM115 173H114V176H116L115 175ZM118 173V175L117 176H122V175H120L121 173L123 174V176H124V174H125V170H122V172L119 174ZM144 173V172H143ZM30 174V175H29ZM38 174H40V177L38 176ZM42 174H43V176H42ZM51 174L53 175V173L51 172ZM56 174H59V175H62L63 173H56ZM55 174V175H56ZM65 174H63L62 176H64V177H69V175H67V176H65ZM86 174V173H85ZM97 174V173H96ZM107 174H109V175H112V174H110L109 172L107 173ZM106 174V175H107ZM127 174V173H126ZM147 175L149 174V173H146ZM162 174V173H161ZM160 174V175H161ZM33 175H34V179H32V180H35V175L37 176L36 178L38 179V181L36 180L35 182L34 181H32L31 179L30 180H27V178L25 179V177H29V176H32V177H30V178H33ZM88 175H85L86 177H84V175H83V177L84 178H89V177H87ZM93 175V174H92ZM92 175H90L91 176V178H92ZM98 175V174H97ZM127 175H130V174H127ZM131 175H132V177H133V172L131 173ZM131 175L129 176V179L128 180H130L132 177H131ZM145 175V174H144ZM146 175V176H147ZM151 175H153V174H151ZM151 175H148V176H151ZM54 176V175H53ZM62 176H60V177H62ZM72 176L70 177V178H72ZM73 176V177H74ZM99 176V175H98ZM104 176V175H103ZM114 176H111V177H114ZM126 176V175H125ZM124 176V177H125ZM135 176V175H134ZM139 176H140V174H139ZM138 176V177H139ZM155 176V175H154ZM20 177V178H19ZM52 177V176H51ZM57 177H59L58 175H57ZM64 177H63V179H64ZM78 177H76L77 179H78ZM81 177V176H80ZM79 177V178H80ZM82 177V178H83ZM95 177H96V175H95ZM101 177V176H100ZM107 177V176H106ZM110 177V176H109ZM108 177V178H109ZM111 177H110V179H111ZM127 177V176H126ZM131 177V178H130ZM141 177V176H140ZM15 179V181H14V179ZM17 178H19V179H17ZM46 178V179H45ZM70 178H67V179H70ZM75 177H74V179H76ZM82 178H80V179H82ZM83 178V179H84ZM102 178V177H101ZM116 177H114V179H115ZM123 178V177H122ZM122 178H121V181H120V183L122 184V187H123V184L125 183H123L122 182ZM142 178H144L143 176H142ZM146 178H149L150 180H151V178L150 177H146ZM146 178H145V180H146ZM153 179H154V177H152ZM156 178V177H155ZM155 179V180H161V179ZM13 179V180H12ZM17 179V180H16ZM21 179V180H20ZM43 179L42 180H40L39 182H40V185H41V183L43 182V184L42 185H45L46 187H47V191H48V186H50V189H49V191L51 190V186H53V184L52 185H50L51 184V181H50V184L48 185V183H44V181H43ZM49 179H51V178H49ZM48 179V180H49ZM54 179H56V177H52V179L51 180H54ZM58 179V178H57ZM113 179V178H112ZM111 179V180H112ZM117 179H119L120 180V178H118L117 177ZM117 179L115 180V182L117 183V182H119V181H117ZM126 178H125V180H127ZM133 180H134V177L132 178ZM140 179V178H139ZM148 179V180H149ZM152 179V180H153ZM19 180V181H18ZM48 180H46V181H48ZM60 180V179H59ZM88 180V179H87ZM86 180V181H87ZM94 180V179H93ZM96 180V179H95ZM102 180V179H101ZM141 180V179H140ZM143 180V179H142ZM16 181H18V182H16ZM58 181V180H57ZM83 181V180H82ZM84 181H85V179H84ZM83 181V182H84ZM89 181H90V178H89ZM144 181V180H143ZM142 181V182H143ZM162 181V180H161ZM160 181V182H161ZM15 185H13L12 183ZM21 182V183H20ZM32 182V183H31ZM52 182H54V185L56 184L55 183V181H52ZM62 182V181H61ZM91 182V181H90ZM113 182V181H112ZM127 182V181H126ZM130 182V181H129ZM136 182V181H135ZM142 182H140L141 184H142ZM156 182V184H157V182L158 181H155ZM164 182V181H163ZM5 183V184H4ZM19 183L21 184L20 186H19ZM24 183V184H23ZM27 183L25 184L26 186H27ZM93 183V182H92ZM115 183V184H116ZM131 183H134V182H132L131 181ZM137 183H139V182H137ZM143 183H146V182H143ZM11 185V186H9V185ZM19 186H17V185ZM23 184V185H22ZM38 183H36V185H37ZM100 184V183H99ZM113 184V183H112ZM117 184H119V183H117ZM129 184V183H128ZM159 184V183H158ZM157 184V185H158ZM165 184V186H166V184L167 183H164ZM179 184V185H178ZM6 185V186H5ZM12 185H13V187H12ZM48 185V186H47ZM61 185V184H60ZM91 185V184H90ZM96 185H97V183H96ZM125 185V184H124ZM131 185V184H130ZM157 185H155L154 184V186L153 187H155V186H157ZM160 185H162L161 183H160ZM160 185L159 186H157V187H160ZM1 186V187H2ZM25 186V187H26ZM35 186V185H34ZM85 186H87V185H85ZM85 186H83V187H85ZM105 186V185H104ZM116 186V185H115ZM114 186V187H115ZM145 186V185H144ZM162 186H164V185H162ZM169 186V185H168ZM10 187H12V189L13 190H15L14 192H13V190L10 188ZM16 187H18V189H16ZM21 187V188H20ZM23 187L22 189H27V190H29V188H31L29 185H28V187ZM37 187V186H36ZM39 187V186H38ZM37 187V189H39ZM42 187V186H41ZM46 187H42V189L43 188H46ZM55 186H53L52 188H54ZM78 187V186H77ZM81 188H82V186H80ZM88 187V186H87ZM87 187H85V188H87ZM93 187H94V185H93ZM93 187H91L93 190H96V189H98L97 187H98V185H97V187H94V188H96V189H94ZM101 186H99V188H100ZM125 187L127 188V185H125ZM128 187H129V189H130V186L128 185ZM143 187V186H142ZM3 187H2V190L4 189ZM34 188V187H33ZM33 188H31V189H33ZM84 188V189H85ZM102 188V187H101ZM98 189L99 190V192L102 190V189ZM124 188V187H123ZM131 188H132V186H131ZM151 188H152V186H151ZM167 188V187H166ZM5 189L3 190L5 193H3V194H5V195H3V194H0V197L1 198H3L4 196L6 197H4V199H5V201L3 200H0L1 202H7V201H11V202H13L12 201V198L13 197H11V196H7V195H10V193H9V191L8 192H6L5 191ZM30 189V190H31ZM41 188H40V190H42ZM59 189H61V188H59ZM70 189V188H69ZM89 189H90V187H89ZM88 188L86 189V191H88L89 190ZM150 189V188H149ZM149 189H147V191H149ZM157 189H160V188H157ZM170 189V190H171ZM53 190V189H52ZM54 190H56V189H54ZM79 190V189H78ZM91 190V189H90ZM90 190L88 191L89 192V194H90ZM115 190V189H114ZM113 190V191H114ZM130 190V191H131ZM144 190V191H143ZM151 190V189H150ZM161 190V189H160ZM3 191H1L0 190V193H2ZM17 191V194L18 195H16V196H19V192ZM35 192H36V190H34ZM34 191L32 192L33 193V195H35L34 194ZM43 191H45V192H47L46 191V189H44ZM42 191V192H43ZM80 191V190H79ZM82 191V190H81ZM146 191V192H147ZM152 191H153V188H152ZM155 191V190H154ZM158 191V190H157ZM156 191V192H157ZM23 192V191H22ZM29 192V191H28ZM40 191H38V193H39ZM61 192V191H60ZM76 192V191H75ZM83 192V191H82ZM88 192L86 193L85 191H84V196H85V194H88ZM93 191H91V193H92ZM121 192V191H120ZM123 192V191H122ZM126 192H128V193H132L134 196H136V197H130ZM150 192V191H149ZM159 192V191H158ZM9 193V194H8ZM13 193V194H12ZM15 193V194H14ZM31 193V194H32ZM38 193H36V194H38ZM94 193H95V191H94ZM126 193V194H125ZM154 193V192H153ZM165 193V192H164ZM168 193H166V195L168 194ZM40 194V193H39ZM38 194V195H39ZM55 194V193H54ZM53 194V195H54ZM57 194H58V192H57ZM56 194V195H57ZM63 194V193H62ZM61 194V195H62ZM142 194V195H141ZM157 194V193H156ZM178 194L180 195H183V199H182V202L181 203H183V204H178V202L176 203L175 201H172L173 200V198L176 196V198L177 197H179L178 196ZM25 195V194H24ZM28 195V194H27ZM42 195V194H41ZM47 195H48V192H47ZM47 195H46V197H47ZM77 195V194H76ZM95 195H97V192H96V194ZM94 195V196H95ZM160 195V194H159ZM166 195H162V196H165L166 197ZM180 195V196H181ZM36 196V195H35ZM40 196V195H39ZM44 196V195H43ZM49 196H51V195H49ZM48 196V197H49ZM58 196V195H57ZM79 196H80V194H79ZM90 197H88V198H91V195H89ZM125 196H124V198H125ZM161 196V197H162ZM169 196V195H168ZM174 196V197H173ZM209 196H211V197H209ZM9 197V198H8ZM23 197V196H22ZM27 197V196H26ZM31 197V196H30ZM45 197V196H44ZM52 197V196H51ZM59 197H60V195H59ZM62 197V196H61ZM78 197V196H77ZM83 197V196H82ZM81 197V198H82ZM129 197V198H128ZM186 197V200H188V201H186V203H184L183 202V200H184V198ZM206 197H207V199L208 198H210L209 200H212L210 203L208 202H206L207 200H206ZM0 198V199H1ZM19 198V197H18ZM21 198V197H20ZM43 198V197H42ZM57 198V197H56ZM63 198V197H62ZM92 198H93V196H92ZM95 198V197H94ZM123 198V197H122ZM181 198V197H180ZM179 198V199H180ZM212 198V199H211ZM9 199V200H8ZM17 199V198H16ZM73 199H75V197L73 198ZM85 199V201H87V202H90L89 200H86L87 199V195H86V198H84ZM125 199V200H126ZM163 199L164 198H162V200H161V202H163ZM13 200H15V199H13ZM61 200V199H60ZM60 200H59V202H60ZM64 200V199H63ZM91 200V199H90ZM123 200V199H122ZM177 200V199H176ZM9 201V202H10ZM73 201H75V200H73ZM77 201V200H76ZM92 201V200H91ZM132 201H135V200H133L132 199ZM131 201V202H132ZM138 201H136V202H138ZM144 201V200H143ZM159 201V202H158ZM179 201H181V200H179ZM68 202V201H67ZM72 202V201H71ZM86 202V203H87ZM93 202V201H92ZM129 202V201H128ZM128 202H127V200H126V204H128ZM139 202L138 203H136V208H134V209H136V211L138 210V208H137V204H139ZM165 202V201H164ZM73 203V202H72ZM75 203V202H74ZM77 203V202H76ZM85 204V202H81V204ZM91 203V202H90ZM117 203V202H116ZM116 203H114V205L116 204ZM125 203V202H124ZM145 203V202H144ZM117 204H119V206L117 205V207H119L120 209H121V206H122V208H123V210H125V208L127 207V210L129 209L128 208V206L127 205H123V203H117ZM120 204H122L121 206H120ZM131 204V203H130ZM77 205V204H76ZM114 205H113V203H112V205H110L112 208L111 209H113L114 210ZM131 205H133V204H131ZM130 205V208H132V207H135V206H131ZM135 205V204H134ZM69 206V205H68ZM95 206V205H94ZM123 206H126L125 208L123 207ZM139 207L141 206L140 204L138 205ZM144 206H146V209H148L149 210V208H147V205H145L144 204ZM64 207V206H63ZM66 207V206H65ZM76 207H78V206H76ZM117 207H115V209L117 208ZM142 207V206H141ZM140 207V211L141 210H143L142 208ZM60 208V207H59ZM96 208H97V206H96ZM95 208V209H96ZM144 208V207H143ZM152 208H150V209H152ZM77 209H79V208H77ZM80 209H81V206H80ZM84 209H87V207L86 208H84ZM90 209V208H89ZM94 209V210H95ZM101 209V208H100ZM120 209H118V210H120ZM146 209H145V211L143 212V211H141L142 212V214L143 213H145L146 212ZM158 209V210H157ZM66 210H68V209H66ZM98 211H100L99 210V208L97 209ZM117 210V209H116ZM116 210H114L115 212H116ZM65 211V210H64ZM71 211H73L72 210V208H71ZM96 211V210H95ZM94 211V212H95ZM131 211H134L133 210V208H132V210ZM139 210H138V214H139V216L141 215V212H140ZM150 211V210H149ZM63 212V211H62ZM69 212H70V210H69ZM78 212V211H77ZM89 212V211H88ZM92 212V211H91ZM113 213V211H110V213L108 214V216H110L112 213ZM114 212V213H115ZM120 212V211H119ZM125 212L127 213V212H129V211H126L125 210ZM123 213V211L122 212H120L121 213V215H120V213H119V215L121 216V218L123 217V216H125L124 218L126 219L124 222H123V220L121 221V220H119V219H117L116 217H112L113 215H111V217L113 218V220L115 221H113L112 223H111V220H109L110 221V226L107 224L108 223V218L109 217H107V219H105V218H103L102 217V219H103V223L101 222V218L98 220V217L100 216H98V217H96L97 218V220H95L94 218H95V216H93L94 218H91L92 220H95V221H98V223L97 222H93V221H91V223L93 222L94 224L95 223H97V224H99V223H102V225L103 226H106L105 224H107V227L108 228H106V227H104V228H102L101 227V229H104V231H106L107 229H108V233L110 232L109 230H111V229H109V228H113L112 229V231H114V233H112V231H111V233H109L110 235L112 234H114V235H118V234H120V236H123V237H126V238H128L130 235H131V237H132V235L134 236V235H136V238H134L135 239V241L133 240L132 242L134 243V242H136V241H138L139 239H141L140 237H142V235L143 234H145L146 235V233H140L141 231H138V230H140V229H138V228H140V227H138V226H140V224L138 225V223L137 224H135V223H133L134 225H137V226H135L134 228L135 229H129V228H131V227H133V226H131L132 225V223H129V222H132V221H129L130 220V218H126L127 217V215H126V213ZM76 213V212H75ZM79 213V212H78ZM129 213H131V212H129ZM129 213H127V214H129ZM137 213V212H136ZM147 213H149V212H147ZM147 213H145V214H147ZM80 214L81 213H79V215L78 216H80ZM95 214V213H94ZM123 214H125V215H123ZM138 214L136 215L137 217H139L138 216ZM150 214V213H149ZM242 216V217H239L240 215ZM59 215V214H58ZM115 216H116V213L114 214ZM118 215V214H117ZM134 215V214H133ZM133 215L132 216H129L128 215V217H132V219H134L133 218ZM144 215V214H143ZM143 215H142V218H144V220L145 219H149V217L150 216H148V214H147V216H148V218H147V216H146V218L145 217H143ZM179 215H182V216H179ZM237 215H239V216H237ZM70 216H71V213H70ZM81 216H82V214H81ZM87 216V215H86ZM101 216H104V215H101ZM119 216V217H120ZM145 216V215H144ZM153 216V217H154ZM184 216V217H185ZM75 217V219H76V215L74 216ZM74 217H72V218H74ZM83 217V216H82ZM89 217H90V215H89ZM118 217V216H117ZM118 217V218H119ZM135 217V216H134ZM152 217V216H151ZM150 217V218H151ZM152 217V218H153ZM160 217V220H162V218ZM178 217V218H177ZM180 217V218H179ZM184 217H183V219L182 220H184ZM65 218V217H64ZM84 218V217H83ZM82 218V219H83ZM111 218V219H112ZM151 218V219H152ZM158 218V217H157ZM59 219V218H58ZM82 219H80V220H82ZM110 219V218H109ZM131 219V220H132ZM145 220V221H151L152 222V220ZM154 219V218H153ZM156 219V218H155ZM159 219V218H158ZM158 219H156V222H157V220ZM78 220V219H77ZM76 220V221H77ZM89 220H90V218H89ZM107 222H106V221ZM117 220H119L118 222H117ZM128 220V222H126ZM135 220H136V218H135ZM138 220H142V219H138ZM142 221V222H144V223H142V226H143V224H144V226L143 227H145V228H143V229H145V231L147 230V231H149V224H152L151 222H149V224H145V221ZM192 220V221H191ZM206 220V221H205ZM209 220H211V221H209ZM58 221V220H57ZM62 221V220H61ZM60 221V222H61ZM65 221V220H64ZM67 221V226H68V224H69V226L68 227H71V229L74 227H72L71 225H70V221H71V218H70V220L68 219V220H66ZM83 221V220H82ZM88 221V220H87ZM100 221V222H99ZM181 221V220H180ZM202 221H204L203 223H202ZM106 222V223H105ZM123 222V223H122ZM134 222V221H133ZM154 222H155V220H154ZM159 222L157 223L158 224V226H159ZM176 222H178L177 224H176ZM234 222V223H233ZM81 223V222H80ZM88 223V222H87ZM119 223H121V224H126V223H128L129 225H125V226H121L120 227V225H119ZM140 223H141V221H140ZM188 223V222H187ZM59 224V223H58ZM60 224H64V222L62 223H60ZM64 224V225H65ZM74 224V223H73ZM89 224V223H88ZM94 224H89V229L90 230H86L85 228H82V230H78V229H76L77 227H79V229H81V227H83V226H75L72 230H74V229H76V230H74L75 231V233H77V234H74V232H72L71 231V233L72 234H74V235H72L71 237H73V236H76V235H78V233H80L78 236H76V237H78L76 240L77 241H83L84 240V242L86 241L85 239L88 237V235L90 234L91 235V233H93L92 231H94V233L95 232H98V231H96V229L93 227V229H95V230H92L91 228H92V226L91 225H93L94 226ZM114 224H116L115 225V227L114 226H112V225H114ZM131 224V225H130ZM155 224V223H154ZM164 224H165V227H164ZM176 224V225H175ZM185 224V223H184ZM193 224L194 225H198V223H196L195 221L193 222ZM219 224H221V225H223V226H225V225H230L231 227H227L226 226V228L225 227H221L222 229H224L225 228V230L227 231H220L221 230V228H219L220 230L218 231L217 229H218V226H219ZM232 224H235V226H233ZM49 225V224H48ZM51 225H53V224H51ZM65 225V226H66ZM85 225H87V224H85ZM119 226V228H117L116 226ZM161 225V224H160ZM171 225H169V226H171ZM180 225V224H179ZM178 225V226H179ZM188 225V224H187ZM58 226V225H57ZM56 226V227H57ZM65 226H63V227H65ZM66 226V227H67ZM98 226V225H97ZM100 226H101V224H100ZM112 226V227H111ZM129 227V228H127V229H129V230H127V232H129L130 231V235L128 234L127 235V233H126V229H123L125 232L124 233H122V227ZM131 226V227H130ZM151 226H153V225H150V229H153L154 227H155V229H156V227H158V226H156V224H155V226H153L152 228H151ZM182 226V225H181ZM217 228L216 230L218 231H216L215 230V227ZM61 228H62V226H60ZM67 227V228H68ZM85 227V226H84ZM95 227H96V224H95ZM160 227V226H159ZM161 227L160 228H157L158 230L159 229H161ZM182 227H184V226H182ZM181 227V228H182ZM60 228V230H62V229H64V228H62L61 229ZM87 229H88V225H87V227H86ZM105 228H106V230H105ZM117 229V230H114V229ZM142 228H141V230H142ZM163 228H162V230H163ZM191 228V227H190ZM230 228V229H229ZM57 229V228H56ZM66 229V228H65ZM64 229V230H65ZM70 228L69 229H67V230H71ZM97 229H100V228H98L97 227ZM100 229V230H101ZM167 230H168V227L166 228ZM165 229V230H166ZM177 229H178V227H177ZM180 229V228H179ZM187 229V228H186ZM49 230V229H48ZM63 230V231H64ZM66 230V231H67ZM78 230V231H77ZM83 230H84V232H83ZM85 230H86V232L87 231H90V232H87L88 233V235H87V233H86V238L84 239L83 237L85 236ZM119 230H121V231H119ZM131 230H135V232H136V230H137V233H132L131 232ZM170 230H172V227H170ZM170 230H168L167 232L169 233L170 232ZM176 230V229H175ZM183 230V229H182ZM193 230V229H192ZM237 230V229H236ZM56 231V230H55ZM63 231H61V233H63ZM66 231H64V232H66ZM103 230L102 231H99L100 232V234H101V232H102V234L101 235H104V236H101L100 234H99V236H101V237H103V240H105V241H108V240H110V241H108L107 243H108V245H106L107 243L105 242V241H103V240H96V243H98V244H96L97 246L101 243L100 241H103L102 243H101V245L104 243L105 245H106V248L102 245V247L103 248H101V246L99 245V247L101 248V249H103V253H106V254H108V250H109V252L111 251V252H113L114 254L117 252L118 253V251H119V255H120V257H117V256H112L113 254L111 253V255H110V257H114V260H120L121 259V254H120V250H123V248L122 249H116V250H114V251H116V252H114L113 251V249H115L116 247V245L114 246V247H112L111 245H112V243L113 242H116V239H118L119 238V240H117V241H121V240H125L124 238H122L121 240H120V237H119V235H118V237L117 236H113V238L109 235V234H107L106 232V234L105 233H103L104 232ZM116 231H118V233L116 234ZM144 231V230H143ZM146 231V232H147ZM154 231V233L155 232H157L156 230H153ZM161 231V230H160ZM179 231V230H178ZM232 231H231V233L230 234H233L232 233ZM51 232V231H50ZM57 232V231H56ZM162 232V231H161ZM161 232H159L158 231V237L160 238H164V236L162 237V236H159V234L161 233ZM166 231H164V235H165V237H169V241L172 239V237L173 236H170L171 234H168L167 232V235L168 236H166V233H165ZM220 232H224V234H226L224 237L222 236V235H224V234H220L219 235V233ZM48 233V232H47ZM58 233V232H57ZM67 233H69V236H70V231H67ZM82 233H84V235L82 234ZM93 233V234H94ZM122 233V234H121ZM138 233H140V234H142V235H140V237H139V234ZM150 234H152L155 238L157 237L152 231H150L149 232ZM180 233V232H179ZM237 234H238V232H236ZM251 233V234H252ZM262 233V234H263ZM4 234V233H3ZM123 234H126V236L125 235H123ZM148 234V233H147ZM235 235V238H236V236H238L239 237V234L238 235ZM252 234V237L254 236ZM257 234H255L256 235V237H257ZM5 235V234H4ZM61 235V234H60ZM68 235V234H67ZM97 235V233L95 234V235H92V237L93 236H96ZM106 235V236H105ZM144 235V236H145ZM152 235H150V236H152ZM177 235V234H176ZM182 235V234H181ZM180 235V236H181ZM184 235V234H183ZM219 235V236H218ZM54 236V235H53ZM58 236V235H57ZM69 236H66L67 237V239L69 238ZM79 236H80V239H79ZM81 236H82V239H81ZM98 236V235H97ZM96 236V238H99V237H97ZM108 236H110V239H109V237ZM149 238H150V236L149 235H147ZM232 236V235H231ZM247 236V235H246ZM1 237V236H0ZM20 237V236H19ZM63 238H64V234H63V236H62ZM71 237L69 238V240L71 241H75V240H73V239H75V238H72L71 239ZM92 237H91V240H92ZM105 237V238H104ZM108 237V238H107ZM116 237V238H115ZM131 237H129L128 238V240L131 238ZM137 237H139V238H137ZM171 237V238H170ZM228 237V236H227ZM237 237V238H238ZM241 237H242V235H241ZM243 237H245V235H243ZM239 238V239H245V238ZM255 236H254V241H255V238H256ZM94 238V237H93ZM144 238V237H143ZM142 238V239H143ZM155 238H153L152 240H154ZM159 238H157V240L159 239ZM213 238H216L215 240L213 239ZM217 238L220 240V241H223L224 243H222V245L224 244L225 245V247H224V249H221L222 247H217L215 244H219L220 243V241H217ZM230 238V237H229ZM237 238L235 239L236 241H237ZM247 238H249V237H247ZM258 238V237H257ZM263 238H264V235H263ZM4 239V238H3ZM88 239H89V237H88ZM113 239V242L111 243V240ZM133 239V238H132ZM136 239H138V240H136ZM145 239L147 240V237H145ZM161 239V240H162ZM166 239V238H165ZM174 239V238H173ZM173 239L171 240L172 242H173ZM178 239V238H177ZM230 239H234V238H230ZM238 239V240H239ZM22 240V239H21ZM37 240V239H36ZM48 240V239H47ZM63 240V239H62ZM90 240V239H89ZM86 241L85 243H89V244H92V242L93 241H95L94 239H93V241ZM115 240V241H114ZM128 240H125L126 241V244H124V245H128L129 246V243L130 244H132V242H131V240L129 241V242H127ZM164 240V239H163ZM181 240V239H180ZM183 240H184V238H183ZM258 240V239H257ZM261 240V242L264 240H262V235H261V237H259V240L257 241L258 243H261V242H259ZM12 241V240H11ZM42 241V240H41ZM65 241V240H64ZM67 241V240H66ZM72 241H71V244L70 245H74V244H72ZM79 241V242H80ZM97 241H99V242H97ZM142 241V240H141ZM165 241V240H164ZM175 241V240H174ZM185 241V240H184ZM190 241V240H189ZM246 241H248V243H244L243 244V247L247 250L248 248H246L247 247V244H249L251 241H252V238L250 239V242H249V239H247ZM254 241H252L251 243L252 244H254ZM2 242H3V240H2ZM16 242V241H15ZM32 242V241H31ZM31 242H30V245H31ZM60 242V241H59ZM63 242V241H62ZM91 242V243H90ZM144 242V241H143ZM147 242V241H146ZM171 242V243H172ZM240 242H241V240H239V244H240ZM244 242H245V240H244ZM257 242H255L256 244H257ZM264 242V241H263ZM5 243V242H4ZM9 243H10V241H9ZM25 243V242H24ZM23 243V244H24ZM29 243V242H28ZM39 243V242H38ZM43 245H42V244ZM47 243V242H46ZM55 242H53V245H55L54 244ZM57 243V242H56ZM68 243H69V241H68ZM67 243V244H68ZM76 245H74V247L76 248V246L78 247V244L79 243H77V242H74ZM85 243H80L79 244V246H81L80 248H83V247H86V244ZM87 243V245H89ZM95 243V242H94ZM110 243H111V245H110ZM118 243V242H117ZM121 243H123V242H121ZM128 243V244H127ZM138 243H139V241L136 243V245H138ZM166 242H164V244H165ZM182 243H183V241H182ZM186 243V242H185ZM189 243V242H188ZM187 243V244H188ZM205 243V244H206ZM251 243L249 244L250 246H252L251 245ZM17 244V243H16ZM35 244V243H34ZM37 244V243H36ZM39 244H41L40 246H39ZM39 244H37L39 247H37V245H35V249L33 248V250H32V252H33V254H32V256L31 255H29L30 256V258L32 257V258H34V261H36L37 262V264H39V260H41V257H44V255L45 256H49L48 254H45V252H43V251H46V253H47V251H48V253H49V250H48V248L47 247H49V245L47 246V247H45L44 246V243L43 242H40ZM48 244V243H47ZM65 244H66V242H65ZM64 244V245H65ZM66 244V245H67ZM120 244V243H119ZM141 245H138L140 248L143 246L142 245V242L140 243ZM144 244V243H143ZM168 244V243H167ZM186 244V245H187ZM234 244H237V242L236 243H234ZM256 244H254V245H256ZM22 245V244H21ZM21 245L19 246V247H21ZM25 245V244H24ZM52 245V244H51ZM83 245V246H82ZM85 245V246H84ZM94 245V244H93ZM135 246V244H132V246ZM147 245V244H146ZM158 245V244H157ZM162 245V244H161ZM185 245V246H186ZM220 245V244H219ZM222 245H220V246H222ZM262 246H260V244L258 245V246H256L255 248H257V247H261V250L263 249V245L264 244H261ZM9 246V245H8ZM28 246H29V244L28 245H26V247L27 248H23L24 249V253L26 252H28V253H31V252H29L27 249H28ZM62 246V245H61ZM107 246H109V247H107ZM112 248H111V247ZM122 246V245H121ZM125 246V247H126ZM133 246V247H134ZM137 246V247H138ZM189 247L191 246L190 244L188 245ZM205 246V245H204ZM216 246V247H215ZM227 246V247H226ZM240 246L242 247V245L240 244ZM12 247H15V246H12ZM18 247V248H19ZM30 247V246H29ZM33 247V246H32ZM41 247H45V250H42V248ZM66 246H64V248H65ZM70 246H68V248H69ZM73 247V246H72ZM71 247V248H72ZM87 247H89V246H87ZM123 247V246H122ZM124 247V248H125ZM131 246H129V248L128 249H126L125 248V250H129V252H132V249H133V247L132 248H130ZM136 247V246H135ZM187 247V246H186ZM193 247V246H192ZM241 247H240V249H241ZM249 247V246H248ZM18 248H16V249H18ZM31 248V247H30ZM29 248V249H30ZM55 248V247H54ZM59 248H60V246H59ZM68 248H65L64 249V251H65V254L66 253H70L69 252V250L71 251V248H69V250H68ZM80 248H77L78 249V251L76 250V251H74V252H79V250H80ZM90 248V247H89ZM108 249L107 251L105 250V249ZM144 248H145V246H144ZM164 248V247H163ZM168 248V247H167ZM185 248V247H184ZM188 248V247H187ZM191 248V247H190ZM195 248V247H194ZM232 248V247H231ZM250 248V247H249ZM10 249V248H9ZM15 249V250H16ZM21 248H19V250H20ZM44 249V248H43ZM57 249V248H56ZM60 249H62V248H60ZM97 249H98V247H97ZM100 249V250H101ZM111 249V250H110ZM142 249V248H141ZM160 249V248H159ZM166 249V248H165ZM196 249H197V247H196ZM194 250V249H191V250H194V252H197L198 253V250ZM233 249V248H232ZM240 249H238L239 251H241ZM251 249V248H250ZM259 248H257V249H255L256 251L258 250ZM11 251H13L12 249H10ZM50 250H52L51 248H50ZM74 250V249H73ZM73 250H72V252H71V254H67L66 256H65V258L66 259H69V260H71V258H69V256H74V258H73V260L75 259V260H77L76 258H75V256L77 255H79V253H73ZM106 252H105V251ZM187 250V249H186ZM249 250V249H248ZM243 251L242 250V253H240L239 251V255L241 254V256H242V259H243V257H249L248 259H250L251 257H255L254 258V260H256L257 259V256L255 255V253H254V255L252 256L251 255V253H250V251ZM254 250V251H255ZM260 250V249H259ZM258 250V251H259ZM21 251V250H20ZM63 250H62V254H63V252H64ZM68 251V252H67ZM81 251V250H80ZM83 251V250H82ZM81 251V252H82ZM138 251H142V250H137V252ZM144 251V250H143ZM142 251V252H143ZM230 251H232V250H230ZM229 251V252H230ZM253 251V252H254ZM264 251V250H263ZM263 251L261 252V251H259V253L261 254L262 253V255L261 256H263L264 257V254H263ZM85 252H87V251H85ZM128 252V253H129ZM140 252H138L139 254H140ZM145 252V251H144ZM143 252V253H144ZM187 252H189V251H187ZM203 252V253H202ZM205 250H202L201 252H199V253H201V254H203V255H206L205 253ZM215 252V253H214ZM228 252V254H230ZM237 252V253H238ZM24 253H23V257H25V255H24ZM51 253V252H50ZM61 253V252H60ZM72 253H73V255H72ZM127 253V254H128ZM133 253H136V250H135V252L133 251ZM137 253V254H138ZM143 253H141L140 254V256H142L143 255ZM257 254V255H260V254ZM6 254V253H5ZM44 254V255H43ZM55 254V253H54ZM61 254V255H62ZM75 254V255H74ZM97 254V253H96ZM99 254H101V253H99ZM110 254V253H109ZM123 254V253H122ZM125 254V253H124ZM132 253H129V255H131ZM136 254V255H137ZM160 254V253H159ZM214 254V255H213ZM18 255V254H17ZM56 255V254H55ZM60 255V256H61ZM116 255V254H115ZM126 255V254H125ZM211 255V254H209V253H207V257H209V256ZM239 255H237V257L239 256ZM21 256V255H20ZM63 256V255H62ZM61 256V257H62ZM68 256V257H67ZM82 256H83V254H82ZM108 256V255H107ZM127 256V255H126ZM132 256V255H131ZM26 257H28V254H27V256ZM52 258H53V260H55L54 259V256H51ZM83 257H85V256H83ZM88 257H89V255H88ZM92 257V256H91ZM96 257H97V255H96ZM109 257V256H108ZM115 257H117V259L115 258ZM206 257V256H205ZM205 257H203V259L205 258ZM206 257V258H207ZM219 257V256H218ZM224 257V256H223ZM227 257V256H226ZM9 258V257H8ZM31 258V260H33ZM49 258V257H48ZM59 258V257H58ZM57 257H56V259L59 261H61V259L59 258L58 259ZM64 258V257H63ZM82 258V257H81ZM86 258V257H85ZM134 258V257H133ZM150 258V257H149ZM171 258V257H170ZM196 258V257H195ZM240 258V256L238 257V259ZM5 259L7 260V261H9L7 258H6V256H5ZM10 259V258H9ZM25 259V258H24ZM50 259V258H49ZM49 259L47 260V259H45V257H44V260L46 261H48L49 262ZM65 259V260H66ZM78 259H80V257L78 258ZM97 259V258H96ZM107 259H110V258H107ZM112 259V258H111ZM125 259V258H124ZM132 259V258H131ZM212 259H216V258H212ZM224 259V258H223ZM226 259H228V258H226ZM253 258H251V260H252ZM3 260H4V258H3ZM23 260V259H22ZM29 260V259H28ZM28 260H25L26 262H21L20 260L18 261V262H21L20 264H29V261ZM43 260V259H42ZM51 261H52V259H50ZM62 260H64V259H62ZM68 260V262H66V263H69V264H75V260H74V263H71L70 261ZM72 260V261H73ZM81 260V259H80ZM85 260V259H84ZM93 260V259H92ZM92 260H90V261H92ZM95 260V259H94ZM98 260V259H97ZM103 260V259H102ZM118 260H117V262H118ZM246 260V259H245ZM245 260H242V261H244L245 262ZM251 260L249 261V262H251ZM253 260V262H252V264L253 263H258L257 261L255 262ZM262 260V259H261ZM5 261V260H4ZM6 261V262H7ZM34 261H32L31 263H33L34 264ZM44 261V262H45ZM59 261V262H60ZM67 261V260H66ZM112 261V260H111ZM129 261V260H128ZM127 261V262H128ZM226 261V260H225ZM235 261H237V259L235 260ZM242 261H240L239 260V262L240 263H238V262H233L232 264H241V262ZM248 261V260H247ZM12 262V261H11ZM10 262V263H11ZM43 261L41 262L40 261V264H42V263H44ZM93 262V261H92ZM99 262V261H98ZM123 262V261H122ZM221 262V261H220ZM229 262L230 261H228V263H226V264H229ZM244 262L242 263V264H244ZM260 262V261H259ZM9 263V264H10ZM30 263V264H31ZM50 263V262H49ZM49 263H45V264H49ZM54 263H57V264H59L58 262H54ZM53 263V261L51 262V264H54ZM61 264L63 263V264H65L64 263V261H62V262H60ZM77 263V262H76ZM94 263V262H93ZM115 263V262H114ZM124 264H125V262H123ZM122 263V264H123ZM217 263V262H216ZM19 264V263H18ZM85 264V263H84ZM88 264V263H87ZM98 264V263H97ZM120 264V263H119ZM189 264V263H188ZM223 264V263H222ZM231 264V263H230Z\"/></svg>",
  "mask_w": 264,
  "mask_h": 264
}]
</instances>
